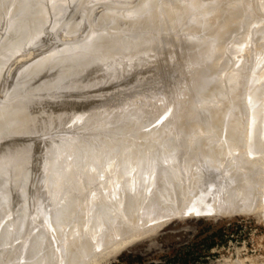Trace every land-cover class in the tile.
Instances as JSON below:
<instances>
[{
  "label": "bare ground",
  "instance_id": "obj_1",
  "mask_svg": "<svg viewBox=\"0 0 264 264\" xmlns=\"http://www.w3.org/2000/svg\"><path fill=\"white\" fill-rule=\"evenodd\" d=\"M49 1H51V0H0V18L1 17H3V18H5V17H7V18H5L6 20H8L9 21V23L7 22V24L9 25V26H12L13 25V29H12V31H19V35L21 34V35H24L26 32H27V30H29L30 28H33V29H30L31 31L30 32H32V30H35L36 32H38L39 30H40V28H42L43 27V25L46 23V20H44L45 18V16L47 15V13H48V5H49ZM54 1V0H53ZM57 2V5H58V7H59V9H60V7L61 8H63V9H65L64 8V6L66 7L67 5V7L69 8L70 7V9H72V7H73V9L74 8H76L77 9V7L76 6H73V5H76L77 3H75L76 2V0L74 1V0H70L69 2H68V0H66V1H64V0H56ZM71 1H74V3L73 4H71ZM85 1H90V0H78L77 2H78V5L79 4H84V3H86L87 4V2H85ZM92 1H94V0H92ZM92 1H90V3L92 2ZM102 1V0H101ZM113 1V0H112ZM119 1H121V0H119ZM128 0H125L124 2H126V4H128V5H126L125 7H127V6H129V4H131L130 2H131V0H129V3L127 2ZM139 1V0H138ZM142 0H140V2H138L137 3V0L135 1L137 4H135V5H133L135 2H134V0L132 1V6L131 7H129V8H125V10H123L124 11V14H123V12L121 13V11H119V12H116V9L114 10V8H116V7H114L115 6V3H114V6L111 4V3H106V4H111L112 6H110L111 7V9L113 10V11H115L114 13H110L109 12V14H107L106 13V11H109V9L107 10L106 9V6H105V9H106V11H105V13L103 12V13H100V15H101V17L99 18V20H97V21H99V24L101 23V24H104V26L106 27V25H108V26H110V28H114V30H112L111 29V31H117V27H120L121 25H123V24H126L127 22H129L130 23V21H132L131 23H132V28H131V30L134 28V24H136V21H140V19L142 18V16L143 17H145L144 15H147L146 14V9H147V11H148V14H149V11L150 10H152L153 11V7L151 8V9H148L147 7V5H148V2L150 1V0H146V1H143V2H141ZM157 1V0H156ZM159 1H162V0H158V2ZM164 1H166V0H164ZM171 0H168L165 4H169V2H170ZM174 0H172L171 2H170V4L169 5H171V4H175L177 1H175L174 3H172ZM182 1H184V0H182ZM186 1H188V0H186ZM186 1H184L183 3L181 2V1H179V2H181V6L184 4V3H186L185 5H183L182 6V8H179V7H176V6H174V8H177V10H181L182 9V14L184 15V13H185V15L187 14L186 12H194V11H196L197 10V7H199V12H200V9H201V17H202V14L204 13V12H206L208 9V7L206 8V9H203V8H201V7H204L203 5L205 4V3H208L209 1L207 0V2H203V5L202 6H199L200 5V3H202L201 1H200V3H197L196 1L197 0H192V1H190L189 3L188 2H186ZM199 1V0H198ZM204 1H206V0H204ZM212 1H214V0H212ZM211 1V2H212ZM228 3L229 2H231L230 0L228 1V0H226ZM234 0H232V3H231V7L229 6L228 8V11H227V9L225 10V8H227V7H225V5H226V3H225V1H219L218 0V2H219V4L221 3H223V4H225L224 5V8H223V10L226 12L225 14L224 13H222V12H224V11H222L221 9H219V8H222V5L220 6V7H218V8H216V10L218 9V10H221L222 12H220V13H222V14H224L223 15V17H220L218 20H220L221 18V25H220V27H219V29L217 28V32L215 33V34H212L213 32H211V31H209V32H211V33H209L210 35H211V37H213V35H215L214 36V39H210L209 38V36H208V32L207 31H205L206 33H207V36L206 37H208V40H205V39H207V38H205V39H203L205 36L203 35V34H205V32L203 31L202 32V29L203 28H205L204 26H200V29H199V27H198V25L197 26H194V27H192V28H194V29H196V27H197V30H198V35H197V37H202V39L200 40V38H195V41H196V39H198L197 41H199L198 43H196V45L194 46V47H197V44H199L198 46H199V48L197 49V50H195L196 48H194V49H192L193 50V52H191V53H187L188 55H185V54H183V52H182V49L180 48V51L181 52H179V56L177 57V56H175V54L174 53H172V52H174L175 51V53L178 51L177 49H174V48H172L171 47V44H172V42H171V40L169 41L168 39H164L166 42H170L169 44H170V47L172 48V50L174 49V51H167L168 53L170 52V57H172V58H174L175 59V57H177V58H179L181 55H180V53L181 54H183V56H181L178 60H180V61H182L183 62V60H182V57L183 58H185L184 60V63H183V65L186 67V69H188L187 71H189V75L187 74V72H186V76L185 75H183L184 73H182V70H181V73H182V77H187V75H188V80L189 81H187V82H185L184 83V81L185 80H187L186 78H182V80L180 79V77H178V73L176 74V75H174V73H170V72H168L169 74H173V75H171V76H167L168 75V73H167V77H171L170 79H177V77H178V81H176V80H171V81H173V82H177L176 84H175V89L176 88H179L178 86L180 85H182L181 86V88L183 87V90L185 91L186 89L185 88H187V90H186V92H184L182 89H181V92H182V94H184V93H187L188 92V94H191L192 92H190V91H192L193 90V93L194 94H198V97H196V98H198V99H196L195 100V97L194 96H197V95H194L193 94V96H192V94L190 95V96H192L193 97V99H194V101L192 102H187V100H185L187 103H185V104H183L184 102L182 101V97H184V96H181V95H178V96H181L180 98L178 97V96H176L175 97V95L173 96V97H175V102L173 101V103L175 104L174 105V108H168L170 105H169V101H168V103H166L165 102V107H166V104H168L169 106L168 107H166L165 109L166 110H168V111H170V112H166V110H164L165 111V113L166 114H168V115H166V116H168V117H165V114L163 113L164 111H163V109H162V111L163 112H161V105H160V103L162 104V102H160L161 101V97H163V96H166L164 93V91L163 90H167V89H163L164 88V86L167 88V85L166 84H164L163 83V81L164 82H166L165 81V79H167V77L165 78V74H163V75H161L162 73H158V72H156L157 73V75L159 74V76L161 75V77H158L157 76V78L158 79H160V82L162 81L161 80V78H162V76L165 78L163 81H162V83L164 84V85H161L160 84V82H159V80L157 79V78H154V79H157L158 80V82H159V85H161L160 87H158V85H157V83H156V85L157 86H155V85H153L152 84V82L151 81H149V82H151L149 85L150 86H152L151 88L153 89L154 87V89H156V87L157 88H159L158 90H161V92L163 91L164 93V95H162L159 99H157V101L158 102H160V103H156V101H155V103H156V106H155V103L152 105V103L154 102V96H152V97H149V98H151V100L150 101H152V103H149V105L151 104L153 107V109H155V110H151V107H150V110H148V108H147V110L148 111H146V114H147V112H149L152 116H153V113L154 114H157L158 112H157V110H159V109H157L156 110V108L157 107H159V105L161 106V107H159L160 108V116L159 117H157L158 116V114H157V118L156 117H153V118H156L155 119V121H157V122H155L154 121V124L155 123H159V119H161L160 120V122H162V123H160L161 124V126L159 127L160 129H158V128H156L155 127V130L157 131V130H159V131H155V130H153V131H155V133H158L157 135H155V136H153V135H148V136H144V135H146V134H148V130H150L149 128H147V133H145L143 130H142V128H138L139 126H137L138 124H137V122L138 121H142L141 119H139V118H137V119H134V120H131L132 119V117L133 116H135V114L139 111V112H144V114L141 112V114H143V115H146L145 114V107H147V106H145V105H143V107H144V111L143 110H141V109H139V108H141L142 107V104L141 103H139L140 105L139 106H135V105H133V104H136L135 103V101H133V99L134 100H138L139 98L138 97H136V99L135 98H131L130 97V100L127 98L128 96H135L134 95V93H132V95H131V93H128L127 91H129V90H125V92L126 93H128V94H130V95H128V96H126L125 94V98L127 99V102L128 103H126L125 101H124V99L122 100H120V101H124L126 104L125 105H128L129 104V101L131 102L132 101V103H131V105H133V107L131 106H129V108H128V106L126 107L125 106V108H127V109H122L121 110V106H118L117 104H118V102H119V105H120V101H118V102H116V101H114V98H112L113 99V101L114 102H116L115 103V105H117L118 106V108L115 106H113L112 104L111 105H109V104H107L106 103V101L104 100V103L105 104H107V106H108V109H109V107L111 106H113L112 107V110H110L111 109V107H110V109L108 110V112L109 111H112V113L114 112L115 114L113 115H111L112 116V118H113V120L111 119V116L110 117H107L108 115H106L105 113L107 112V108L105 109V113H100L97 109L95 110V105L97 106L98 104H99V102L98 103H96V99H94V98H99V97H103L104 98V96H105V98L104 99H106V96L107 95H109V93L108 92H110V90L111 91H113V89L112 88H115V87H112V85L110 84V83H112L114 80V82H116V79L115 78H113V81L112 82H109L108 83V91H107V89L106 88H104L105 90H102V89H98V87L96 86V85H98L99 84V86H100V88L103 86L102 84H103V79H98L99 80V83L98 82H96L95 83V81L94 80H97V79H93L94 77H92V75H91V73L92 74H94L91 70L92 69H94V68H90V70H89V72H90V75H91V78L93 79V81H90V77L89 78H86V80H87V82H88V86H89V84H90V82L92 83V82H94V87L95 88H93V86H91V89H93V91H95L96 92V88L98 89L97 91H98V94H100L99 95V97H98V94H96L95 92V94L97 95H95L96 97H93L92 95H91V90H89L90 89V87H86L85 86V78H83V77H81L82 78V83L84 84H82L83 86V88H85L86 90H89V93H90V95H91V97L94 99L93 101L95 102V103H93L94 104V109L92 108V111L91 110H89V108H88V110L87 111H91L90 113L88 112V113H86L87 111L85 110V108H86V106H89L90 105V101H91V97H90V95L89 94H87V93H81L80 91H78L81 95L80 96H78L79 97V99H77V98H74L75 96H73L74 94H77L78 92H77V90H78V88L81 86V84H79L80 83V81H78V79H80V76H77V74H74V72L76 73V72H79V71H81V70H83L84 68H83V66H85V69L87 68L86 67V63H92V61L94 62V61H96V62H94V63H92V65H97V63L99 64L98 66H92V67H97L96 68V70L99 72V74L101 75V76H103L102 74L104 73V72H107L109 75L108 76H106L107 74H105V77H106V79H107V81H106V83L104 82V84H105V86L107 85V82L108 81H111L112 79V76L113 77H115L116 76V78L118 79L117 80V82L119 81V79L120 78H122L121 76L118 78L117 77V75H116V73H118V71H121L120 70V67H121V65L122 64H126L127 62H123V61H126L125 60V58H128V59H131L130 60V63H132V59H133V62L137 59V63H141L142 61H145L144 60V58L146 59V56L147 55H149V53L148 52H150V55H151V52L153 53V55H155V56H150L149 58H151L152 57V59H155L154 57H156V54H157V51L155 52V50L158 48L157 46H156V44L155 45H153V49L155 48V50H154V52L153 51H149L148 50V48H147V50L146 49H142V54H141V52H140V54H137V53H139V49L138 50H134V49H136V48H138L139 46H138V44H140L141 46H143L144 47V45L146 44L145 42H147V40H149V39H144V38H148V37H144L143 36V39H140V38H142V35H144L145 34V32H146V34L148 33V31H150L151 30V28H152V25H150V26H147V28L148 27H151V28H149V30L147 31V30H144V29H146V27L145 28H141V27H139V25H138V27L139 28H141V29H143V31H145V32H143L142 30H138V28H134L135 30L134 31H136V34L138 35L139 33L138 32H143L142 33V35L141 36H139L140 38H138L137 36H135V37H137L138 38V40L139 41H141L142 40V44H141V42L139 43V41H137V40H135V42L136 43H134L133 41H134V39H136V38H134L133 39V35H136L135 33H133V32H131V35L133 36L132 37V39H131V35H129L130 33V31L131 30H129L128 29V27H127V29H128V31H126V32H128L129 34L127 35V36H130V37H127V38H129L128 40V42H130L131 44H129L128 42H125L126 40H127V38L125 39V43L126 44H124L123 43V46L121 45L122 43H120V42H123V41H121V40H123V39H121V38H119L120 36H122V38H124L123 37V35H119V36H117V34L120 32H118L117 34H116V36L112 33V34H110V36H108L107 34L108 33H110V32H108L107 31V33L105 34L104 32L107 30H105V29H102V30H105L103 33H101L100 34V31H98V28H96V29H94V27H95V23H96V17H98V16H96V15H94L95 13H94V11L90 14V16L91 15H94V18H92V17H90L89 19L90 20H95V21H93L94 23V25L92 24L91 26H94L93 28H91L90 27V30H89V32L91 31V30H93L94 31V34L96 33V31H98V33H96V34H99V36L98 35H95V36H92V38L94 37H96V39L93 41L92 39H91V41L93 42L92 44H93V46H95L94 47V49H96L95 51H94V49L91 51L90 49H92V48H90L89 50H88V46H85L86 44L88 45V44H90L91 45V41L89 42L87 39H89V38H91L90 36H89V38L88 37H86V36H88L87 35V33H89V32H86L85 34H86V38H82V39H86L88 42L86 43V44H84L85 42H86V40H85V42L84 43H80V37H78V39H79V41H77V42H74L73 44H71V46L72 45H74V46H72V47H74L76 50H73V48H68V47H66L64 44V46H65V49L67 50V48H68V50H67V52H66V54H70V52H68L69 50H71V53L72 54H70L69 55V57L67 56V55H65L63 58H62V67H57V69H55L56 68V66L54 67V66H52L53 67V69L54 70H58V68L60 69V71H58V74L56 75V77H54L55 76V74H54V76H53V74L52 75H50L51 73H52V71H51V73L50 74H48V75H50V77H51V79L50 80H52L53 79V81H54V79H55V83L52 81V83H54V85L56 84V82H58V84H61V86H63L64 88H61L60 87V85H57V86H54L51 82H48V83H51V85L54 87V88H58V86H59V89L61 88V90L63 91L64 89H65V91H69V89H70V91H72L73 90V92H66L65 93V91H64V95L62 94L63 92H60L59 90H58V93L60 92L62 95H60V96H62V98H64V100H66V104L65 103H63L64 105L63 106H66L67 104L69 105V107H71V111L69 112H67V110H66V112L67 113H70V115H71V113H75L72 109H78L79 107H78V105H77V108L75 107L74 108V106L76 105V103L77 104H82V105H85V108L83 107H81L83 110H85L86 112H85V114L84 113H81L80 115H81V117L79 116V114H78V112L77 113H75L79 118H83V119H77L76 118V120L74 119L75 117H74V115L73 116H69L70 118H71V122H69V123H73V126L75 125V123H78L79 122V125H75L76 126V128H72V129H74V131H75V129H77V127L78 128H80V127H82V130L85 128L84 126H87V128L88 129H84V131H86L85 133L82 131V134H80L79 135V132H76V131H79V130H81V129H79V130H76L75 132V134L76 135H72V133H69V134H66L65 132L68 130H70L71 131V127L72 126H69L70 127V129H65V131L64 130H62L63 128H61V129H59L58 127H61V125L59 126V124H63V126H65L66 124L64 123V122H62V121H64L65 119L67 120V119H69V117H67L66 118V116H68L69 114H65L66 112H64V113H62V110H63V108H66V107H68V105L66 106V107H60V104H61V106H62V102L61 101H63V100H60V99H58V98H60L59 97V94L57 93V97L56 96H54L55 97V99H53L54 97L53 96H51V92H55V90L56 89H54V91H51L50 90V88H53L52 86L49 88V86H48V88L49 89H47L48 91H50L49 93H50V95L49 96H51V97H53L52 99L54 100L53 102H55V101H57L56 100V98L58 99V101L57 102H61L60 104H59V107L61 108L60 110H61V112H60V110H59V112H60V114L58 113V112H56V111H58V105H56V103L57 102H55V103H53V102H51L50 103V101H46V99H45V101H42L43 99H44V97L45 96H42L41 94L43 93V91L47 88V81L48 80H46V79H49L48 78V75H47V73H49L48 72V70H46V69H43V68H45V66L47 65V66H49L47 63H45L46 61H44V63H43V65H42V63H41V61H39V59L38 58H36L37 59V62L35 61V64H38V62H40L39 64H38V67H39V65L41 64L42 66H43V68L41 67V69L42 70H46V73H45V71L44 72H42L44 75H46L47 77H46V79H45V76H42V78H40L38 75V73H40V72H38V73H36V75L38 76H36L37 78H40L39 80H41V81H43V79L46 81V83L45 82H43V83H45V89H42L43 87L41 86V90H43L42 91V93L40 92L41 90L40 89H38V92H36V90H37V88L36 89H34L33 90V92L35 91L36 93H37V95H39L38 97L39 98H37V95L36 96H33L32 97V95L30 94V93H28L27 91H26V88H25V91H23V90H15L16 91V96H18V99H14L15 98V96L14 97H10L9 98V96L8 97H6V98H3V99H0V105H1V103H2V105L0 106V124L2 125V123H3V126L5 125V126H7L6 128L5 127H0V130H2V128H3V130H6L7 131V129L9 128V132H8V134H7V132H6V136L4 137V135L1 137L0 136V138H4L3 139V141L4 140H7L6 141V143H5V141L4 142H1L0 141V143L2 144H6L4 147H2L1 146V144H0V218H3V220H4V222H2L4 225H3V227H2V229H1V231H0V233L2 232V234H0V236H1V238L3 239V240H5V242L6 241H10V240H15L17 237H19V235H21V234H23V236H21L22 237V240L24 239L25 241H20V240H18V241H20V243L19 244H17L15 247H14V249H13V251H12V253H11V255L10 256H8V254H7V256L9 257V261H10V264H26V263H29V264H40V262L42 261V257H41V254H42V256H43V258H44V256L46 255V253H47V255L46 256H48V254H50L47 258H49L48 260H49V262H47V264H104L105 262H107L109 259H111V258H114V257H116L120 252H122L124 249H126L128 246H130L132 243H134V242H136L137 240H139L144 234H146L144 231H143V228H142V231H143V233H136L137 231H135V233H128L127 235H123V236H119L118 235V233H119V231H121V232H125V231H127V228L125 227V226H127V225H129V224H132V227L133 228H135L133 225H134V222L136 221H134V220H132V218L133 219H136L135 218V214H137L136 212H132V211H134V210H136V211H140V215H141V212H142V214L145 216V217H149V218H151V217H153V216H155L156 218L157 217H160V216H162V215H167V214H169L172 210L174 211V209H172V207L174 208H176V207H178L179 206V209H177L176 211H179L180 210V207H181V205H182V203H183V205H182V209L183 210H185V207H186V209H188V210H186V211H188V213L190 212V213H192V212H196V213H205V211H209L210 212V210H211V212H216L215 211V209H226V211H227V209L228 208H230V207H233L232 206V204H233V202H232V200H231V197H232V195H234V189H233V186H232V182L234 181V179H235V177L236 178H239V180H241V179H245V180H247L248 181V179H249V181H250V178L253 180V178H255V177H257V176H259V174L258 175H256L255 176V174H256V172H254V170H256V169H254L255 168V165L254 166H252V165H250V164H246L247 166H243V164H241V165H237V164H239V163H235V159H233V158H235V156H233L234 155V148L232 147V145L233 144H231V143H228L227 144V142H226V139H229V140H231L232 138H234V140H236L237 139V135H235L234 133H236V134H238L239 135V138H241L242 139V141H245L246 140V138H247V140H248V138L249 137H245V140H243L244 139V137L242 138V136L243 135H245V133L243 132L244 131V129L246 128L247 129V126L249 125V124H251V123H253V127H252V129H253V132L255 133V137H253L254 136V134L252 135V137H251V141L253 140V139H255L254 141H252V143L253 144H257V145H262L263 143H264V110H263V106H264V101H263V103H261V105H263L262 107L260 106V108L262 109V111L261 110H259V112L260 113H262V114H260L259 113V115H258V117L257 116H255L256 118H255V120H254V122H251V118H249V120H250V123L248 124H246V122L244 123V121H245V117L246 116H242V115H244V114H247L248 115V112L250 111V110H248V112H244L243 114H239L238 112L240 111L239 109H242L243 108V106H242V108L237 104L236 105V98H238V100H239V98L240 97H245V96H243V95H245L243 92L246 90L247 91V89H246V87H250L251 85H249L248 84V82L245 80V86L244 85H242V83H238V81L237 80H235V79H238V76H237V78H234V82H236L237 81V84L239 85V84H241L242 86H244V88L243 87H241V86H239V87H241V88H237V89H233V88H236V87H238L237 85H236V87H235V85L233 86V84H229L230 82L229 81H231V79L233 80V78H231L228 82L229 83H227V85H230V86H232V87H230V89H233V91H237L238 92V89H242L243 88V90H239L240 91V93H242L243 95H240V93H236V94H239L240 95V97H236V95L235 94H233V96H232V93H234L232 90V92L231 91H229L230 89H229V87H228V91L229 92H226L227 93V95L229 96V94L231 95V98H232V100H231V98H230V96H229V98L226 96V93H225V91H224V89H223V86L225 85V83L227 82L225 79V83H224V81H222L223 80V78L221 77V75L222 74H220V73H222V70L223 69H221L223 66H221V67H218V68H220V69H218L216 66L218 65V66H220L221 65V63L223 62V60H224V58L226 57V55H224L225 57L222 59V49H223V47H220V46H224V44H223V42H224V40H229L228 39V37L230 36V34H233L232 36H230V38L232 39V42H231V40H230V42L229 43H231V44H229V46L230 47H228L227 46V44L228 43H226V46L228 47V49H230V50H228V49H226V51L228 50L229 52H226V53H231V45L233 44V42H234V40H236L235 38L233 39V37H234V35L238 32V30L236 31L235 30V28H236V26H238L237 24L232 28V24L233 23H236V21L237 22H240V20L241 19H237L236 21H235V19L236 18H241L242 17V20L244 21H242L243 23H241L240 22V25H242V24H245V23H249L250 22V19H251V17L253 16H251V13L252 14H255L256 15V13H258L261 9H262V12H259V14L261 13V15H262V13L264 12L263 10H264V0H246V2H248V3H246V4H248V10H246L247 8H245L244 9V4H243V6L242 5H240L241 4V0L238 2V0H237V2L239 3V6H234V8H233V6H232V4L234 3V2H236V1H234ZM243 1H245V0H243ZM52 2V1H51ZM100 1H98V3H99ZM104 2V1H103ZM106 2H107V0H106ZM109 2V1H108ZM114 2H116V1H114ZM155 2V1H154ZM158 2H156V5L155 4H153V5H151V6H154L155 5V7L158 5L157 3ZM211 2H209V3H211ZM56 3H55V1L53 2V4H55L56 5ZM72 5V6H69L70 4ZM89 3V2H88ZM97 3V4H98ZM102 3V2H101ZM113 3V2H112ZM117 3V2H116ZM119 3H121V5L123 4L122 3V1L121 2H119ZM118 3V4H119ZM213 3H215V4H217L215 7H217L218 6V3H217V0H216V2L214 1V2H212V6H213ZM227 3V5H229ZM92 4H94L95 5V2H92ZM178 4H180V3H176L175 5H178ZM199 4V5H198ZM236 3H234V5H235ZM77 5V6H78ZM94 5H91V7L93 8V10H95L94 8H95V6ZM99 5H100V3H99ZM102 5V4H101ZM109 5H107V7H109ZM125 5V4H124ZM123 5V6H124ZM168 5V6H169ZM207 6H210L209 4H206ZM226 5V6H227ZM52 6V5H51ZM86 6V9H87V11H91V9H89L88 7H87V5H85ZM84 5H83V7H85ZM88 6H90V4L88 5ZM94 6V7H93ZM104 6V5H103ZM150 6V7H151ZM159 6H160V9H165V7L163 6L162 8H161V6H162V4L160 3L159 4ZM159 6H157L158 8H159ZM166 6V5H165ZM168 6H166V7H168ZM213 6V7H214ZM19 7H24V14H21V17H18L19 16V13H22V12H18V11H20L21 9L19 8ZM50 7V6H49ZM54 7H57V6H54ZM66 7V8H67ZM109 7V8H110ZM121 6L119 5V8H120ZM154 7V8H155ZM19 8V9H18ZM67 8V9H68ZM80 9H82V11H84L83 10V8L82 7H79ZM158 8H157V10H158ZM231 8V9H230ZM15 9H18V11L17 10H15ZM26 9H28V10H30V13H29V15L27 14L28 12L26 11ZM49 9H51V8H49ZM53 9V12H54V10L56 11V10H59V9H55V8H52ZM51 9V10H52ZM79 9V10H80ZM85 9V8H84ZM86 9H85V11H86ZM104 9V10H105ZM118 9V8H117ZM122 9H124L123 7L121 8V10ZM156 9V8H155ZM155 9H154V12H155ZM163 9V10H164ZM169 9H171V8H169ZM168 9V11H170ZM196 9V10H195ZM209 9H211L210 7H209ZM17 11L16 13H17V17H15V20H14V15H11L12 14V12L13 11ZM60 10H62V9H60ZM75 10V9H74ZM73 10V11H74ZM111 10V11H112ZM119 10V9H118ZM117 10V11H118ZM163 10H161V11H163ZM165 10H167V9H165ZM176 10V9H175ZM175 10H172L173 11V13L174 14H172V12L170 11V12H167V14L168 13H170L171 15H173V16H176L175 18H174V20L176 21L177 19V16L178 15H176L177 14V12L178 11H175ZM192 10H194V11H192ZM202 10H204V12L202 11ZM213 10H215V9H213L212 8V11H211V13L213 12ZM218 10H217V12H218ZM243 10H245V15H246V12L248 11V12H250V19L248 20L247 19V17H245V15H243L244 14V11ZM22 11V10H21ZM63 11V14L64 15H62L61 13V15H59V16H62L61 18L63 19L64 18V22H66L65 21V19L67 18H65V17H63V16H68V15H73V14H75V15H77V16H79V15H81V16H79L80 18L81 17H84L85 16V14H87V13H85L84 14V12H83V14H77V12L75 13V11L72 13V12H70L71 14H67V12H65L64 10H62ZM67 11H69V10H67ZM77 11V10H76ZM81 11V10H80ZM112 11V12H113ZM151 11V12H152ZM50 12H52V11H50ZM49 12V15L51 14ZM57 12H60V11H56V12H54V13H52V16L55 14V17H56V13ZM66 13V15H65V13ZM144 12H145V14H144ZM151 12H150V14H151ZM154 12H153V17L155 18V16L156 17H158V15L160 14L159 12H160V10L159 11H156V12H158V13H156V14H158V15H155L154 16ZM190 12V13H191ZM248 12H247V15H248ZM15 13V12H14ZM69 13V12H68ZM162 14H160L159 16H161V15H165L164 14V11L163 12H161ZM165 13H166V11H165ZM190 13H189V15H190ZM210 12H208L207 13V15H205L206 13H204L203 15H205V19H207V18H209V17H206V16H212L211 18L212 19H214L213 17H215V16H213L214 14H212V15H210L211 14ZM214 13H216L215 11H214ZM219 13V12H218ZM26 14H27V16H26ZM104 14V15H103ZM120 14H123V15H120ZM149 14V15H150ZM178 14H179V12H178ZM195 14H198V11H197V13H195ZM193 15L192 14V17L194 16H196V15ZM209 14V15H208ZM221 14V15H222ZM22 15H25L24 17H22ZM49 15H47L48 17H49ZM71 15V16H72ZM83 15V16H82ZM149 15H147V17H145V18H147L148 20H150L148 17H149ZM150 15V18L152 17ZM171 15H169L170 16V18H172L171 17ZM182 15V16H183ZM200 15L199 16H197V18L195 19L194 18V21L193 20H191L190 21V23H192L193 25H195L194 24V22H198V20L199 21H201L202 22V20L201 19H203V21L205 20L204 18H201L200 17ZM216 15V14H215ZM218 15H220V14H218ZM220 15V16H221ZM264 15V14H263ZM9 16H10V18H11V16L13 17V21H11V20H9ZM16 16V15H15ZM52 16H50V17H52ZM70 16V17H71ZM77 16H76V18H77ZM88 16V15H87ZM166 16V15H165ZM181 16V17H182ZM260 16V15H259ZM58 17V16H57ZM69 16H68V18H70ZM73 17H75V16H73ZM78 17V18H79ZM89 17V16H88ZM88 17H87V19H88ZM180 17V18H181ZM186 17H191V15L190 16H187L186 15ZM186 17L185 16H183L182 17V19L183 18H185L186 19ZM217 18L219 17V16H216ZM249 17V16H248ZM254 17V16H253ZM252 17V18H253ZM264 17V16H263ZM3 18H1V20L3 19ZM59 19L60 21L62 20V19ZM76 18H73V20L74 19H76ZM79 18V20H81ZM86 18V17H85ZM145 18H142L141 20L144 22V20H145ZM159 18V17H158ZM180 18H178V20L180 19ZM211 18H209V20H211ZM258 18V17H257ZM260 18V17H259ZM47 19V18H46ZM49 19H52V18H49ZM49 19H47V20H49ZM86 19V20H87ZM147 19H146V21H147ZM161 19V18H160ZM160 19H159V24H161L160 22ZM163 19V18H162ZM169 19V18H168ZM185 19H183V20H185ZM190 19H193V18H190ZM216 19V18H215ZM262 19H264V18H260L259 19V22L257 23V26L259 25V23L261 22V23H263L264 22V20H263V22L262 21H260V20H262ZM43 20H44V22H43ZM53 21H57V18L56 19H52ZM67 20H69V19H67ZM71 20H72V18H71ZM86 20H84L83 19V22L85 21V26H86V24H88V22H86ZM89 20V22H91ZM152 20H153V18H152ZM158 20V19H157ZM165 20V19H164ZM172 20V19H171ZM169 21V22H171L170 24L172 25L173 23H175V22H173V20L172 21ZM177 20V21H178ZM217 20V19H216ZM235 22H234V21ZM253 20H255V21H257V19H255V17L253 18ZM3 21V20H2ZM13 22V23H11V22ZM60 21H59V24H60ZM76 21H77V19H76ZM156 21V20H155ZM155 21H153L152 22V24L155 22ZM181 21V20H180ZM179 21V22H180ZM186 21V20H185ZM184 21V23H186V25H184V27H187V21H189V19L185 22ZM215 20H213V23H215L214 22ZM254 21V23L256 24V22ZM1 22V21H0ZM4 22H5V20H4ZM6 22H5V24H6ZM58 22V21H57ZM63 22V21H62ZM62 22H61V24L60 25H62ZM63 22V23H64ZM69 22H70V20H69ZM68 21H67V23H69ZM73 22V21H72ZM72 22H70V23H72ZM135 22V23H134ZM157 22V21H156ZM165 22V21H164ZM183 22V21H182ZM211 22H212V20H211ZM11 23V24H10ZM44 23V24H43ZM48 23L49 24H51L49 21H48ZM47 23V24H48ZM53 23V22H52ZM76 23H78V21L77 22H73V24H75L76 25ZM80 23H81V21H80ZM78 23L77 25H81V24H83V23ZM98 23V22H97ZM96 23V24H97ZM134 23V24H133ZM138 23V22H137ZM140 23V22H139ZM138 23V24H139ZM145 23H148L147 25H149V24H151V22L149 23V22H145ZM158 23V22H157ZM157 23H155L156 25H157ZM178 23V22H177ZM177 23H175V24H177ZM181 23V22H180ZM189 23V24H190ZM198 23H200V22H198ZM197 23V24H198ZM205 23V22H204ZM203 23V24H204ZM209 23H210V21L207 23V26H208V30L210 29L209 27H212L213 25H212V23H210V25H212V26H210L209 25ZM219 22L217 21V25H219L218 24ZM254 23H252V21H251V25L250 26H252V24H254ZM2 24H4V23H2ZM1 23H0V26L2 25ZM4 24V25H5ZM7 24L5 25V26H7ZM57 24V23H56ZM59 24H58V26H57V30H58V27H59ZM91 24V23H90ZM90 24H88L87 25V28H88V26L90 25ZM98 24V25H99ZM141 24V23H140ZM144 24V23H143ZM155 24H153V25H155ZM175 24H173V26H175ZM181 24H183V23H181ZM180 24V26L182 27L183 25H181ZM188 24V26L190 27V29L192 30V28H191V25L192 24H190L189 25ZM201 24V23H200ZM206 24V23H205ZM216 24V23H215ZM239 24V23H238ZM254 24V25H255ZM264 24V23H263ZM262 24V25H263ZM53 25V24H52ZM64 25H65V23H64ZM76 25V26H77ZM145 25V24H144ZM164 25V24H163ZM192 25V26H193ZM240 25L237 27L238 29L240 28V29H242L241 27H240ZM248 26H249V24H247ZM261 25V24H260ZM259 25V26H260ZM262 25L260 26L261 27V29L262 28H264V27H262ZM48 26H50V25H48ZM53 26H55V24L53 25ZM52 26V27H53ZM79 26H77L78 28H79ZM82 26V25H81ZM101 26V25H100ZM104 26H101L102 28L104 27ZM106 27V28H109V27ZM128 26H131V24L130 25H128ZM135 26H137V25H135ZM141 26V25H140ZM143 26V25H142ZM158 26V25H157ZM156 26V28H158V27H160L161 28V26H158L157 27ZM176 26H179V25H176ZM207 26H206V28L205 29H207ZM246 26V25H245ZM259 26L257 27V28H255V30L257 29V34L256 35H258V32L260 31L259 29ZM4 27V26H3ZM51 27V26H50ZM62 27V26H61ZM82 27H84V26H82ZM81 27V29H85V28H82ZM98 27V26H97ZM122 27V26H121ZM120 27V28H121ZM124 27V26H123ZM163 27H166V26H163ZM181 27H179V29H180V31H181ZM201 27H202V29H201ZM252 27H254V26H252ZM250 28L251 30H253L254 28ZM7 28V30H8V27H6ZM12 28V27H11ZM29 28V29H28ZM85 29L83 32H85L86 30H88V29ZM110 28L108 29V30H110ZM130 28V27H129ZM167 28V27H166ZM171 28V27H170ZM175 28H177V27H175ZM231 28H232V30H235V31H232L233 33H228V31H230L231 30ZM249 28V27H248ZM259 28V29H258ZM2 26H1V30H0V32L2 31ZM45 29V28H44ZM43 29V30H44ZM50 30L49 31H51V32H54L55 33V28H53V30L54 31H52L51 30V28H49ZM122 29V28H121ZM127 29H125V30H127ZM153 29V28H152ZM184 29H187V28H184ZM189 29V28H188ZM212 29H216V27L215 28H213L212 27ZM240 29H239V31H240ZM244 29H246V27L245 28H243L242 30H244ZM249 29V30H250ZM22 30V31H21ZM23 30H25V31H23ZM38 30V31H37ZM42 30V29H41ZM46 30H47V26H46V29L43 31V33H46L47 34V32H46ZM57 30H56V32H57ZM79 30H80V28H79ZM99 30H100V27H99ZM124 29H122V31H123ZM159 32L160 31H162V30H165V29H162V30H159V29H157ZM168 30H169V28H168ZM167 30V31H168ZM172 30H173V28H172ZM196 30V31H197ZM199 30H201V33H203L202 35H201V33H200V31ZM211 30V29H210ZM247 30L248 29H246L245 31H242V32H246V33H248L247 32ZM259 30V31H258ZM263 30V29H262ZM5 31V27H4V30H3V32ZM93 31H91L92 33H93ZM151 31H153V30H151ZM154 31H155V29H154ZM157 31V32H158ZM166 31V30H165ZM171 31V30H170ZM178 31V30H177ZM179 31V32H180ZM182 31H183V29H182ZM181 31V32H182ZM186 31H189V30H186ZM11 32V31H10ZM21 32V33H20ZM22 32H25V33H22ZM90 32V33H91ZM159 32L157 33V38L158 39H160L159 38V36L162 38V36L159 34ZM172 32V31H171ZM171 32H169L170 33V35H169V37L171 36ZM195 32V31H194ZM193 32V33H194ZM214 32H215V30H214ZM241 32V31H240ZM261 32V31H260ZM6 33V32H5ZM7 33H9V32H7ZM6 33V34H7ZM11 33H13V32H11ZM39 34H40V32H38ZM42 33V34H43ZM54 33H52L53 35H54ZM121 33V32H120ZM123 33V32H122ZM121 33V34H122ZM152 33V32H151ZM175 32H172V34H174ZM191 32H187V34H190ZM197 33V32H196ZM196 33H194L195 35H196ZM226 33H228L229 34V36L227 37V34ZM250 33H251V31H250ZM249 33V35L247 34H245L246 35V37L247 36H250L251 34ZM252 35H251V37H247L246 39H250V40H248V41H250V43H251V41H253V40H251V38H253L254 37V33H255V31L253 32L252 31ZM264 33V30L262 31V34ZM1 34L2 33H0V36H1ZM4 34V33H3ZM29 34V33H28ZM27 33L25 34L26 35V37H27V35H28ZM33 34H35V32L33 31ZM46 34H44V35H46ZM57 34V33H56ZM85 34H83V36L85 35ZM125 34V33H124ZM153 34V33H152ZM154 34H156V32H154ZM153 34V36H155ZM179 34H181V33H179ZM182 34H183V32H182ZM199 34L201 35V36H199ZM238 34H240L241 35V33H238ZM243 34V33H242ZM10 35V34H9ZM9 35H8V37H9ZM15 35V37H16V40H14L15 39V37H14V39L12 38L13 36ZM17 35V36H16ZM18 33L16 34L15 32H14V34H13V36H11L10 35V37H11V39H12V41H11V46H7V44L5 45V52H4V54H3V50H1L0 49V51L2 52V54H1V56H5L6 57V55H8L9 56V54L13 51L14 53H16V52H18V51H21V50H18V48L19 49H25L26 50V48L24 47L25 46V44H24V42L26 43V42H29L28 41V39L30 38V37H25V35L23 36V37H21V38H19V40H17L18 39ZM31 35H32V33H31ZM37 35V34H36ZM48 35H50V33L48 34ZM53 35H51V36H53ZM89 35H91V34H89ZM114 35V36H113ZM175 35H177L178 36V33H176V34H174V37L172 38L173 40H175L176 41V45H177V43L179 42H177V38L175 37ZM195 35H192L191 34V37L192 38H194L193 36H195ZM206 35V34H205ZM244 35V36H245ZM35 36V35H34ZM40 37V39L42 38L43 39V37H41V35H39ZM111 36H113V37H115V38H113V37H111ZM125 36H126V34H125ZM150 36H151V34H150V32H149V38H150ZM173 36V35H172ZM183 36H186V32L184 33V35ZM237 36H239V35H236L235 37H237ZM242 36V35H241ZM253 36V37H252ZM260 36V33H259V35L257 36V39H258V37ZM264 35H262L260 38L262 39V37H263ZM2 37V39H3V36H1ZM8 37H5L6 39L8 38ZM31 37H33V36H31ZM38 36H35L34 38H32L33 40H31L30 39V41L32 42V43H35V40L34 39H36ZM47 37H49V36H47ZM56 37V36H55ZM152 37V36H151ZM156 37V36H155ZM179 37H182V36H180L179 35ZM188 37H190V36H188L187 35V37H184V38H187V41H190V40H192V42H193V39H190V38H188ZM22 38H24L23 40H27V41H21L22 40ZM38 38V39H39ZM93 38V39H94ZM111 38H113L114 39V41H115V39H116V41H120V42H118L120 45H119V47L117 46L118 44H116L117 42H114V41H112V42H114V44L116 45H112V44H110V46H109V48H108V46L107 45H109L108 43H111ZM117 38H119L118 40H117ZM154 38V37H153ZM166 38V37H165ZM174 38H176V39H174ZM226 38V39H225ZM239 38H240V40L242 41V38H243V36H242V38L239 36ZM239 38H237V39H239ZM245 38V37H244ZM244 38H243V40H244ZM255 38V37H254ZM253 38V39H254ZM259 38V40H261ZM10 38H8L7 40H9ZM38 39H36V40H38ZM41 39V40H42ZM45 39V38H44ZM50 39H53L54 40V38L52 37H50ZM57 39V38H56ZM55 39V40H56ZM155 39V38H154ZM163 39V38H162ZM179 39V38H178ZM188 39H190V40H188ZM246 39H245V42H246ZM5 40V39H4ZM48 40H49V38H48ZM48 40H47V43H48ZM53 40H51V41H53ZM146 40V41H145ZM150 40H151V38H150ZM148 41V43H147V45L148 44H150V42L151 41ZM161 40V39H160ZM172 40V41H173ZM180 41H182L181 40V38L179 39ZM185 40V39H184ZM184 40L182 41V42H184ZM263 40H264V38H263ZM2 40H0V44L1 43H3L4 44V42L2 41ZM6 41V40H5ZM10 41V40H9ZM16 42L14 45H13V43L12 42ZM17 41L18 42H23V43H18L19 45H21V48L20 47H18L19 45L17 44ZM56 41H58V42H56ZM55 42L56 43H53L54 44V47H55V45L57 44V45H59L60 43V41H59V39L58 40H56ZM75 41V40H74ZM143 41H145V42H143ZM155 41H157L156 39H155ZM155 41L153 42V40H152V43L154 44L155 43ZM159 41V40H158ZM186 41V40H185ZM237 41V43H238V41L239 40H236ZM235 41V42H236ZM240 41V42H241ZM254 41H255V39H254ZM257 41V40H256ZM7 42V41H6ZM36 42H38V41H36ZM163 42V44H164V41H162ZM165 42V43H166ZM191 42V41H190ZM189 42V43H190ZM191 42V43H192ZM226 42V41H225ZM228 42V41H227ZM238 43V45H240L241 43ZM244 42V43H245ZM262 42V41H261ZM261 42L259 43V44H257V45H261ZM264 42V41H263ZM262 42V48H264V43ZM8 43V45H10ZM30 43V42H29ZM29 43H26V47L28 46V48H29ZM39 43L40 44H42L41 42H40V40H39ZM44 43V42H43ZM50 44L52 43V42H49ZM59 43V44H58ZM62 43V42H61ZM67 43V42H66ZM69 43V42H68ZM70 43H72L71 41H70ZM69 43V44H70ZM75 43H80V46H79V44H77V45H75ZM159 43H161L160 41H159ZM181 43V42H180ZM179 43V44H180ZM190 43V44H191ZM194 43V42H193ZM193 43H192V45H193ZM194 43V44H195ZM249 42H247V43H245V45H247ZM250 43L248 44V46H246L247 47V50L245 51L246 52V55H247V51L249 50V48H250ZM258 43V42H257ZM28 44V45H27ZM37 44V43H36ZM50 44H48L49 46L48 47H50L51 49H52V46H50ZM81 44H82V46H83V44H84V46L86 47H82L81 46ZM127 44H128V46L130 45V46H134V47H136V48H132V50H131V52L132 51H134V54H135V52H137L136 54H137V56H136V58L135 57H133V56H135V55H133L132 56V54L130 53V48L131 47H128L129 48V50H127L128 48L126 47L127 46ZM135 44H136V46H135ZM175 44V43H174ZM213 44L215 45V44H218L217 46H219V47H217L219 50H222V51H220L219 52V50H215V53L214 54H211V55H214V57L217 55V58H218V56L220 57V55H221V58L219 59V60H221L222 62L220 63V62H218L219 60L217 59H215V61L216 62H211V64H209L208 63V61L210 60V58H214L213 56L212 57H210V58H207V57H209V53L210 52H212L211 51V47H213V48H215L216 46H213ZM18 45V46H17ZM43 45V47L45 46V45H47L46 43H44V44H42ZM56 45V46H57ZM62 45V46H63ZM67 45V44H66ZM89 45V46H90ZM152 45V44H151ZM151 45H149V46H151ZM160 45H162V44H160ZM167 45V44H166ZM165 44H164V46H166ZM173 45V44H172ZM180 45H182V43L180 44ZM179 45V46H180ZM186 46L187 45H189L188 43L187 44H185ZM190 46V48L192 47L193 48V46ZM200 45H202V46H200ZM235 45V44H234ZM245 45H244V47L242 48V49H239V50H241V54L244 52V49L246 48L245 47ZM256 45V44H255ZM256 45V46H257ZM3 47H4V45H2ZM6 46L7 47H11V48H17V50L18 51H16L15 49V51L14 50H10L9 51V49L10 48H6ZM17 46V47H16ZM31 46V45H30ZM36 46H39V44H37V45H35V47ZM71 46H69V47H71ZM82 47V48H76V47ZM92 46V45H91ZM90 46V47H91ZM107 46V47H106ZM120 46L122 47V49H120L118 52H117V49H116V52L118 53V54H116L115 53V51L114 50H112L111 49V47H116V48H120ZM125 46V47H124ZM138 46V47H137ZM164 46H161V47H163L164 48ZM183 46L184 45H182V48H183ZM189 46H187L186 48H189ZM225 46V47H226ZM241 46H243V44H241ZM256 46H255V48H256ZM0 47H1V45H0ZM41 46H39L38 48H40ZM46 47V46H45ZM47 47V48H48ZM53 47V48H54ZM61 47V44H60V46H59V48ZM124 47V48H123ZM148 47V46H147ZM157 47V48H156ZM161 47H159L158 49L159 50H161V49H163V48H161ZM167 47V46H166ZM165 47V48H166ZM178 47V46H177ZM181 47V46H180ZM236 47V46H235ZM238 47V46H237ZM236 47V48H237ZM249 47V48H248ZM260 47V48H261ZM58 48V47H57ZM56 48V49H57ZM62 48L63 47H61V51L62 52H64L63 50H62ZM127 48V49H126ZM146 48V47H145ZM161 48V49H160ZM164 48V49H165ZM189 48V49H190ZM220 48H222V49H220ZM239 48H240V46H239ZM257 48H259V46L257 47ZM259 48V50L257 51V52H255V53H258L259 51V54L261 53V51H263V49H260ZM4 49V48H3ZM6 49L8 50L7 52H6ZM42 49V48H41ZM40 49V50H41ZM51 49H48V51L49 50H51ZM64 49V48H63ZM64 49V50H65ZM104 49L106 50V49H108V50H110L108 53L110 54L111 53V50H112V52L113 53H115L117 56L114 58V56H115V54H113L112 56L111 55H108V54H106L105 55V52H104ZM150 50H151V47L149 48ZM152 49V50H153ZM164 49L163 50H161L162 51V53H160V54H162L163 55V53L166 51H164ZM178 49H179V47H178ZM184 49H185V46H184ZM233 49H235L234 48V46H233ZM233 49H232V51H233ZM45 50H47L46 48H45ZM45 50H43L44 52H46ZM65 50V51H66ZM158 50V51H159ZM168 50V49H167ZM185 50H187V49H185ZM184 50V51H185ZM191 50V49H190ZM191 50V51H192ZM213 50V49H212ZM238 50V49H237ZM237 50L235 51L236 53H237ZM238 50V51H239ZM251 50H254V49H251ZM257 50V49H256ZM255 50V51H256ZM52 51V50H51ZM53 51H54V53L53 54H56V51H58V49L55 51V48L53 49ZM52 51V52H53ZM60 51V52H61ZM94 51V52H93ZM129 51V52H128ZM141 51V50H140ZM143 51L145 52L146 51V56H144L143 54ZM208 51H210V52H208ZM8 52H10L9 54H8ZM13 52L11 53V55H15V54H13ZM43 52V53H44ZM50 52V51H49ZM52 52H50L49 54L50 55H52ZM60 52H58V53H60ZM167 52H165V53H167ZM206 52H208V54H206L205 55V53ZM216 52H218V53H216ZM224 52H225V50H224ZM223 52V53H224ZM235 52H232L233 54H234V56H236L235 55ZM244 52V53H245ZM253 52V51H252ZM252 52H249V54L250 53H252ZM7 53V54H6ZM19 53V52H18ZM43 53H40V55L41 54H43ZM156 53V54H155ZM168 53H167V55H168ZM171 53L173 54V55H171ZM178 53V52H177ZM176 53V54H177ZM185 53H186V51H185ZM231 53V55H233ZM254 52H253V54H255ZM263 53H264V51H263ZM49 54L47 55V53H45V55L46 56H48L49 57ZM216 54V55H215ZM238 54H239V52H238ZM238 54H237V56H238ZM240 54V55H241ZM262 54V53H261ZM11 55L9 56V57H11ZM45 55L43 54V56L45 57ZM58 55V54H57ZM57 55H55L56 56V59H54L55 58V56H53L54 58H52L51 56L49 57V60L48 59H46V60H48L47 62H49L50 61V64H51V61H52V64H53V59L54 60H56L57 62L59 61V60H57ZM61 55H63V53L61 54ZM143 55V56H142ZM159 55V54H158ZM157 55V56H158ZM162 55H160V56H158V57H156V58H158V60H159V58H163V56ZM167 55H165V58H163V59H165V61L168 59H170V58H167L166 59V57H168ZM185 55V56H184ZM208 55V56H207ZM210 55V56H211ZM243 55L245 56V54H242L241 56L243 57ZM252 54H250V56H251ZM262 55H264V54H262ZM12 56V57H13ZM17 56V55H16ZM15 56V57H16ZM42 56V55H41ZM43 56H42V58H43ZM59 56V55H58ZM131 56L133 57V58H131ZM174 56V57H173ZM187 56V57H186ZM227 56H230V54L229 55H227ZM236 56V57H237ZM241 56H239V57H237V58H239V59H241L240 57ZM260 57H261V55H259ZM259 56H257V57H259ZM9 57H7L6 59H8ZM11 57V58H12ZM38 57H40V56H38ZM66 57H68L67 59H66ZM113 58V59H110V58ZM231 57V56H230ZM251 57H253V56H251ZM250 57V58H251ZM2 58V57H1ZM41 58V57H40ZM41 58V59H42ZM52 58V59H51ZM110 60H109V59ZM171 58V59H172ZM234 58V59H233ZM235 59V57H231V59H232V61H230V62H232L233 63V61L235 62V60H238V59ZM246 58V57H245ZM4 59V58H3ZM3 59H2V61H3ZM15 59H17V58H15ZM35 58L33 59V60H36ZM45 59V58H44ZM59 59L61 60V56H59ZM64 59H66V60H64ZM127 59V60H128ZM163 59H161V60H163ZM227 59L228 58H225V61H227ZM242 59H244V58H242ZM251 59H253V62L256 60V58H251ZM250 59V60H251ZM255 59V60H254ZM259 58H257V60H258ZM260 59H262V58H260ZM259 59V60H260ZM1 60V59H0ZM12 60H13V58H12ZM33 60H30L29 61V64L31 63V66H33L32 64H34V61ZM157 60V62H159L158 64H159V66H160V68L163 66V65H165V64H163V62L162 61H158ZM178 60H176V62L175 63H177V62H179L180 63V61H178ZM211 60H213V59H211ZM210 60V61H211ZM230 60V59H229ZM250 60H248V61H250ZM263 60H264V58H263ZM5 61V60H4ZM4 61H3V63H4ZM8 61H10L9 59H8ZM7 61V62H8ZM15 61V60H14ZM13 61V62H14ZM66 61V62H65ZM140 61V62H139ZM148 61H149V59H148ZM147 61V59H146V62H147V64L149 63V62H151V61H149L148 62ZM156 61V60H155ZM155 61H153V64H154V62ZM170 61V62H169ZM169 61H167V63H168V67H169V65L171 64V66L170 67H172L173 68V63H172V61L171 60H169ZM240 61V60H239ZM238 61V62H239ZM241 61H243V60H241ZM240 61V63H238V62H236L237 64H239L238 65V69L240 68V70H241V68H242V70H243V65H242V67H240V64L242 63ZM245 61V60H244ZM243 61V62H244ZM252 61V60H251ZM12 62V63H13ZM18 62V61H17ZM57 62L56 63H54V65H58L59 66V63L60 62H58V64H57ZM65 62V64H63ZM129 62V61H128ZM136 62V61H135ZM134 62V63H135ZM146 62H142L143 64L144 63H146ZM163 64V65H161V63ZM181 62V63H182ZM230 62H229V65H231L230 64ZM261 62H263V61H261ZM260 62V63H261ZM5 63H6V61H5ZM3 64V67L7 64L8 65V63H6V64ZM11 63V62H10ZM27 63V62H26ZM26 63H24V64H26ZM133 63V64H134ZM142 63L140 64L141 66H139L140 68H142L143 66L144 67H146V69H147V67L148 68H150L151 69V71H150V69H148L151 73H152V69L154 68L153 66H152V68H151V65H149V66H147L146 64L145 65H143L142 66ZM166 63V64H167ZM174 63V64H175ZM223 63H225V62H223ZM235 63V64H236ZM248 63V62H247ZM255 63V64H254ZM254 63H252V64H254V65H256L257 63L256 62H254ZM259 63V62H258ZM14 64H16V63H14ZM29 64L27 63V65L29 66ZM46 64V65H45ZM128 64V63H127ZM132 64V65H133ZM150 64V63H149ZM157 64V63H156ZM213 64V65H212ZM214 64H216L215 66H214ZM220 64V65H219ZM226 64V63H225ZM225 64H224V67H225ZM228 64V63H227ZM227 64H226V67H227ZM235 64H233L234 65V67H237V66H235ZM243 64H246V62H244ZM251 64V65H252ZM264 64V63H263ZM263 64H261V65H263ZM1 65H2V63H1ZM6 65V66H7ZM11 65V64H10ZM13 65V64H12ZM45 65V66H44ZM61 65V64H60ZM131 65V64H130ZM136 65V64H135ZM135 65H133L132 67H134ZM138 65V64H137ZM179 65H181V64H178V66ZM213 66L214 68L212 69V67L211 66ZM248 65H250L249 63H248ZM247 65V66H248ZM5 66V67H6ZM23 66V65H22ZM21 66V68L20 67H18V68H20L21 69V71H23L24 73L29 69V67L28 66H26V67H28V69H24L25 68V65L22 67ZM35 66V65H34ZM88 66V65H87ZM123 66H126V65H123ZM128 67H129V65H127ZM155 66V70L157 71L158 70V68L156 69V67H157V65H154ZM158 66V67H159ZM188 66V67H187ZM232 66V65H231ZM258 66V65H257ZM255 66L256 68H259L260 70L262 69V66ZM4 67V68H5ZM9 67V66H8ZM11 67V66H10ZM38 67H36L37 69H39ZM50 67V66H49ZM48 67V68H49ZM88 67H91V65L89 64V66ZM128 67H126V68H128ZM136 67V66H135ZM134 67V68H135ZM139 67H136L134 70H136L137 68H139ZM179 67H181V66H179ZM178 67V68H179ZM184 67V68H185ZM216 67V68H215ZM226 67L224 68V69H226ZM228 67H230V66H228ZM233 67V73H235V71H237L238 69L236 68V70H235V68ZM245 67V66H244ZM250 68H251V66H249ZM252 67H253V65H252ZM255 67H253V68H255ZM263 67H264V65H263ZM4 68H2V66H1V69H2V71H3V69ZM22 68L24 69V70H26V71H24V70H22ZM36 68L35 67H33L32 69H35L36 70ZM47 68V67H46ZM83 68V69H82ZM121 68H123V67H121ZM125 68V67H124ZM123 68V69H124ZM125 68V69H126ZM171 68V69H172ZM177 69V67H174L173 68V70H170V69H168V70H170V71H175L174 69ZM181 68H183V66L181 67ZM180 68V69H181ZM249 68V69H250ZM32 69H30L31 71L29 72L30 73V75H31V72L33 71ZM124 69V70H125ZM144 68H142L141 70H143ZM146 69H145V71H146ZM163 71L165 70L164 69V67L163 68H161ZM161 69H159L160 70V72H163ZM167 69V68H166ZM214 69H218V70H214ZM229 69H231V68H229ZM229 69H228V71H229ZM245 69V68H244ZM248 69V68H247ZM16 70H18V69H16ZM49 70H50V68H49ZM95 70V69H94ZM95 70V71H96ZM128 70H130V69H128ZM128 70H125V72L127 71L130 75H132V72L131 71H128ZM132 70V69H131ZM138 70V71H137ZM136 71H137V73L140 75V76H138V77H140L141 78V74H144L145 73V71L143 70V72H140V70L139 69H137ZM179 69H177L176 70V72H180V70L178 71ZM219 70H221L220 71V73H219ZM240 70L239 71H237L235 74L237 75V74H240ZM254 70H256V69H254ZM0 72L1 74L3 73V72ZM4 71H8V70H4ZM21 71H18L19 72V74L18 75H20V73H21ZM40 71V70H39ZM84 71V70H83ZM83 71H81L82 73H83ZM88 71V70H87ZM94 71V72H95ZM95 72V74H94V76L96 75V73H98V72ZM123 71V70H122ZM225 71V70H224ZM249 71V70H248ZM252 70H250V72H251ZM258 71V70H257ZM256 71V75H257V73L259 74V73H261V72H257ZM262 71V70H261ZM23 72H22V74H23ZM35 72V71H34ZM56 72V71H55ZM54 72V73H55ZM81 72H79L78 74H80ZM100 72H102V74L100 73ZM135 72V71H134ZM133 72V73H134ZM148 73L150 76H152L151 75V73ZM164 72H166V71H164ZM163 72V73H164ZM184 72V71H183ZM231 70H230V73L229 72H227L229 75H227V77H225V78H228V76H231ZM239 72V73H238ZM244 72V71H243ZM254 72V71H253ZM253 72H252V74H253ZM263 73H264V70L262 71ZM29 73H27V74H29ZM120 73V72H119ZM122 73H124V72H122ZM122 73L120 74V75H122ZM127 73V75L130 77V75ZM141 73V74H140ZM153 73H154V71H153ZM152 73V74H153ZM226 73V74H227ZM245 73H247V71L245 70ZM249 73V72H248ZM262 73V74H263ZM15 76H16V74H17V71H16V74L15 73H13ZM12 74V75H13ZM26 74V73H25ZM33 74V73H32ZM76 75V76H74V75ZM87 74H89V73H87ZM98 74V75H99ZM146 74H147V71H146ZM147 74V75H148ZM224 74V73H223ZM241 74H243V73H241ZM251 74V75H252ZM6 76V74L4 73V74H2V78L4 79V76ZM30 75H29V78L30 79H32L31 77H30ZM40 75H41V73H40ZM83 76H85V77H88L87 75H86V73H85V71H84V73L82 74ZM81 75V76H82ZM97 76L96 75V77H100V78H102L101 76ZM124 75V74H123ZM126 74L124 75V76H127ZM146 75V76H147ZM155 75V74H154ZM233 75V74H232ZM249 75V74H248ZM251 75H249V76H251ZM27 76V75H26ZM32 76V75H31ZM33 76H35V74L33 75ZM119 76V75H118ZM123 76V77H124ZM136 76V74H134V78L133 77H130V78H133L132 80H135L136 81V78H137V76ZM144 76V78H141V79H143V82H144V80H145V75H143ZM150 76H149V78H150ZM156 76V75H155ZM173 76V77H172ZM175 76H176V78H175ZM179 76H181V74L179 75ZM240 76V75H239ZM243 76H244V74H243ZM253 76H255V74L253 75ZM259 76V79H261L260 78V76L261 75H258ZM264 76V75H263ZM263 76H262V78H263ZM23 77H24V75H23ZM74 77H76L77 79H75ZM95 77V78H96ZM109 78V80H108V78ZM148 77V76H147ZM154 77V76H153ZM220 77L222 78V79H220ZM232 77V76H231ZM234 77H236V76H234ZM245 77V76H244ZM2 78H0V86H1V84H4V83H1V81L3 80ZM11 78V77H10ZM13 79L15 78L14 76L12 77ZM19 78V77H18ZM20 78H21V76H20ZM20 78L18 79V80H20ZM125 78V79H124ZM123 79H121V80H126V81H128V80H131L130 78L127 80L126 78H128V77H124ZM140 78H137V79H140ZM152 78V77H151ZM150 78V79H151ZM240 78V77H239ZM246 78V77H245ZM254 78V80L255 81H253V83H255V84H253V85H256L257 83H256V79H255V77H252L251 79H253ZM256 78H257V81H259V79H258V77L256 76ZM9 79V78H8ZM13 79H9V80H12L11 82L9 81V80H6V82L8 81V83L10 82V83H12L13 82ZM16 79L17 78H15V81H16ZM21 79H28L27 77L25 78H21ZM88 79H89V81H88ZM150 79H148V80H150ZM163 79V78H162ZM241 79L242 80H244L242 77H241ZM241 79H238V80H241ZM249 79V78H248ZM247 79V80H248ZM33 80H34V78H33ZM32 80V81H33ZM66 80V81H65ZM68 80V81H67ZM81 80V79H80ZM97 80V81H98ZM103 81L102 82V84H100L101 82L100 81ZM105 80V79H104ZM131 80V81H132ZM152 80V79H151ZM181 80V81H180ZM184 80V81H183ZM241 80V81H242ZM3 81H5V79L3 80ZM14 81V82H15ZM24 81V80H23ZM28 81H30L31 82V80H28ZM37 81V80H36ZM41 81L40 82H38V84H40L41 85ZM135 81H133V82H135ZM140 81V80H139ZM155 81V80H154ZM171 81H168V79H167V84H168V86H169V84H170V86L168 87V89L170 88V90H172V87H174V86H172L171 84H172V82ZM249 81V80H248ZM250 81H252V80H250ZM261 81H264V78H263V80L261 79ZM261 81H259V82H261ZM5 82V83H6ZM19 82V81H18ZM21 82H22V80H21ZM26 82H27V80L26 81H24V83L26 84ZM34 83H37V82H35V81H33ZM123 82V84H125L124 83V81H120V85H121V83ZM129 82V81H128ZM141 82V81H140ZM139 82V83H140ZM156 82V81H155ZM155 82H153V83H155ZM247 82V83H246ZM8 83L6 84V85H8ZM27 83H29V82H27ZM33 83V84H34ZM133 84L132 82H129V84ZM137 83V82H136ZM146 83H148V82H146ZM188 84L187 85V87H185L184 88V84ZM207 83H211L212 85V87H210L211 89H212V91L214 92H212L211 94L210 93H207V91H209V90H205V88H206V85L208 86V88H209V84H207ZM13 84V83H12ZM12 84H10V87L12 86H15V85H17L18 87H19V85L20 84H15V85H12ZM32 83H30L29 85L33 88L34 86H32L33 85ZM38 84L37 85H35L36 87L38 86ZM63 84V85H62ZM93 84V83H92ZM119 84V83H118ZM127 84V83H126ZM125 84V85H126ZM128 84V86H130ZM141 84H143V83H140V85ZM145 84V83H144ZM144 84H143V87H146V88H148V86L149 85H145L144 86ZM173 84V85H174ZM248 86H247V85ZM259 84V83H258ZM257 84V85H258ZM261 84V83H260ZM259 84V85H260ZM22 85H24V84H22ZM28 85V86H29ZM42 85H44V84H42ZM109 85H110V87H111V89L109 88ZM115 85V84H114ZM125 85H124V87H125ZM136 84L134 83V85H132V86H135ZM137 85H139L138 83H137ZM136 85V86H137ZM252 85V86H253ZM258 85V86H259ZM263 85V84H262ZM21 86V85H20ZM27 86V85H26ZM29 86V87H30ZM127 86V87H128ZM149 86V87H150ZM186 86V85H185ZM251 86V88H253ZM257 86V87H258ZM2 87V86H1ZM4 87V86H3ZM10 87H9V85H8V88L7 87H4V89L6 90V92H7V94L9 95V93H10V95L11 94H14L15 93V91L13 92V90L15 89H12L10 92H8L9 90L8 89H10ZM29 87H27V89H29ZM40 87V86H39ZM66 87H67V90H66ZM118 87L119 86H117V89H118ZM120 87H122V86H120ZM119 87V88H120ZM163 87V88H162ZM205 87V88H204ZM225 88H226V86H224ZM256 87V86H255ZM21 88V87H20ZM32 88H30V89H32ZM35 88V87H34ZM69 88V89H68ZM83 88H79V89H83ZM123 88V87H122ZM122 88H121V92H122ZM126 88V87H125ZM135 87H133L132 89H134ZM138 88V87H137ZM140 88H141V86H140ZM145 88V89H146ZM161 88V89H160ZM204 89L205 91H206V93H207V95L206 94H204L203 96H206V97H209V99H210V96H211V98H212V96L214 97V96H216V100L214 101V99H215V97H214V99L212 98L211 100H213L214 102H207V101H209L208 100V98H207V101H205V99H204V97H202V95H201V93L203 92L204 93V90L200 93V97H199V91H197V90H199V89ZM207 88V89H208ZM209 88V89H210ZM251 88H249V89H251ZM261 88V90H258V91H256V89H255V91L258 93L259 91H260V94L259 95H261L262 96V94H261V92H262V90L264 91V89H262L263 87H260ZM16 89H17V87H16ZM72 89V90H71ZM74 89L76 90V92H74ZM84 89V90H85ZM95 89V90H94ZM110 89V90H109ZM127 89H131V88H127ZM131 89V90H132ZM142 90H136L135 92H138V93H135V94H139V91H145V89L144 88H141ZM150 89V88H149ZM154 89H153V92H154ZM163 89V90H162ZM200 89V90H201ZM223 89V90H222ZM0 90H2L3 92H4V90L1 88ZM53 90V89H52ZM85 90V91H86ZM99 90L101 91V93H99ZM114 90H116V89H114ZM119 90V89H118ZM118 90H116V91H118ZM123 90H124V88H123ZM135 90V89H134ZM134 90H132L131 92H133ZM179 90V89H178ZM177 90V91H178ZM194 90H195V92H194ZM21 92V91H23V93L22 94H24L25 96H21V93H19V94H17L18 92ZM29 91V90H28ZM48 91H44V94L43 95H45V94H47V92ZM85 91H83V92H85ZM104 91V92H103ZM107 93H106V92ZM143 91V95H145L144 92ZM148 91H152V90H148ZM156 91V90H155ZM180 91V90H179ZM222 91H224V92H222ZM253 91V90H252ZM255 91H253L252 93H253V96L255 97L256 96V98L255 99H257L258 98V94H256V95H254L255 94ZM13 92V93H12ZM30 92H32L31 90H30ZM34 92V93H35ZM57 92V91H56ZM55 92V93H56ZM114 93H115V91H113ZM130 92V91H129ZM149 92V93H150ZM157 92H159V91H157ZM157 92H156V94H155V96L156 97H158L157 96ZM161 92H159L158 93V95L160 94L161 95ZM170 92V91H169ZM174 92H176V91H174ZM184 92V93H183ZM210 92V91H209ZM231 92V93H230ZM248 93L249 92H251V91H247ZM27 93V94H26ZM38 93H41V94H38ZM48 93V94H49ZM72 93V94H71ZM74 93V94H73ZM93 93V92H92ZM118 93V92H117ZM177 93V92H176ZM180 93V92H179ZM179 93H177V94H179ZM247 93V94H248ZM263 93V92H262ZM29 94V96L26 98V99H24L23 100V102H25V105H27V107L28 106H34L35 108L34 109H31L30 107H28V108H30V110H31V112L34 110L35 111V109H37V111L39 110L38 109V107H40L41 109H42V111H41V113H40V115L43 113V115H44V118H43V116H42V118H43V120H42V122H38V120L37 119H39L38 117H41L40 115H37L36 114V116L34 117L33 115H31L30 113L31 112H29V111H25V110H23V109H21L20 110V108H25L26 106L25 105H23V106H21L22 105V100H21V97H26L27 95ZM33 94V93H32ZM83 94V95H82ZM112 95H113V93H111ZM110 94V95H111ZM120 94V92L118 93V95ZM151 94H154V93H151ZM187 94V95H188ZM246 94V95H247ZM249 94H251V93H249ZM248 94V95H249ZM19 95H20V98H19ZM34 95V94H33ZM53 95V94H52ZM55 95V94H54ZM117 95V96H118ZM123 95V96H124ZM170 95V94H169ZM172 95H173V92H172ZM224 95L226 96L225 98H224ZM239 95H237V96H239ZM43 97V99H40L41 97ZM48 96V95H47ZM46 96V97H47ZM113 96H116L115 94L113 95ZM120 96H122L121 94H120ZM136 96H138V95H136ZM141 96V95H140ZM189 96V97H190ZM236 97V98H234L233 99V97ZM260 96V97H261ZM3 97H5V95L3 96ZM35 97V98H34ZM101 97V99H103ZM109 98H111L110 96H108ZM107 97V98H108ZM146 97H147V95H146ZM169 97H171V95L169 96ZM189 97L187 96V98L189 99ZM202 97V98H201ZM247 97V96H246ZM246 97H245V99L243 100L242 98V100H241V103H242V101H243V103H244V101H246L247 102V100L249 99V97L251 98L252 96L250 95L248 98H247V100H246ZM253 97V98H254ZM262 97H264V94H263V96ZM9 99V102H10V104H8L9 102H7L8 101V99ZM17 98V97H16ZM49 98V100H50V97H48ZM47 98V99H48ZM118 98V99H117ZM122 98H124V97H122ZM142 98L143 99H145V96L144 97H140V99H141V101L143 102V100H142ZM148 98V97H147ZM164 98V97H163ZM162 98V99H163ZM191 98V97H190ZM253 98L252 99H250V100H253ZM7 99V100H6ZM11 99H13L14 101L15 100H19V101H17L18 102V104H13V100H11ZM23 99V98H22ZM77 99V100H76ZM111 99V100H112ZM116 99L117 100H119V97H116ZM132 99V100H131ZM167 99V98H166ZM170 99H172V98H170ZM174 99V98H173ZM183 99H185V98H183ZM224 99H228V101L229 100H231V101H229V102H226V104L224 103L225 102V100ZM236 99V100H235ZM3 100V101H2ZM6 100V104H8V105H5L4 103V101ZM12 101V103H11V101ZM80 100V101H79ZM99 101H102V100H100V99H98ZM110 100V99H109ZM155 100H156V98H155ZM163 100H165V99H163ZM168 100V99H167ZM190 100V99H189ZM235 100V101H234ZM237 100V101H238ZM258 100V99H257ZM257 100H253L252 102H254L255 101V104L257 103V102H260L259 100L257 101ZM260 100L262 101V100H264V98L263 99H261L260 98ZM140 101V102H141ZM145 101H146V99H145ZM144 101V103L143 104H145L146 103V105H147V102H149V101H146L145 102ZM166 101V100H165ZM224 101V102H223ZM257 101V102H256ZM4 102V103H3ZM45 102H47L48 103V105H53V104H55L56 105V107H57V109H54V110H56L55 111V113L57 114H59V116L58 115H53V114H55L54 113V111L52 112V110H53V108H56L55 107V105H54V107L52 108V110L50 109V108H48V106H47V108H46V104L47 103H45ZM65 102V101H64ZM108 102V101H107ZM114 102H110V103H114ZM138 102V101H137ZM164 102V101H163ZM171 102H172V100H171ZM183 102V103H182ZM221 102L225 105V109H223V107L224 106H218V105H222L221 104ZM231 102H233L234 103V105L235 106H239L238 108L239 109H232L233 107H234V105L231 103ZM236 102V103H235ZM239 102V101H238ZM246 102H245V104H246ZM248 102H249V105L251 106L252 105V103L248 100ZM15 103H16V101H15ZM102 103H103V101H102ZM173 103L171 104V105H173ZM220 103V104H219ZM243 103H242V105H243ZM11 104L12 105H15V107H17V108H15L14 106H11ZM58 104V103H57ZM157 104H159L158 106H157ZM229 104H231L233 107L231 108V110H230V108H229ZM260 104V103H259ZM19 105L21 106L20 108H19ZM37 105H38V107H37ZM102 104L100 103V106H101ZM121 105H123L124 106V104L121 102ZM137 105V104H136ZM106 106V107H107ZM141 106V107H140ZM226 106H228L227 108H226ZM245 106V105H244ZM246 106H248V104L246 105ZM249 106V107H250ZM253 106V105H252ZM258 105H255V106H253V109L252 110H254L256 107H257ZM259 106H258V108L257 109H255V110H257V112H256V114L258 113V109H259ZM37 107V108H36ZM45 107V108H44ZM68 107V109H70ZM102 107V106H101ZM101 107H100V109H101ZM104 108H105V106H103ZM120 107V108H119ZM155 107V108H154ZM163 107H164V105H163ZM221 107V108H220ZM231 107V106H230ZM236 107V108H237ZM248 107V108H249ZM255 107V108H254ZM28 108H26L27 110H29ZM97 108H98V106H97ZM113 108H117V111L120 109L121 111L120 112H118V113H116L117 111H114V110H116V109H113ZM124 108V107H123ZM229 108V109H228ZM235 108V107H234ZM245 108V110L247 111V107H244ZM67 109V108H66ZM80 109V108H79ZM79 109L77 110V111H79ZM81 109V110H82ZM87 109V108H86ZM228 111H227V110ZM48 110H50L51 112H48ZM80 110V112H84V111H81ZM102 110H104L103 108H102ZM141 110V111H140ZM232 110H236V111H233V112H237L241 117H243L242 119H243V121H238L240 118H238V117H236V115H234V113L232 114V113H230ZM237 110H239V111H237ZM34 111L32 112V114L34 113ZM37 111H35V113H37ZM242 111V110H241ZM39 112H40V110L38 111V114H39ZM134 112H136V113H134ZM138 112V113H139ZM157 112V113H156ZM255 112L253 113V116H254V114H255ZM35 113H34V115H35ZM45 113V114H44ZM61 113L62 114H64V118H62L63 116L61 115ZM99 113H100V115H99ZM137 113V114H138ZM250 113H251V111H250ZM84 114V115H83ZM88 114V115H87ZM104 114V115H103ZM136 114V115H137ZM140 114V113H139ZM139 115L138 117H144V116H142V115ZM164 114V115H163ZM46 115V116H45ZM83 115V116H82ZM104 116L105 117V119H106V121H110V122H112L111 124H110V122L108 123V124H110L111 126H109L106 122H104L105 124H107L109 127L107 128L105 125H104V123H103V121L102 120H104V118L102 119L101 117H99V116ZM163 115V116H162ZM13 116H15V117H18V118H16L15 119V117H13ZM238 116V115H237ZM250 116H252L251 114L249 115V117ZM252 116V117H253ZM12 117L17 121L16 123L18 124V126H19V124L21 123L22 124V122H23V124L25 125H23L22 124V126L25 128H27V129H29V126H27L28 124L30 125V121H31V124H33L32 122H34L33 120V118H35L36 119V117H37V122L39 123L38 125H41V126H38L39 127V129L41 130L42 128V132H44V131H46V130H48V129H51L53 132H57L58 130H61V131H64V133L62 132H58L56 135H57V138L55 139V137H54V135H55V133H54V135H52L53 134V132H51V134H49L50 135V137L51 136H53L54 138H52V141H50V144H49V142H45L43 139L45 138V137H47L46 136V133H47V131H46V133H45V137L44 138H39V137H41L39 134H37L36 136L38 137V139L41 141V140H43L41 143H39V140L37 139V137L34 135L35 134V129L37 128H34L35 127V125L32 127V132H34V136L33 137H36V139L38 140V142H36L37 140L36 139H34L33 137H31V138H33V139H31V138H25V129L23 128H21V126H19L18 128H16L17 127V125H14V124H16V123H14L13 124V120H11L12 119ZM129 117H131V122L133 121V122H135L134 124L136 125V127H137V129H141V131H143V132H141L140 133V131H138L141 135H143L142 137L143 138H138V137H140L141 135L139 134V133H136V136H138V137H136V136H134V134H132L133 133V130H132V126L130 125H128V123H131V122H129V120H127ZM135 117H137V116H135ZM134 117V118H135ZM165 117V118H164ZM248 117V116H247ZM98 118H101V119H99V120H101V122L103 123V125H104V127L102 128V127H98L97 129H99L98 130V132L96 131V129H95V127H97V122H98V125H100V126H102L101 124L102 123H100V121L98 120ZM107 118H108V120H107ZM145 118H146V116H145ZM150 118H152V117H150ZM149 118V119H150ZM20 120V121H18V120ZM39 119V120H40ZM195 119H200V121H202V122H200L199 120H198V122L200 123V125H202L203 126V128H201V126L199 127V125L198 126H196V127H199V128H201L204 132H205V130H204V128H206L207 127V129H211V131H209V132H211V133H208L207 135H205L206 136V138H205V136H203V135H201L200 133H202V130L200 131L199 130V128H198V130L200 131V133L198 132V134H197V136L199 137V134L201 135L200 137H204L205 139L203 140L202 138H200L201 140H197V139H194V136H195V138H196V134L195 133H192V134H195L194 136H190L191 134H190V130L192 131V129L194 128V121L193 120H195ZM14 120V121H15ZM40 120V121H41ZM62 120V121H61ZM65 120V121H66ZM73 120H75V121H77L78 120V122H75L74 123V121ZM82 120V121H81ZM112 120V121H111ZM97 121V122H96ZM146 121H147V119H146ZM247 121V120H246ZM20 122V123H19ZM26 122L28 123L27 125H26ZM62 122V123H61ZM67 122V121H66ZM145 122V121H144ZM150 122H151V120H150ZM189 122H193L192 124H193V126H192V124L190 123L189 125L187 124V123H189ZM196 122H197V120H196ZM198 122H197V124H198ZM243 122V123H242ZM249 122V121H248ZM34 123H36V122H34ZM69 123H67V124H69ZM81 123V124H80ZM100 123V124H99ZM143 123V122H142ZM93 124H95V127H93L94 129H95V131H96V133H92L91 132V130H90V125H92V126H94ZM113 124V125H112ZM150 124L151 123H149V127H151L150 126ZM196 124V123H195ZM243 124H246L245 126H243ZM0 125V126H1ZM10 125V126H9ZM11 125H13L12 126V128H11V130L12 129H14V128H16V129H14V133L15 132H18V129L20 128V130L22 129V131H19L20 133L22 132V134H23V132H24V137H23V135L21 134H19L18 136H17V133H15V135H14V133H13V136H12V131L10 132V127H11ZM58 125V126H57ZM70 125V124H69ZM134 125V126H135ZM139 125H141V127H142V125H143V129H146V128H144L145 126H144V124H139ZM147 125H148V123H147ZM152 125V124H151ZM186 125H188V126H186ZM192 126L193 128H191L190 129V127L189 126ZM252 125V124H251ZM15 126V127H14ZM57 126V127H56ZM62 126V127H63ZM89 126V127H88ZM154 126H156V125H153V129H154ZM205 126V127H204ZM243 126V127H242ZM31 127V126H30ZM56 128V130H57V128H58V130L57 131H55V130H53V128ZM67 127H68V125H67ZM147 127V126H146ZM189 127V128H188ZM195 127V128H196ZM249 127V126H248ZM251 127H249V132H250V129H251ZM33 128H34V131H33ZM92 128V127H91ZM104 128H106V130L104 129ZM185 128H187V130L188 129H190L188 132H189V134H185V132L187 131H185ZM194 128V130H197V128L195 129ZM222 129L225 133H224V135L223 136H225V139H223V138H221V136H219L222 140H225V142L224 141H222V140H220V139H218V140H220V141H222V142H224L225 143V145H224V143H222V142H219L220 144H217L215 141H217L216 139H217V137H216V139H214V142L215 143H213V145L214 144H216V145H212V138H214L215 136H213L212 134H215L216 133V130H213V129H217V131L219 132V130L220 129ZM244 128V129H243ZM94 129L92 130V131H94ZM135 129V128H134ZM152 129V128H151ZM206 129V130H207ZM243 129V130H242ZM24 130V131H23ZM40 130H36L38 133H39V131ZM87 130H90V131H88V132H91V134L90 133H87ZM101 130H104L106 133H107V135H106V133L104 132V131H101ZM221 130V134H223V131ZM27 131V133H28V131H29V133H30V130H26ZM67 131V132H68ZM74 131H71V132H73L74 133ZM99 131H100V133H99ZM212 131H214L213 133H212ZM2 132V131H1ZM0 132V133H1ZM4 132V131H3ZM1 133V135L2 134H4V133ZM31 132V133H32ZM41 132V131H40ZM103 132H104V135H102L103 134ZM129 132H132L131 134L129 133ZM194 132V131H193ZM11 135H10V134ZM44 133H42V134H44ZM49 133V132H48ZM81 133V132H80ZM135 133V132H134ZM143 133V134H142ZM164 133H167V135L168 136H166L167 137V142H166V144H164V142H165V139L164 138H162V141H161V135H164ZM187 133V132H186ZM219 133V134H220ZM230 134V135H228V136H231V134H233V135H235V137L234 136H231V137H227L225 134ZM243 133V134H242ZM252 133V132H251ZM41 134V133H40ZM78 134V135H77ZM84 134V135H83ZM90 134V135H89ZM150 134H152V133H150ZM183 134H185L186 136L188 135V136H190L191 138L193 137V139L197 142V143H195L194 145H193V140H191V138L189 137H187L188 139H186L185 137H183ZM205 134V133H204ZM55 135V136H56ZM140 135V136H139ZM240 135H242L241 137H240ZM17 136V137H16ZM21 136V137H20ZM26 136H28V134H26ZM31 136V135H30ZM165 136H163V137H165ZM213 136V137H212ZM247 136H248V134H247ZM29 137V136H28ZM43 137V136H42ZM227 137V138H226ZM48 139H49V137H47ZM46 138V139H47ZM185 138V140H182V139H184ZM236 138V139H235ZM238 138V139H239ZM45 139V140H46ZM47 139V140H48ZM240 139V140H241ZM31 140V141H30ZM33 140H36L35 142H36V144H34L35 142L33 141ZM46 140V141H47ZM49 140H51V138L49 139ZM203 140V141H202ZM233 140V143L235 142L236 143V141H234ZM246 140V141H247ZM185 141H187V142H185ZM228 141V140H227ZM232 141V140H231ZM239 141V140H238ZM245 141V142H246ZM248 141H250V139L248 140ZM52 142V143H51ZM160 142H163L162 144L160 143ZM187 143L186 145H189L190 146V144L192 143V147L190 148V153H188L189 154V156L188 157H186L187 159H185L186 161H187V164L189 165V167L190 168H192V170L195 172V173H193V180H190L191 182V186H192V188H191V186H190V188H189V190H192V191H189V192H184V194L185 195H183V193L182 192H180V193H182V194H180V196H179V193H177V191H178V188H176V186L179 184V186H180V184L182 183V181H181V183H179L180 181L178 180V178H180L179 176H181L183 173H182V167H184V170H186V171H188V169L189 168H187V169H185L186 167H188V165H180L178 162H177V159L179 158L178 157V153H179V150H180V146H183L184 148L186 147V146H184V144L185 143ZM230 142V141H229ZM245 142H243V143H245ZM256 142V143H255ZM40 145H39V144ZM43 143V144H42ZM221 143H222V145H221ZM234 143V144H235ZM248 143L250 144V142H246V144L245 145H248ZM251 143V144H252ZM231 144V145H230ZM250 144V146H251V148H252V146L253 145H251ZM210 145H212V146H210ZM253 146V148H252V150H254V152L256 151V150H258V149H256V148H258L259 146ZM188 146V147H189ZM209 146V147H208ZM234 146V145H233ZM237 146V145H236ZM249 146V145H248ZM249 146V147H250ZM263 147H264V144L262 145ZM42 147V148H41ZM182 147V148H183ZM188 147L186 148V150L188 149ZM242 147V146H241ZM46 149L45 151L44 150H42L41 151V149ZM262 148V147H261ZM39 149H40V152H42V154L39 152ZM240 149V148H239ZM245 149V148H244ZM264 149V148H263ZM185 150V154L188 152V150L186 151ZM241 150V149H240ZM43 151L45 152V155H43ZM181 151H183V149L181 150ZM239 151V150H238ZM259 151V150H258ZM257 151V152H258ZM264 151V150H263ZM262 151V152H263ZM240 152V151H239ZM257 152H255V153H257ZM262 152H258V153H262ZM181 153V152H180ZM179 153V154H180ZM183 153V152H182ZM182 153H181V155H182ZM246 153H248V151L246 152ZM264 153V152H263ZM39 154H41V155H39ZM241 154V153H240ZM181 155H179V156H181ZM184 155V154H183ZM254 155H257V154H254ZM253 155V156H254ZM185 156V155H184ZM183 156V157H184ZM187 156V155H186ZM238 156V155H237ZM247 156V155H246ZM248 156H249V153H248ZM240 157V156H239ZM238 157V158H239ZM263 157H264V155H263ZM182 158V157H181ZM241 158H243V157H241ZM245 158V157H244ZM243 158V159H244ZM254 159V158H253ZM256 159H257V157H256ZM260 159V158H259ZM264 160V159H263ZM182 161V160H181ZM248 161H249V159H248ZM180 162V161H179ZM183 162V161H182ZM242 162H243V160H242ZM177 163L179 164V166L178 167H180V169H181V172H179V169H178V172H179V176H178V173H177ZM183 163H185V161L183 162ZM243 163H245V162H243ZM247 163V162H246ZM249 163V162H248ZM252 163V162H251ZM264 163V162H263ZM257 164V163H256ZM225 165V166H224ZM248 165H250V166H248ZM261 165H263V164H261ZM226 167L227 169H226V171H227V173L225 172V168L224 167ZM237 166H241L242 167V169L240 170L239 169V167H237ZM240 167V168H241ZM252 167H254V168H252ZM222 168H224L223 170H222ZM258 168H259V166H258ZM260 170V169H259ZM39 172V174H40V176L38 177V179H36V178H34V180H33V177L32 178H30L29 179V177H31L32 176V173L33 172ZM186 171H184V173H186ZM191 172V169H189V172H187L188 174ZM180 173H182V174H180ZM223 173H226V174H223ZM264 173V172H263ZM187 174V175H188ZM31 175V176H30ZM191 175L192 174H190L189 175V177H191ZM262 174L260 173V176H261ZM33 176H36V175H33ZM255 176V177H254ZM259 176V179L261 178H263V176L262 177H260ZM37 177V176H36ZM182 177V176H181ZM29 179V180H28ZM36 179V180H35ZM180 179H182V178H180ZM190 179V178H189ZM260 179V180H261ZM41 180V181H40ZM177 180H178V182H177ZM243 180H241V181H243ZM244 180V181H245ZM256 180V179H255ZM236 181H237V179H236ZM236 181H235V184H237L236 183ZM243 181V182H244ZM247 181H245V182H247ZM263 181H264V179H263ZM148 183V184H150V185H152V190H151V188H150V186L148 187V186H145V187H148V188H150V190H151V193L147 190V188L145 189L144 187V190H147L146 192H149L148 193V195H150L149 197H148V195H145V192L143 193L142 192V187H140V188H142V189H140V191L142 192L141 194H143V195H145V196H147V197H144L143 196V198H142V196H138L137 195V192L136 191H138V188H139V186L141 185V184H146V183ZM176 182L178 183V184H176ZM244 182V183H245ZM252 182H254V181H252ZM240 183V182H239ZM256 183V182H255ZM254 183V184H255ZM260 183V182H259ZM263 183V182H262ZM184 184V183H183ZM187 184H189V182L187 183ZM187 184H184L185 186L187 185ZM247 184H249V183H247ZM253 184V183H252ZM31 185V186H30ZM142 186V185H141ZM178 186V187H179ZM187 186H189V185H187ZM233 189H231L230 187ZM237 185H235V187H236ZM239 186L240 185H238V187H236L235 188V190L237 189V188H239ZM241 186H242V183H241ZM240 186V187H241ZM259 186H261V185H259ZM31 188V187H33V189H35V196L37 197V199L36 200H32V199H30V203H32V201H33V203H36L37 204V201L39 202V204H38V206L35 204V205H32L33 207H29V204L28 205H26V206H24V207H20V209H17L18 211H16V208L15 209H13L14 210V214H15V211H16V213L18 212V214H17V216H16V214L14 215L13 214V216H16V217H14V218H12L13 216H11L10 217V215H12V213L11 212H9L10 213V215H9V213H8V211L9 210H11V208H10V205H11V207L13 208V205H15L14 203L13 204H10L11 202H15L16 203V201L18 200V202H20V203H22V199H23V197H22V199H21V197H17V195H19L20 193L18 192L19 190H24V188ZM138 187V188H137ZM182 187V186H181ZM180 187V188H181ZM252 187V186H251ZM25 188V189H26ZM27 188V189H28ZM164 188H168V190H169V192L168 193H170V195L172 196V197H181V196H185V197H183V201L184 202H182L181 203V201H178L177 203L178 204H180V205H178L177 203V205H175V204H173L174 206H172L170 203H168V199L171 197L170 195V197L167 199V198H165V200L167 201V202H165L164 200H162V198H161V196L163 197V195H162V193L161 192H167L166 191V189L164 190ZM180 188H179V190H180ZM184 187H182V189H183ZM186 188V187H185ZM188 188H187V190H188ZM254 188V187H253ZM255 188H257V186L255 187ZM254 188V189H255ZM264 187H262V189H263ZM26 189V190H27ZM32 189V188H31ZM135 189H137L136 191H135ZM162 189H163V191H162ZM246 189V188H245ZM262 189H260V191L262 190ZM28 191L30 192V190L28 189ZM32 191V190H31ZM140 191H139V193H140ZM181 191V190H180ZM183 191H186L185 189H183ZM252 191H253V189H252ZM255 191V190H254ZM26 192V191H25ZM24 191H23V193H25ZM33 192V191H32ZM31 192V193H32ZM85 192H87V194H86V198H85V200H84V202H82V203H84L83 204V206H79V204L80 203H78V200H76V197L78 196V198L80 197L79 195H83ZM179 192V191H178ZM259 192V191H258ZM19 193V194H18ZM31 193H29L30 195H31ZM160 193H161V195H160ZM167 193V194H168ZM186 193H188L189 195H186ZM251 193V192H250ZM255 193V192H254ZM25 194H27V192L25 193ZM34 194V193H33ZM147 194V193H146ZM249 194V193H248ZM20 195H22V194H20ZM19 195V196H20ZM28 195V194H27ZM29 195V196H30ZM178 195V196H177ZM246 195V194H245ZM245 195H243L242 196V198H241V201H244L245 203H248L247 202V200H248V196H245ZM251 195V194H250ZM254 195H256V194H254ZM262 195V194H261ZM22 196H24V195H22ZM31 196H33V195H31ZM30 196V197H31ZM164 196H166V194L164 195ZM231 196V197H230ZM260 196V195H259ZM25 198H27L26 197V195L24 196ZM34 197V196H33ZM83 197H85V196H83ZM138 197H141V200L143 199L144 200V202L142 203L141 201H139V198ZM167 197V196H166ZM252 197V196H251ZM257 197V196H256ZM18 198H20V200L21 201H19V199ZM32 198V197H31ZM77 198V199H78ZM146 199V201H145V199ZM164 198V197H163ZM234 197H232V199H233ZM263 198V197H262ZM14 199V201H12ZM16 199V200H15ZM28 199V198H27ZM26 199V200H27ZM181 199V198H180ZM179 199V200H180ZM25 200V199H24ZM108 200H110L109 202H108ZM112 200H114V202H116V207L117 208H115V213H117V210H119V214L117 213V214H115L114 213V208L113 209H109L108 207H109V205L107 206V203H110ZM174 200V198H171L170 200H169V202L170 201H173ZM176 200H178V198H176ZM176 200H174V202H176ZM234 200V199H233ZM253 200H254V198H253ZM28 201V200H27ZM262 201V200H261ZM26 201H24V203H25ZM77 202V203H76ZM113 202V203H114ZM141 202V203H140ZM173 202V203H174ZM243 202V203H244ZM258 202V201H257ZM19 203V204H20ZM27 203V202H26ZM29 203V202H28ZM32 203V204H33ZM78 204V206L79 207H81V208H79V207H76L77 205L76 204ZM235 203V202H234ZM260 203V205H261V203L262 202H259ZM259 203H257L258 204V206H259ZM17 204V203H16ZM23 204V203H22ZM132 204V206H130ZM133 204L134 205H138V207L136 206V209H135V207H133ZM242 204V202H240V205ZM253 204V203H252ZM263 204V203H262ZM23 205H25V204H23ZM31 205V204H30ZM81 205V204H80ZM115 204H112L111 203V205L110 206H114ZM238 205V204H237ZM248 205H250V204H248ZM19 206H21V205H18L17 204V207L19 208ZM132 207L133 208V210L130 208V207ZM234 206H235V204H234ZM252 206V205H251ZM255 207H256V204L254 205ZM263 206V205H262ZM83 207H84V209H83ZM125 207H126V210L125 211H127V207H129V211L128 212H130V214L129 215H131L132 216V218H131V220L130 221H134V222H130L129 220H128V218H126V217H128L127 215H128V212H127V214H126V212H124L123 210L125 209ZM243 207V206H242ZM79 208V209H78ZM111 208V207H110ZM137 208H138V210H137ZM240 208V207H239ZM238 208V209H239ZM250 208V207H249ZM257 208H261L260 206L259 207H257ZM117 209V210H116ZM181 209V210H182ZM232 209V208H231ZM235 209V208H234ZM242 209V208H241ZM246 208H244V210H245ZM252 209H253V207H252ZM263 209V208H262ZM110 210H113V212H111ZM132 210V211H131ZM190 210V211H189ZM240 210V209H239ZM244 210L242 211V212H244ZM250 210V209H249ZM248 210V211H249ZM108 211H110L109 213H114L115 215H118L119 217H117L118 219L120 218V224H121V217L123 218V217H125V215L123 214V216H121L120 215V213H121V211L122 212H124L125 214H126V217L124 218L125 219V221H126V219L130 222L129 224L127 223H124V224H121V226L119 225V227H118V225L116 226V225H114V227H112L113 225H111V224H114V222L112 223V221L114 220H116L117 218H115V217H113L114 216V214H110V215H112V216H109L108 215ZM139 211H138V214H139ZM173 211L171 212V213H173ZM234 211H236V210H234ZM247 211V210H246ZM247 211V212H248ZM262 211H264V209L262 210ZM84 212V213H83ZM185 212V211H184ZM34 213V214H33ZM40 214V216H41V218L42 217H44L45 218V220L44 219H42V222H43V220H44V222H46V223H43V224H41V225H45V224H47V222H49L47 225L49 226L50 225V228L49 229H46L48 226L47 225H45L46 226V228H44V230L46 229L47 231V233H49V232H51V234H50V236L47 234V233H45L44 231H42L41 230V232H44V233H41V232H39V230L42 228V226H40V224H39V226L41 227H39V226H37L36 225V221H35V225L37 226V228H40V229H37V231L36 230H34L33 231V227H31L32 229V231L33 232H35V234L31 231L30 232V228H29V224L31 223H33L34 222V220H35V214ZM91 214L90 216H92V221H93V226H94V224H95V220H96V217H102V218H106V220H104V219H101V217L100 218H97L98 220H97V222H100V220H102L103 222L105 221H107V226L108 227H106L105 225L106 224H104V226H105V228H103V229H101V227L100 226H96L97 227V229H99V227H100V229L101 230H96L97 232H96V235L94 236V238H93V236H92V234L94 235V233H90L91 235H89V233H88V236L91 238H89L88 236H84L88 231H86L87 229H91V228H94V227H91L92 226V221H89L90 222V227L89 228H87L88 226H89V222H88V220H90V218H86V217H88V216H86V215H88V214ZM132 213H135V214H132ZM170 213V214H171ZM207 213V212H206ZM82 214L83 215H85L84 217H83V219L82 220H84L85 222V226L87 225V229L85 230V229H83V232H85V234L83 233V235H82V231H81V224H83V228L85 227L84 226V223H82V220L80 221V219H81V217H82ZM177 214H178V212H177ZM180 214H183L182 212L180 213ZM70 215H72V219H69V220H71L74 224L73 225H75V227L73 226V230L70 232V237H69V235H68V239H67V232L68 231H70L71 229L68 227V225H70V223H69V221L67 222L66 221V224H68L66 227H68L70 230H66V227H63V226H65V223H64V220H66V218L68 217H70ZM74 215V216H73ZM160 215V216H159ZM187 215V214H186ZM34 216V217H33ZM40 216H37V219H38V217L40 218ZM121 216V217H120ZM143 216V217H144ZM169 216H171V215H169ZM174 216V215H173ZM177 216V215H176ZM46 217H47V220H46ZM110 217H113V218H110ZM138 217V216H137ZM140 217V216H139ZM142 217V216H141ZM142 217V218H143ZM163 217V216H162ZM172 217V216H171ZM71 218V217H70ZM74 218H76L75 220V222L76 223H78L79 221L81 222V224H76L74 221H73V219ZM84 218H86V219H84ZM130 218V217H129ZM170 218V217H169ZM36 219V220H37ZM78 219V220H77ZM95 219V220H94ZM109 219H110V221H109ZM113 219V220H112ZM124 219H122V220H124ZM138 219V218H137ZM144 219V218H143ZM162 218H160V220H161ZM139 220H140V218H139ZM154 220H156V219H154ZM164 220V219H163ZM166 220V219H165ZM164 220V221H165ZM70 221V222H71ZM78 221V222H77ZM101 221V222H102ZM109 221V222H108ZM124 221V222H125ZM127 221V222H128ZM150 221V220H149ZM157 221V220H156ZM71 222V223H72ZM96 222V223H97ZM104 222V223H105ZM116 222H117V220H116ZM115 222V223H116ZM138 221H136L135 222V224L137 223ZM154 222V221H153ZM152 222V223H153ZM40 223H41V221H40ZM88 223V224H87ZM122 223H123V221H122ZM151 223V224H152ZM159 222L157 221V224H158ZM165 223V222H164ZM30 224V225H31ZM98 224H100V223H98ZM98 224H96V225H98ZM108 224H110V227H109V225ZM117 224V223H116ZM102 226H103V223L101 224ZM136 225H138V224H136ZM156 225V224H155ZM162 225V224H161ZM160 225V226H161ZM2 226V225H1ZM31 226H33V224L31 225ZM72 225H70V227H71ZM130 226V225H129ZM139 226H141V225H139ZM153 226H154V223H153ZM152 226V227H153ZM80 227V228H79ZM138 227V226H137ZM152 227H150L151 228V230H154ZM155 227V226H154ZM159 227V226H158ZM35 228V227H34ZM42 228V229H43ZM62 228H64L66 231H64ZM130 228V227H129ZM145 228H147V227H145ZM144 228V229H145ZM131 229V228H130ZM140 229V227H138V230ZM148 229V228H147ZM146 229V230H147ZM48 230H49V232H48ZM85 230V231H84ZM92 230V229H91ZM93 230H95V229H93ZM141 230V229H140ZM145 230V231H146ZM148 230H150V229H148ZM63 231H64V233H63ZM129 231V230H128ZM127 231V232H128ZM67 234H66V233ZM93 232V231H92ZM133 232V231H132ZM140 232V231H139ZM150 232V231H149ZM32 233V234H31ZM63 233V235L65 234V238L66 239H62V238H64L63 237V235H61ZM44 234V235H43ZM121 234V233H120ZM126 234V233H125ZM45 235H48V237H45ZM58 236L59 237H62V238H60V239H62L63 241V243L61 242V240L60 239H58ZM117 236H119V237H117ZM86 237H88V238H86ZM49 238H52V239H49ZM20 239V238H19ZM54 239V240H53ZM13 240V241H14ZM51 240H53L52 242H51ZM57 240L59 241V242H61L62 243V245H61V243L59 244H56V249L58 248L59 250H61V252L59 253V252H57V251H59L58 249L56 250L55 249V247H53V245L57 242ZM65 240V241H64ZM90 240H91V242L93 243V241L95 242V244H94V246H92L91 244H89L90 243ZM93 240V241H92ZM16 241V240H15ZM11 242V241H10ZM98 242H101L102 243V246L100 247V248H97V243ZM53 243V244H52ZM11 244H14V243H12L11 242ZM59 245V246H58ZM60 245H61V249H60ZM99 245V244H98ZM10 246V245H9ZM12 246V245H11ZM58 246V247H57ZM45 247H47V249H49L47 252H46V248ZM64 247V248H63ZM7 248V247H6ZM11 248V247H10ZM62 248L64 249V250H62ZM42 249L45 251V253H44V251H43V253H42ZM66 249V250H65ZM64 253H63V252ZM66 251V252H65ZM5 252V251H4ZM9 252V251H8ZM62 253V254H61ZM46 256H45V258H46ZM47 258H46V260H47ZM41 259V261L39 262V260ZM8 260V259H7ZM45 260V259H44ZM47 260V261H48ZM82 260V262L80 263V261ZM8 263V261L6 262V264ZM45 263V262H44ZM43 263V264H44ZM3 264H5V262L3 263Z\"/></svg>",
  "mask_w": 264,
  "mask_h": 264
},
{
  "label": "rangeland",
  "instance_id": "obj_2",
  "mask_svg": "<svg viewBox=\"0 0 264 264\" xmlns=\"http://www.w3.org/2000/svg\"><path fill=\"white\" fill-rule=\"evenodd\" d=\"M51 1H52V2H51ZM51 1H49V5H48V13H47V15H49V12H50V11H52V12H50L51 14L49 15V17H48L47 15L44 17V18H45L44 20H46V23H45V24L43 23L44 25H43L42 28H40L39 31L37 30L38 32H40V34H39L38 32H36L35 30H32V32H30V31H31L30 29H33V28H30V29L28 28L29 30H27V32H26L25 30H23V31H25L27 34L29 33V34L27 35V37H30V38L28 39V41H29L30 43H29V42H26V43H29V44L31 45V46L29 45V48H28V46L26 47V43L24 42V41H27V40H26V39L23 40L24 38H22V40H21V41L24 42V44H25L24 47L26 48V50H25V49L23 50V49H19V48H18V47L21 48V45L18 44V43H23V42H21V41H20V42L17 41V44H18L19 46H18V45H17L18 47L16 46V47L18 48V50H21V51H18L17 48H14V47L11 48L12 46H11L10 43H11L12 39H11L10 35L13 36L14 32H15L16 34L18 33V35H19V31H12V29H13V25H12V26H9V25L7 24V22L9 23V21L5 19V18H7V17H5V18L1 17V18H3V19H2L3 21H2L1 18H0V21H1L0 23H1V24H2V23L5 24V22L7 21V22H6L7 26H5L6 24H5V25H4V24L1 25L3 29H2V31H1L0 33H2L1 36H3V39H2V37L0 36V40H2V41L4 42V44H3V43L0 44V45H1L0 49L2 48L1 50H3V54H4V52H5V51H4V50H5V45L7 44V46H11V47H7V46H6L7 49L10 48L9 51H10V50L12 51V50L15 49L16 51L19 52V53H18V52L14 53V52L12 51L13 54H15L14 56L11 55L12 52H11V53L8 52V54L10 53L9 56H10V55H11V57L13 56V57H12L13 60H12V58L9 57L8 55H6V57H5V56H1L2 52L0 51V53H1V54H0V59H1V60H0V72L2 71L1 66H2V68H4V67L7 65L6 63L9 62L8 65H7V66L3 69V71H2V72H3L2 74H4V73L6 74V76L3 75L5 81H3L4 79L1 77L2 74L0 73V78L3 79V80L1 81V83H4V84H1L2 87L0 86V89L2 88V89L4 90V92H3L2 90H0V99L6 98V97H8V96H9V98H10L12 95H13L12 97L15 96L14 99H18V96H16V91H15V90L18 91V90L21 89V90L25 91V88H26V91L32 95V97H33V96H36V95H37L36 92H38V89H40L41 86L43 87L42 89H45L44 86H45L46 81H45L44 79H43V81H41L42 79L39 80L40 78H42V76H45V79H46V77H47V76L44 75L42 72L45 71V73H46V70H48V72H49V73H47V75H48V74H50L51 71L53 70L52 73H51L50 75L53 74V76H54V74H55L54 77H56V75L58 74V71H60L59 68L63 66V65H62V58H63L65 55H67V56L69 57V55L72 54V53H71V50H72V49L68 51V52H70V54H69V53L66 54L68 48H73V50H76L74 47H72V46H74V45L71 46V44H73L74 42L79 41V39H80V43H81V42L84 43L86 39L84 40V39H82V38H86V37L89 38V36H90L91 38H89V39H87V40H88L89 42L91 41V39L94 41V40L96 39L97 36H96L95 38L93 37L94 39L92 38V36H95V35H98V36H99V34H96V33H98V31H100V34H101V33H103V32L107 29L104 33L106 34L107 31L110 32V33L107 34L108 36H110V34H112L113 32H114L113 34H114L115 36H116V34H117L119 31H120L121 33L123 32L122 34H121L120 32L117 34V36H119V35H123L124 38H122V36L119 37V38L123 39V40H121V41H123V42L116 41V39H115V41H114L113 38H115V37H113V36H114V35H113V36H111V37H113V38H111V43H108L109 45H107L108 48H109L110 44L113 43L112 45H115L114 42H117L116 44H118L117 46L119 47L120 44H119L118 42L122 43V44H121L122 46H123V43L126 44L125 42H128V41L130 40L129 38H127V37H130V36H127V35H128L129 33H130L129 35H131V32H133V33L136 34V31H134L136 28H138V30L140 29V30L143 31V29H141V28H142V27H143V28L146 27V29H144V30H147V29L149 30V28H151V27H148V28H147V26L152 25V28H153V29L151 28V30H153V31H151V30L148 31V30H147V31H148L147 34H146L145 31H143V32H145V34H144L142 31H141V32H138V33H139V34H138L139 36H141L142 33L144 34V35H142V38H140L137 34H136V35H133V34H132L134 37L131 35V39H132V37H133V39L136 38V39H134V41H133L134 43H136V42L139 41L140 39H143V36H144V37H148V38H144V39H146V40H147V39L150 40V38H151V40H150L151 42H150V44H148V45H147V43H148L149 40H147V42H145L146 40L143 41V42L146 43V44L144 45V47L141 46L140 44H138L139 47L137 46L138 48H136V47H134V46H133V47L130 46V45L128 46V44H127V46H126L127 48H128V47H131V48H130V53H131V54L133 53L132 56L135 55V54L138 52V51H137V52H135V54H134V51L131 52L132 48H136V49H134V50H138V49H139V53H137V54H140V52H141V54H142V49H146V50H147V48H148L149 51H153V52H154L155 48H154V49L152 48L153 45L156 44V46L159 48V47H161V46H164V44H165V45L167 44V45H166L167 47L164 46V48L166 47L165 49H164L163 47H161V48H163L164 51L166 50L165 52L169 51L170 49H171V50H170L171 52L174 51V49H177V50H178V51H177L178 53L176 52L177 54L175 53V51L172 52V53H174L175 56L178 57V56H179V52H181V51H180V48L182 49V52H183V54H185V55H188L187 53H188L189 51H190L189 53L193 52L192 49L196 48L195 50H197V49L199 48L198 45H199L200 43L197 44V47H198V48H197V47H194V46L196 45V43L199 42V41H197L198 39H196V41H195V38L197 37V35H198L199 32H198V30H197V27H196V29H194V28H195L194 26H197V25H198V27H199V29H200V26H204V25H205L204 27L206 28L207 23L210 21V23H212V25H213V24H214V25L212 26V25H210V23H209V25L212 26L213 28L216 27V29H212V27H209L211 30H210V29L208 30V26H207V29H205V28L202 29V27H201V29H202V32H203L204 30L208 32V36H209L210 39H211V38L214 39V36H215V35H213V37H211V35H210L209 33L213 32L212 34H215V33L217 32L216 30H217V28L219 29V27H220V25H221L220 22H221V19H222V18H221L220 20H218V19H219L220 17H223V15L226 13V12L223 10L225 4H223V3H222V4H221V3L219 4L218 0H217V3H218V6H217V7H215V6L217 5V4H215V3H213V6L215 5L214 7L211 5L212 2H214V1L216 2V0H214V1H212V0L209 1V0H208L209 2L212 1L211 3H209V2H208V3H205V2H207V0H206V1H204V0H199V1L197 0V1H196L197 3H200V1L202 2V3H200V5L198 4L199 6H202V5H203V2L205 3V4L203 5L204 7H201V8H203V9H206V8L208 7V8H207L208 10L206 9V10H207L206 12H204V10H202L204 13H206L205 15H207L208 12L211 13L212 8L215 9V10H213V12L210 14V15L214 14V15H213V16H215V17H213L214 19L211 18L212 16H206V17L211 18L212 22H211V20H209V18H207V19L204 18V17H205V15H203L204 13L202 14V17H201L200 14H201L202 12H201V9H200V12H199V7H197V10L195 9L196 11L192 10V11H194L193 13H192L191 11H190L191 13H190V12H186V13H187V14H186L187 16H190V15H191V17H189V18L186 17L185 13H184V15L182 14V13H183V12H182V9H181V10L179 9V10L182 12V13H181L179 10H177V8H174V6L179 7V8H182V6L185 5L186 3H184V4L181 6V2L183 3V2L186 1V0H184V1H182V0H178V1H177V0H174L172 3H174L175 1H177L176 3H180V4L175 5V4H176V3H175V4H171V5H169L170 2L172 1V0H171V1L169 2V4H168L169 6H168L167 4H165L168 0H166V1L162 0V1H159V2H158V0H157V1H156V0H150V1L148 2V5H147L148 7H147V8H148V9H151V8L153 7V11L150 10V11H149V14H150V12L152 11L151 14L153 15L154 9L156 8V9H155V12H154V16H155V15H158V14H156V13H158V12H156V11H159V10H160V12H159L160 14H162L161 12L164 11V14H165L166 16H165V15H161V16H159V15H160V14H159V15H158L159 18L156 17V16H155V18H154V17L150 14V15L152 16V17L150 18V15L148 14V11H147V9H146V14L149 15L148 18H149L150 20H148L147 18H145V17H147V15H144L145 17L142 16V18H145L144 22L141 20V19H142V18H141L140 21H139V20L136 21V24H134L135 22L133 23V24H134V28L136 27L135 29L133 28V29L131 30V28H132L133 26H132V23H131L132 21H130V23L127 22L126 24L121 25L122 27L120 26L122 29H124L123 31H122V29H121L120 27H117V28H118L117 31H116V30H115V31H111V29L114 30L113 27L110 28V26L106 25V27L108 26V27L110 28V30H108L109 28H106V27L104 26V24H101V23L99 24V21H97V20H99V18L101 17L100 13H103V12L105 13L106 9H107V10L109 9V11H106L107 14H109V12H110V13H114L115 11H113V10H112L113 8L111 9L110 6H112V5L114 6V3H115V6H114V7H116V8H114V10L116 9V12L121 11V13L123 12V14H124V11H123V10H125V8L127 9V8L131 7L132 4H133L136 0H134L133 3H132L133 0H131V2H130L131 4H129V6H127V7H125L126 5H128V4H126V2H124L125 0H121L122 3H123L122 5H121V3H119V2H121V1H119V0H113V1H112V0H107V2H106V0H102V1H101V0H94V1L90 0V1H92V2H95V5L92 4V2L90 3V1H88L89 3H88L87 1H85V2H87V4L84 3L83 5H84V6L87 5V7H88L89 9H91V11H90V10L87 11L86 6L83 7L82 4H79V5H78V2H77L78 0H76L75 3H77V4H76V5H73V6H76L77 9L74 8V9H75V10H74L73 7H72V9H70V7H69V8L67 7L68 5L66 6L68 9H67L65 6H64L65 9H63V8H61V7H60V9L64 10L65 12H67V14H71L70 12L73 13L74 11H75V13L77 12L78 15H79V14H83V12H84V14H85V13H87V14H85V16H84V17H81V18L79 17V16H81V15L77 16V15H75V14H73V15L71 14L72 16H71V15H68L69 17L71 16L70 18H68V16H63V17H65V18L67 17V18L65 19L66 22H64V18H63V19L61 18L62 16H59V15H61V14H62V15H64V14H63V11L59 9V7H58V5H57L58 2H57L56 0H54L55 3L57 2L56 5H55V4H53L54 1H53V0H51ZM58 1H59V0H58ZM64 1H66V0H64ZM69 1H70V0H68V2H69ZM74 1H75V0H74ZM74 1H71V4H73ZM98 1H100V2H99L100 5H99ZM103 1H104V2H103ZM108 1H109V2H108ZM114 1H116L117 3L114 2ZM143 1H146V0H142L141 2H143ZM154 1H155V2H154ZM179 1H181V2H179ZM190 1H192V0H188V1H186V2L189 3ZM219 1H220V0H219ZM221 1H225V3L227 2L226 0H221ZM228 1H229V0H228ZM230 1H231V2H229L230 4L227 2L229 5H227V3H226L227 6L225 5V7H227V8H225V10L227 9V11H228V9H229L228 7H229V6L231 7L232 0H230ZM234 1H236V2H234ZM234 1H233V2L236 3V4H235V5H234V3L232 4L233 8H234V6H236V5L239 6V3H240V2H239L240 0H238L239 3L237 2V0H234ZM241 1H242V2H241L240 5L243 6V4H244V5H245V6H244V9L247 8V7H248V4H246V3H248L249 1H248V0H247L248 2H246V0H245V1L241 0ZM250 1H251V0H250ZM72 2H73V3H72ZM101 2H102V3H101ZM112 2H113V3H112ZM127 2L129 3V0H128ZM138 2H140V0H139V1L137 0V3H138ZM156 2H158V3H157V4H158L157 6H159V4L161 3V4H162L161 8L164 6L165 9H167V10H165L164 8H163L164 10H163V9H160V6H159V8H158L157 6L155 7ZM97 3H98V4H97ZM106 3H111L112 5H111V4L109 5V4H106ZM118 3H119V4H118ZM137 3L135 2L133 5H135V4H137ZM249 3H250V2H249ZM69 4H70V3H69ZM71 4H70L69 6H72ZM89 4H90V6H88ZM101 4H102V5H101ZM124 4H125V5H124ZM138 4H139V3H138ZM153 4H155V5H154V6H151V5H153ZM206 4H209L210 6H207ZM51 5H52V6H51ZM77 5H78V6H77ZM91 5H94V6H95V8H94L95 10H93V8L91 7ZM103 5H104V6H103ZM107 5H109L110 8L107 7ZM119 5L121 6L120 8H119ZM123 5H124V6H123ZM165 5L168 6V7H166ZM173 5H174V6H173ZM221 5H222V8H219V9H221V10L224 11V12H222L221 10H218V9H217L218 12H219V13H218L217 10H216V8L220 7ZM49 6H50V7H49ZM54 6H57V7H54ZM94 6H93V7H94ZM105 6H106V9H105ZM150 6H151V7H150ZM79 7H82L84 11H82V9H80ZM122 7H123L124 9L121 10ZM154 7H155V8H154ZM209 7H210L211 9H209ZM19 8H20L22 11H21V10L18 11ZM19 8H18V9H15V10H17L18 12H22V13H19V16L17 15L18 12L15 11V10H14V11L12 12V14H11V15H14V16H13V17H14V20H15V17H17V16H18V17H21V14H24V13H25V12H24V7H22V8L19 7ZM49 8H51V9H52V8H55V9L57 8V9H59V10H56V11H60V12H57V13H56V14H57L56 17H55V14L52 16V13H54V12H56V11L54 10V12H53V9L51 10V9H49ZM84 8L86 9V11H85ZM117 8H118L119 10H118ZM157 8H158V10H157ZM169 8H171V9H169ZM79 9H80L81 11H80ZM104 9H105V10H104ZM168 9L172 12V14L175 13V12L173 13V11H172V10H175V9H176L175 11H178V12H179V14H178V12H177V14H176V15H178L177 18H176L177 20H178V18H180L182 15L186 17V19L183 18V19H185L186 21L189 19V21H187V27H184V25H186V23H184L185 20L182 19L183 16H182L178 21H177V20L175 21L174 18H175L176 16H173V15H171L170 13L167 14V12H170V11H168ZM230 9H231V8H230ZM67 10H69V11H67ZM73 10H74V11H73ZM76 10H77V11H76ZM111 10H112L113 12H112ZM117 10H118V11H117ZM161 10H163V11H161ZM210 10H211V11H210ZM246 10H248V8H247ZM26 11L28 12L27 14L29 15L30 10L26 9ZM93 11H94V13L96 12L94 15H96V14L98 13V14L96 15V16H98V17H96V19H95V20H96V23H97V22H98V23H97V24L95 23V27H94V26H91V25L94 23L93 21H95V20H90V19H91L90 17L93 16L92 18H94V15H91V16H90V14H91ZM125 11H126V10H125ZM165 11H166V13H165ZM197 11H198V14H195V13H197ZM214 11H215L216 13H214ZM243 11H244V14H243V15H245V10H243ZM263 11H264V10H263ZM14 12H15V13H14ZM16 12H17V13H16ZM65 12H64V13H65ZM68 12H69V13H68ZM220 12H222V13H224V14H222V13H220ZM247 12H248V11H247ZM247 12H246L245 17H247V19L249 20V19H250V15H249L250 12H248V15H247ZM259 12H262V9H261ZM259 12L256 13V15L251 13V16L253 15V16L255 17V19H257V21L253 20L254 17L252 16L253 18L251 17L249 23H245V24L240 25V22H241V23L244 22V21L242 20V17H241V18H236V19H235V21H236L237 19H238V20L241 19L240 22H237V21H236V23H233V24H232V28H233L236 24H237L238 26L240 25V27H241V26H242V27L244 26L243 28L246 27V29H248V30H247L248 33H246V32H242V31H245V30H246V29L242 30V29H243L242 27H241L242 29L239 28L241 32H240L239 29L237 28L238 26H236V28L234 27L235 30H236V29L238 30V32L234 35L233 39L235 38L236 40H239V41H238V43H239V42L241 41L240 38H239V36H240L241 38H242V36H243V38H244V37H245V38H244V40H243V38H242V41L240 42L241 44H243V46H241V44L238 45L237 41L234 40L233 44L231 45V47H232V48H231V53H232V52H235L237 49H238V50H239V49H242V48L244 47L245 43H247V42L250 43V41H248V40H250V39H246V38H247V37H251V35L253 34L252 31H253V32L255 31V33H254V34H255V35H254L255 38L252 36V37L255 39V41H254L253 38H251V40H253V41H251V43H250V45H249L250 48L248 47L249 50L247 51V52H248L247 55H246V52H245V51L247 50V47H246V46H248L249 43H248L247 45H245V47H246V48L244 49V52H245V53H244V52L242 53V54H245V56H244V55H243V57L241 56V55H242V54H241V50H239V51L237 50V53L235 52V55H236V56H237V54H238V52H239V54H238L237 57L241 56V57H240L241 59H239V58H237L236 56H234L233 53H232L233 55H231V53H229L231 57L233 56V57H235V59H236V58L238 59V60H235V62L233 61V63L230 62V61H232V59H231L230 56H227V55H229V54L226 53V52H229L228 50H230V49H228V47H230L229 44H231V43H229L230 40H231V42H232V39L230 38V36H232L233 34H230V33H233L232 31H235V30H232V28H231V30L228 31V33L230 32V33H229L230 36H229L228 33H226V34H227V37L229 36V37H228L229 40H227V39L225 38L226 40H224V42H223V44L225 43L224 46H220V47H223V49L220 48V49H222L223 51H222V50H219V49L217 48V47H219V46H217L218 44H215V45L213 44V46H216V47H215V48L211 47V51H212V52L208 51V52H210V53H209V57H207V58H210V57H212V56L214 57V55H211V54H214L216 49L219 50V52L222 51V53H221L222 56H223L222 59L225 57L224 55H226L225 58H228L227 61H225V58H224V60H223V62H225L226 64L228 63V64H227V67H226V64L223 63L221 60H219V59L221 58V55H220L218 52H216V53H218V54L220 55V57L218 56V58H217V55L215 54V55H216L215 57L219 60L218 62H220V63L222 62L221 65L219 64L220 66H218V65L216 66L217 68L223 66V67L221 68V69H223V70H222V73H220L221 70H219V73L222 74L221 77H222V78L224 77L222 81H224V83H225L227 80L229 81L231 78H233V80L231 79V81H229L230 83H229L228 81L225 83L224 86H226V88L223 86L224 91L226 90L225 93H226V92H229V91H231V90L233 91V89H237V88H241V87L244 88V86H245V84H244V83H245V80L248 82L249 85L252 86L253 84H255V83H253V81H255V80H254V78H253V79H251V78H252V77H255V79H256V83H257V84H258V83H259V84L261 83V84H260V85L258 84L259 86H258L257 84H256V85H253V86H252L253 88H251V86L249 87V86L246 84V85L248 86V87H246V89L248 88L247 91H251V92H249V93H251V94H249L245 89H244V90H245V91H244L243 88H242V89H238V92H237V91H233L234 93H232V96H233V94H235L236 97H240V95H243L242 93H240V91L243 90V91H244V92H243L244 94H245V93H246V94H247V93L249 94V95H248V94H247V95H246V94L243 95V96H245V97L247 96V97H246V100H247V98L251 95L252 97H251V98L249 97L248 100L252 103V105H253V106H255V105H258V106H259V105H260V106L262 107L263 105H261V103H263L264 100L261 101L260 98H261V99L264 98V97H262L263 94H264V91L262 90L263 93L261 92L262 96L259 95V94H260V91H259L258 93L256 92V91H258V90H261L260 87H263L262 89H264V81H261V79L263 80V78H264V76H263L264 73L262 72V71L264 70V67H263V65H264V64H263V63H264V60H263L264 55H262V54H264V53H263L264 48H262V47H263V46H262V42L264 41V40H263L264 36L262 37V39L260 38L262 35H264V33L262 34V31L264 30V28H262V29H263V30H262L261 27H260V26L264 23V22H263L264 19L260 20V21H262L263 23L260 22L259 25H260V24H261V25H260V26L258 25L259 28H260V29H259V28H258V29L261 31V32H260V31L258 30V31H259V32H258V35H259V33H260V36L258 37V39H257V36H258V35H256V34H257V29L255 30V28L258 27V26H257V23L259 22V19H260V18H264V17H263V16H264V15H263L264 12L262 13V15H261V13L259 14ZM60 13H61V14H60ZM106 13H105V14H106ZM189 13H190V15H189ZM27 14H26V16H27ZM84 14H83V15H84ZM92 14H93V13H92ZM123 14H120V15H123ZM144 14H145V12H144ZM192 14H193V15L195 14L196 16H195V17H194V16L192 17ZM215 14H216V15H215ZM218 14H220V15L222 14V15L220 16V15H218ZM15 15H16V16H15ZM65 15H66V13H65ZM83 15H82V16H83ZM87 15H88L89 17H88ZM103 15H104V14H103ZM169 15H171L172 18H170ZM199 15H200L201 18H204V19H205L204 21H203V19H201L202 22L198 20V22H200L201 24L198 23V22H197L198 24H197L196 22H194L195 25L192 24L193 22L190 23L191 20L194 21V18L196 19L197 16H199ZM208 15H209V14H208ZM259 15H260V16H259ZM24 16H25V15H22V17H24ZM26 16H25V17H26ZM50 16H52V17H50ZM57 16H58V17H57ZM73 16H75V17H73ZM76 16H77V18H76ZM99 16H100V17H99ZM216 16H219V17L217 18ZM248 16H249V17H248ZM13 17L11 16V18H10V16H9V20L12 19L11 21H13ZM78 17H79L81 20H79ZM85 17H86V18H85ZM87 17H88V19H87ZM257 17H258V18H257ZM259 17H260V18H259ZM46 18H47V19H49V18L56 19V18H57V21H58V22H57L56 20L53 21L52 19L47 20ZM58 18H59V19L61 18L62 20L60 21ZM71 18H72V20H71ZM73 18H76L77 21H78V23H80V21H81V23H83V24H81V23H80V24H81L82 26H84V27H82L81 25L79 26V25H77L78 23H76V25L79 26V28H80V30H79V28H78L75 24H73V22H74V23L77 22L76 19L73 20ZM89 18H90V19H89ZM152 18H153V20H152ZM160 18H161V19H160ZM162 18H163V19H162ZM168 18H169V19H168ZM190 18H193V19H190ZM215 18H216L217 20H216ZM67 19H69L70 22H72V21H73V22L70 23L69 20H67ZM83 19H84V20L87 19L86 22H88V24L91 23V24L88 26L89 29L87 28V25H88V24H86V26H85V24H84L85 21L83 22ZM146 19H147V21H146ZM157 19H158V20H157ZM159 19H160V21H161V22H160L161 24H159ZM164 19H165V20H164ZM171 19L173 20V22H175V23L178 22V23H177V24L173 23V24H175V26H173V24L171 25V24H170L171 22H169ZM4 20H5V22H4ZM44 20H43V22H44ZM89 20H90L91 22H89ZM155 20H156L158 23H157ZM168 20H169V21H168ZM172 20H171V21H172ZM180 20H181V21H180ZM213 20H215L214 22H215L216 24L213 23ZM11 21H10V22H11ZM48 21H49L51 24H49ZM59 21H60V24H61V22L63 21V22L65 23V25H64L63 22H62V25H60V24H59ZM67 21H68L69 23H67ZM153 21H155L153 24L157 23V25H158V26H161V28L158 27L156 24L153 25V24H152ZM164 21H165V22H164ZM179 21H180L181 23H183V24H181ZM182 21H183V22H182ZM186 21H185V22H186ZM217 21L220 23V24L218 23L219 25H217ZM233 21H234V20H233ZM235 21H234V22H235ZM242 21H243V22H242ZM251 21H252V23H254V21L256 22V24L254 23L255 25L252 24V26H254V27L250 26V25H251ZM13 22H14V21H13ZM13 22H11V23H13ZM52 22H53V23H52ZM137 22H138V23L140 22L141 24H140V23L138 24ZM145 22H149V23L151 22V24L147 25L148 23H145ZM204 22H205L206 24H205ZM11 23H10V24H11ZM47 23H48V24H47ZM56 23H57V24H56ZM143 23H144L145 25H144ZM189 23L193 25V26L191 25V28L194 27V28H192V30H191L190 27L188 26ZM203 23H204V24H203ZM238 23H239V24H238ZM13 24H14V23H13ZM52 24H53V25L55 24V26H53ZM58 24H59V27H58V30H57V26H58ZM98 24H99V25H98ZM130 24H131V26H128V25H130ZM163 24H164V25H163ZM180 24L183 25V26L181 27ZM190 24H189V25H190ZM247 24H249V26H248ZM48 25H50L51 27L48 26ZM93 25H94V24H93ZM100 25H101V26H104V27L102 28ZM135 25H137V26H135ZM138 25H139V27H141V28H139ZM140 25H141V26H140ZM142 25H143V26H142ZM176 25H179V26H176ZM245 25H246V26H245ZM1 26H0V30H1ZM3 26L5 27V31H4V32H3V30H4V27H3ZM46 26H47V30H46L47 34H46V33H43V31L46 29ZM52 26H53V27H52ZM61 26H62V27H61ZM97 26H98V27H97ZM123 26H124V27H123ZM126 26L128 27L129 30H131L130 32L128 31V29H127ZM156 26H157L158 28H156ZM163 26H166L167 28H166V27H163ZM6 27H8V30H7ZM11 27H12V28H11ZM81 27H82V28H85V29L87 28L88 30H86L85 32H83L85 29H81ZM90 27H91V28L94 27V29L98 28V31H96V33L94 34V31H93L94 29H93V30H91V31H93V33H92L91 31H90V32H91V33H90V32H89ZM99 27H100V30H99ZM129 27H130V28H129ZM170 27H171V28H170ZM175 27H177V28H175ZM179 27H181V31H182V29H183V31H182L183 34H182V32L180 31ZM248 27H249V28H248ZM251 27L254 28V29L251 30V29H250ZM262 27H264V24L262 25ZM44 28H45V29H44ZM49 28H51L52 31L55 30V33L49 31V30H50ZM53 28H55V29L53 30ZM168 28H169V30H168ZM172 28H173V30H172ZM184 28H187V29H184ZM188 28H189V29H188ZM234 28H233V29H234ZM41 29H42V30H41ZM43 29H44V30H43ZM102 29H105V30H102ZM125 29H127V30H125ZM154 29H155V31H154ZM157 29H159V30L165 29L166 31H165V30H162V31L159 32ZM249 29H250V30H249ZM56 30H57V32H56ZM96 30H97V29H96ZM136 30H137V29H136ZM138 30H137V31H138ZM167 30H168V31H167ZM170 30H171L172 32H175L174 34L178 33V36L175 35V37L177 38V42L179 41V42L177 43V45H176V41L172 39V38L174 37V34H172V32H171ZM177 30H178V31H177ZM186 30H189V31H186ZM196 30H197V31H196ZM214 30H215V32H214ZM237 30H236V31H237ZM10 31L13 32V33H11ZM21 31H22V30H21ZM33 31L35 32V34H33ZM126 31H128L129 33L126 32ZM157 31L159 32V34L162 36L163 39H162L160 36H159V38H160L161 40L157 38V36H158V35H157V33H158ZM179 31H180V32H179ZM194 31H195V32H194ZM199 31H200V33H201V30H199ZM205 31H204V32H205ZM209 31H211V32H209ZM236 31H235V32H236ZM250 31H251V33H250ZM5 32H6V33L9 32V33L6 34ZM25 32H22V33H25ZM44 32H45V31H44ZM86 32H89V33H87L88 36H86V34H85ZM111 32H112V33H111ZM149 32H150V34H151V36H152V37L150 36V38H149ZM151 32H152L153 34H154V32H156V34H154L156 37L153 36V34H152ZM169 32H171V36H170V37H169V35H170ZM185 32H186V36H183ZM187 32H191V33H190V34H187ZM193 32H194V33L197 32L196 35H195ZM3 33H4V34H3ZM20 33H21V32H20ZM26 33H25V34H26ZM31 33H32V35H31ZM42 33H43V34H42ZM49 33H50V35H48ZM52 33H54V35H53ZM56 33H57V34H56ZM104 33H103V34H104ZM124 33L126 34V36H125ZM179 33H181V34H179ZM238 33H241L242 36H241L240 34H238ZM242 33H243V34H242ZM249 33H250L251 35L246 37V35H247V34L249 35ZM9 34H10V35H9ZM25 34H24V35H25ZM36 34H37V35H36ZM44 34H46V35H44ZM83 34H85V35L83 36ZM89 34H91V35H89ZM191 34H192V35H195V36H193L194 38L191 37ZM202 34H203V33H201V35H202ZM205 34H206V35H205ZM205 34H203V35L205 36L203 39L207 38V39H205V40H208V37H206V36H207V33L205 32ZM245 34H246V35H245ZM8 35H9V37H8ZM24 35H21V34H20V35L18 36V39H17V40H19V38L23 37ZM34 35H35V36H38L36 39H38V38L40 37L39 35H41V37H43V36H44V37H43V39L41 38L42 40H41L40 38H39L38 40L34 39V40H35V43H32V42L30 41V39L33 40L32 38L35 37ZM51 35H53V36H51ZM172 35H173V36H172ZM179 35L182 36V37H179ZM187 35L190 36V37H188V38L193 39V42H194V43L196 42V43L194 44V43L192 42V40L188 39V40H190V41L193 43V45H192V43H191L190 41H187V38H184V37H187ZM201 35L199 34V36H201ZM236 35H239V36L235 37ZM244 35H245V36H244ZM16 36H17V35H16ZM31 36H33V37H31ZM47 36H49V37H47ZM55 36H56V37H55ZM85 36H86V37H85ZM117 36H116V37H117ZM135 36H137V37L140 38V39L138 40V38L135 37ZM5 37L10 38V39H9L10 41L7 40L8 38L6 39ZM14 37H15V35H14L12 38L14 39ZM25 37H26V35H25ZM27 37H26V38H27ZM50 37H51V38L53 37L54 40H53V39H50ZM78 37H80V38L78 39ZM125 37L127 38L126 41H125V39H126ZM153 37H154L157 41H155V39H154ZM165 37H166V38H165ZM202 37H203V36H202ZM202 37H197V38H200V40H201ZM44 38H45V39H44ZM48 38H49V40H48ZM56 38H57V39H56ZM119 38H117V40H118ZM176 38H174V39H176ZM178 38H179V39L181 38L182 41L185 39L186 41L184 40V42H182V41H180ZM237 38H239V39H237ZM259 38H260L261 40H259ZM4 39H5L7 42H6ZM55 39H56V40L59 39V41H60L59 43L61 44V47H63L64 49H65V46L68 47L67 50L65 49V50H66V51H65V50L62 48V50L64 51V52H62V51H61V47L59 48V46H60L59 43H58L59 45L56 44L57 46L55 45V47H54V44H53V43L58 42V41H56ZM128 39H129V40H128ZM164 39H165V40L168 39L169 41L171 40V42H172V44H173V45L171 44V47L173 46L172 48H174V47H175V48L172 50V48L170 47V44H169L170 42H169V41L166 42L167 40L165 41ZM245 39H246V42H245ZM14 40H16V37H15ZM39 40H40V42H41L42 44L46 43V44H47V45H45L46 47H45V46L43 47V45L39 43ZM47 40H48V43H47ZM51 40H53V41H51ZM74 40H75V41H74ZM87 40H86V42H85L84 44H86V43L88 42ZM119 40H120V39H119ZM135 40H137V41L135 42ZM152 40H153V42L155 41L154 44L152 43ZM158 40H159L161 43H159ZM172 40H173V41H172ZM256 40H257V41H256ZM2 41H1V42H2ZM36 41H38V42H36ZM55 41H56V42H55ZM70 41H71L72 43H70ZM112 41H114V42H112ZM124 41H125V42H124ZM130 41H131V40H130ZM162 41H164V44H163ZM225 41H226V42H225ZM227 41H228V42H227ZM235 41H236V42H235ZM261 41H262V42H261ZM9 42H10V43H9ZM43 42H44V43H43ZM49 42H52L51 44H52L53 46H52ZM61 42H62V43H61ZM66 42H67V43H66ZM68 42H69L70 44H69ZM89 42H88V43H89ZM140 42H141V44H142V40L139 41V43H140ZM165 42H166V43H165ZM180 42L182 43V45L185 46V49H187V50L184 49V46H183V48H182V45H180V44H181ZM189 42H190L191 44H190ZM244 42H245V43H244ZM257 42H258V43H257ZM260 42H261V45H257V44H259ZM8 43H9L10 45H8ZM12 43H13V45H14L16 42L14 41V42H12ZM36 43L39 44V46H41V47H40V48H38L39 46H36V47H35V45H37ZM80 43H75V45L79 44V46H80ZM92 43H93V42L91 41V45H92V46H91L90 44H88V45L86 44V45H85V46H88V47H87L88 50H89L90 48H92V47H93V48L90 49V50L92 51V50L94 49L95 46H93ZM128 43L131 44L130 42H128ZM137 43H138V42H137ZM174 43H175V44H174ZM179 43H180V44H179ZM187 43H188L190 46H191V45L193 46V48H192V47L190 48V46L187 45V46H189V48H190L192 51H191L189 48H186L187 46H186L185 44H187ZM226 43H228V44H227L228 47L226 46ZM263 43H264V42H263ZM48 44H50V46H52V49H51L50 47H48V46H49ZM63 44H64L65 46H64ZM66 44H67V45H66ZM84 44H83V46H82V44H81V46H82V47H85ZM132 44H133V43H132ZM132 44H131V45H132ZM151 44H152V45H151ZM160 44H162V45H160ZM234 44H235V45H234ZM255 44H256L257 46H256ZM2 45H4V47H3ZM27 45H28V44H27ZM62 45H63V46H62ZM89 45H90L91 47H90ZM133 45H134V44H133ZM149 45H151V46H149ZM179 45H180L181 47H180ZM69 46H71V47H69ZM79 46L76 47V48H82V47H79ZM107 46H106V47H107ZM115 46H116V45H115ZM135 46H136V44H135ZM147 46H148V47H147ZM177 46L179 47V49H178ZM200 46H202V45H200ZM225 46H226V47H225ZM233 46H234L235 49H233ZM235 46H236V47L238 46V47L236 48ZM239 46H240V48H239ZM255 46H256V48H255ZM258 46H259V48L262 46V47L260 48V49H263V51H261L262 54H261V53L259 54L260 51H259L258 53H255V52H257V51L259 50V48H257ZM47 47H48V48H47ZM53 47L55 48V51L58 49V51H56V54H53V53H54V51H53L54 48H53ZM57 47H58V48H57ZM124 47H125V46H124ZM124 47H123V48H124ZM145 47H146V48H145ZM150 47H151V50L149 49ZM157 47H156V48H157ZM3 48H4V49H3ZM41 48H42V49H41ZM45 48H46L47 50H45ZM56 48H57V49H56ZM85 48H86V47H85ZM112 48H113V49H112ZM127 48H126V49H127ZM158 48L155 50V52L157 51V54L155 53V54H156V57L162 55V54H160V53H162L161 50H163V49L160 48L161 50H159ZM169 48H170V49H169ZM225 48L228 49V50L226 51ZM7 49H6V52L8 51ZM40 49H41V50H40ZM48 49H51V50L53 51V52H52L51 50H49L50 52H52V55L49 54L50 52L48 51ZM111 49L114 50L116 54H118L117 52H118L120 49H122V47H121V46H120V48H116V47L114 48V47H111ZM116 49H117V52H116ZM152 49H153V50H152ZM167 49H168V50H167ZM212 49H213V50H212ZM214 49H215V50H214ZM232 49H233V51H232ZM251 49H254V50H251ZM256 49H257V50H256ZM15 50H14V51H15ZM43 50H45L46 52H44ZM95 50H96V49H94V51H95ZM112 50H111V53L109 54L108 52H109L110 50H108V49L105 50V49H104V52L106 51V52H105V55L108 54V55H111V56H112L113 54H115V53L112 52ZM127 50H129V48H128ZM140 50H141V51H140ZM148 50H147V51H148ZM158 50H159V51H158ZM184 50L186 51V53H185ZM224 50H225V52H224ZM234 50H235V51H234ZM255 50H256V51H255ZM60 51H61V52H60ZM94 51H93V52H94ZM252 51H253L255 54H253ZM43 52H44V53H43ZM58 52H60V53H58ZM128 52H129V51H128ZM165 52H164L163 55H162L163 58H165V55H167V53H168V52H167V53H165ZM208 52H206L205 55L208 54ZM213 52H214V53H213ZM223 52H224V53H223ZM249 52H252V53H250V54H252L251 56H253V57L250 56ZM40 53H43L44 55H45V53H47V55L49 54V57L51 56L52 58H54L53 56H55V55H57V54H58L59 56H61V60H60V59H59V56L57 55V57H58L57 60H59L58 62H60V63H59V66H58V65H54V63L57 62L56 60H54V59H56V56H55V58L53 59V64H52V61H51V64H50V61L47 62V61L49 60V57L46 56V55H45V57H44L43 54H41V55L43 56V58H42V56L40 55ZM62 53H63V55H61ZM143 53H144V54H143L144 56L147 55V54H146V51H145V52L143 51ZM148 53H149V55H150V52H148ZM172 53H171V55H173ZM6 54H7V53H6ZM116 54H115L114 58L117 56ZM137 54H136L135 56H133V57L136 58ZM145 54H146V55H145ZM158 54H159V55H158ZM183 54L180 53L181 56H183ZM240 54H241V55H240ZM4 55H5V54H4ZM16 55H17V56H16ZM143 55H142V56H143ZM149 55L146 56V59H147V61H148V59H149V61H151V62L148 61L150 64H149V63L147 64L145 58H144L145 61H142V62H146V63H144V64H143L142 62H141V63H142V66L145 65V64H146L147 66H149V65L152 64V65H151V68H152V66L155 68L154 65H157L156 69L158 68V70L156 71V70L153 68V69H152V70L154 71V73H153V71H152L153 74L150 72V71H151L150 68L147 67V69H146V67H144V66L142 67V68H144V69H143L144 71H145V69H146L147 74L150 72L152 76H150L149 74L147 75V74H146V71H145V73H144L143 70H141L142 68L139 67V66H141V65H140L141 63H137V59L135 60L136 62L134 61L135 63L133 62V59H132V63H130V60H131V59H128V58H125L126 61H123V62H127L128 64H127V63H126V64H122L121 67H123V68L125 67V68H126V67H128L127 65H129L128 68H126V69L124 68V69H125V70L130 69V70H128V71H131V72H132V75H130L131 73L129 74L127 71L125 72V70H124L123 68L120 67V70H121V71H118V73H116V75H117L118 78H119L120 76H121L122 78H120L119 81L117 82L118 79L116 78V76H115V77L112 76V78H111L112 80H111V81H108L106 86H105V84H104V82L106 83V81H107V79H106V77H105V74H107L106 76H108L109 74H108L107 72H104L103 74H102V72H100V73L103 75V76H101V75L99 74V72L96 70L97 67H96V68H95V67H92V66H98V65H99L98 63H97V65H95V64L92 65V63H94V62H96V61H94V62L92 61V63H91V62L89 63V64L91 65V67H88L89 64L86 63V67H87L86 69H85V66H83L84 69H83V68H82V69L85 71V73H86L87 76L89 75L88 77H85V76L82 75V74L84 73L83 70H81V71H83V73H82L81 71H79V72H81L80 74H78L79 72H76V73L74 72V74H77V76H80V79H81V80L78 79V81H80L79 84H81V83L83 82L81 77L85 78V80H84V81L86 82V83H85V86L87 85V86H86L87 88L90 87V89H89V88H88V89L91 90V95H92V94L94 95V96L92 95L93 97H96V96H97L96 94H98V91H97L98 89L105 90L104 88H106V87L108 86V83H109V82H112V81H113V78L116 79V82H114V81H115V80H114L112 83H110L111 85L113 84L112 87H115V88H112L113 91H115V93H114L113 91L110 90L111 87H110V85H109V88H110L109 90H110V92H108L109 95L106 96V99H104L105 96H104V98H103L100 94H98V97H99V95H100L103 99H101V97H99V98H94V99H96V100H95L96 103L99 102V104L97 105L98 108H97V106L95 105V110L97 109L99 112L101 111L100 113L102 114V113H105V109L107 108V112L105 113L106 115H108L107 117H110L112 114H113V115L115 114L114 112L112 113V111H109V112H108V110L110 109L111 106H110L109 109H108L107 104H109V105H111V104L113 105V104H114V105H115V103L118 102V101H120L121 99H122V100L124 99V101H125L126 103H128V102H127V99L125 98V95H126V96L130 95V94H128V93H131V95H132V93H134V95H135V96H133V95H132V96H128L127 98H128L129 100H130V97H131V98H135V99H136V97L139 98L138 100H137V99H136V100L133 99V101H135V103H136L137 105H136V104H133L132 101H131V102L129 101V104H130V105H131V103H132V104L135 105V106H139V105H140L139 103H141V104H142V107L140 106L141 108H139V109H141V110H143L144 107L147 106V107H145V114H146V111L150 110V107H151V110L153 109V108H152V107H153L152 105L155 103V101H156V103H157V102L160 100L159 98H160L162 95H164V94H165L166 96H163L164 98L161 97V101H160V102H162V104H161L160 102H158V103H160V105H161L162 107H161L159 104H157V106L159 105V107H161V112H163L164 110H166V109H167L166 107H168L169 105H170V106H169L168 108H174V105H175V104L173 103V101L175 100V97L178 96V95L184 96V97H182V101L184 102V103L182 102L183 104L187 103L188 101H189V102H191V101L193 102V101H194V99H193V97H192L193 94H194V93H193V90L190 91V92H192V93H191L192 96H190L191 94H188V92H187V93H184V92H186V90H187V88H185V87H187V85H188V84H187V83H188L187 81H189V80H188L189 71H187L188 69H186V67L183 65V63H184V61H185V60H184L185 58L182 57L183 62L180 61V60H178L181 56H180L179 58L175 57V59H174V58L170 57V52L168 53L169 56L167 55L168 57H166V59H167V58H170L169 60L172 61V63H173V64H172V65H173V68H174V67H177V69H179L180 72H176V70H177L176 68L174 69L175 71H173V72L170 71V70H173V68L170 67L171 64L169 65V67L167 66L168 63H169L170 61H169L168 59L165 61V59H163V58H159V60L162 61L163 64H165V65H163V64L160 62L161 65H163L161 68L164 67V69H165L164 71H166V72H164V71L160 68V66H159V64H158L159 62H157L158 58L154 57L155 59H152V57L155 56V55H153L152 52H151V55H150V56H152L151 58H149V57H150ZM157 55H158V56H157ZM185 55H184V56H185ZM210 55H211V56H210ZM259 55H261V57H260ZM15 56H16V57H15ZM38 56H40L42 59H41L40 57H38ZM106 56H107V55H106ZM132 56H131V58H133ZM207 56H208V55H207ZM257 56H259V57H257ZM1 57H2V58H1ZM7 57H9L8 59H9L10 61H8V59H6ZM68 57H66V59H67ZM112 57H113V56H112ZM173 57H174V56H173ZM186 57H187V56H186ZM215 57H214V58H210V60H211V59H213V60H211V61L209 60L208 63L211 64V62H212V63H213V62H216V61H215V59H216ZM245 57H246V58H245ZM250 57H251V58H256V60L254 59V60H255L254 62L257 63L256 65H254L255 63L253 62V59H251ZM3 58H4V59H3ZM15 58H17V59H15ZM34 58H35V59L38 58L39 61H41V63H42V62L44 63V61H46L45 63H47L50 67L47 66V65L45 64L46 66L44 65L45 68H43V66H42L43 63H42V65H41V64L39 65V67H40V68H39V67H38V64H39L40 62H38V64H35V61L37 62V59H36V60H33ZM44 58H45V59H44ZM52 58H51V59H52ZM109 58H110V57H109ZM109 58H108V59H109ZM171 58H172V59H171ZM242 58H244V59H242ZM257 58H259V59L262 58V59H260V60L258 59V60H257ZM2 59H3V61H4V60L6 61V63H5V61H4V63L6 64L4 67H3V64H4V63H3ZM46 59H48V60H46ZM66 59H64V60H66ZM110 59H113V58H110ZM110 59H109V60H110ZM127 59H128V60H127ZM161 59H163V60H161ZM217 59H216V60H217ZM229 59H230V60H229ZM233 59H234V58H233ZM250 59H251L252 61H251ZM14 60H15V61H14ZM30 60H33V61H34V64H32L33 66H31V63L29 64V61H30ZM155 60H156V61H155ZM159 60H158V61H159ZM176 60L180 61V63H179V62L175 63ZM239 60H240V61H241V60H243V61L245 60L244 62H246V64H243L244 62L241 61L242 63L240 64V67H242V65H243V70H242V68H241V70H240V68L238 69V65H239V64H237L236 62H238ZM248 60H250V61H248ZM7 61H8V62H7ZM13 61H14V62H13ZM17 61H18V62H17ZM128 61H129V62H128ZM153 61H155L154 64H153ZM167 61H169V62L167 63ZM240 61H239L238 63H240ZM261 61H263V62H261ZM10 62H11V63H10ZM12 62H13V63H12ZM26 62L29 64L30 67L27 65ZM58 62H57V64H58ZM65 62H66V61H65ZM65 62H64L63 64H65ZM139 62H140V61H139ZM181 62H182V63H181ZM229 62H230V64L232 63V64H231L232 66L229 65ZM247 62H248L250 65H248ZM258 62H259V63H258ZM260 62H261V63H260ZM1 63H2V65H1ZM14 63H16V64H14ZM24 63H26V64H24ZM133 63H134V64H133ZM156 63H157V64H156ZM166 63H167V64H166ZM174 63H175V64H174ZM235 63H236V64H235ZM252 63H254V64H252ZM10 64H11V65H10ZM12 64H13V65H12ZM60 64H61V65H60ZM130 64H131V65H130ZM132 64H133V65L136 64L135 66H136V67H139V68H137V69H139L140 72H143V73H144V74H141V73H140V74L142 75L141 78H144L143 75H145V77H146L145 80H144V82H143V79H141L140 77H138V76H140V75L138 74L139 72L137 73V71H138L137 69H136L137 71L134 70L136 67H135V66H134L135 68L132 67V66H133ZM137 64H138V65H137ZM178 64H181V65H179V66H181V67L183 66V68L179 67ZM224 64H225L226 69H224V68H225V67H224ZM233 64H235V66H237V67H234ZM251 64L253 65V67H255V66H257V65H258V66H259V65L262 66V69H261L262 71H261L259 68H256V67L253 68ZM261 64H263V65H261ZM22 65H23V66L25 65V68H24V69H28V67H29V69H28L27 71L24 70V69L22 68V70L26 71V72H25L26 74H25L23 71H21V69H20ZM34 65H35V66H34ZM51 65L54 66V67L56 66L55 69H57V67H59L58 70H54L53 67H52ZM87 65H88V66H87ZM123 65H126V66H123ZM212 65H213V64H212ZM215 65H216V64H214V66H215ZM247 65H248V66H247ZM8 66H9V67H8ZM10 66H11V67H10ZM23 66H22V67H23ZM26 66H28V67H26ZM158 66H159V67H158ZM210 66H211V65H210ZM228 66H230V67H228ZM244 66H245V67H244ZM249 66H251V68H250ZM258 66H257V67H258ZM260 66H259V67H260ZM18 67H20V68H18ZM33 67H35V68L38 67L39 69H37V68H36V70H35V69H32ZM41 67H42L43 69H46V70H42ZM46 67H47V68H46ZM48 67L50 68V70H49ZM178 67H179V68H178ZM184 67H185V68H184ZM187 67H188V66H187ZM211 67H212V69L214 68L213 66H211ZM216 67H215V68H216ZM233 67L235 68V70H236V68H237V69H238L237 71L240 70V74H237V75H236L235 73H236L237 71H235V73H233V72H234V71H233V70H234ZM90 68H91V69L94 68V69L98 72V73H96V75H97V76L100 75V76L102 77V78H100V77L98 78V77H96V75L94 76V74H95L96 71H95L94 69H92L91 71L94 73V74L91 73L92 77H94L93 79H97V80H98V79H99V80H100V79H103V81H104V82H103L102 80L100 81V82H101L100 84H102V82H103V84H102L103 86H102L101 88H100L99 84L96 85V86L98 87V89L96 88V92L93 91V89H91V86H93V88H95V87H94V86H95V85H94V82H92L93 84L90 82V84H89V86H88V82H87V80H86V78H89V77L91 78V75H90V72H89ZM166 68H167V69H166ZM171 68H172V69H171ZM180 68H181V69H180ZM229 68H231V69H229ZM244 68H245V69H244ZM247 68H248V69H247ZM249 68H250V69H249ZM260 68H261V67H260ZM16 69H18V70H16ZM30 69L33 70V71L31 72V75H32V76H31L30 73H29V72L31 71ZM131 69H132V70H131ZM148 69H150V71H149ZM159 69H161L164 73H163V72H160ZM168 69H170V70H168ZM218 69H220V68H218ZM218 69H214V70H218ZM228 69H229V71H228ZM232 69H233V70H232ZM254 69H256V70H254ZM4 70H8V71H4ZM39 70H40V71H39ZM87 70H88V71H87ZM122 70H123V71H122ZM179 70H178V71H179ZM181 70H182V73H184L183 75H185V76H186V72H187V74H188L187 77H182ZM224 70H225V71H224ZM230 70L232 71V72H231V76H232V77H231V76H228V78H225V77H227V75H229L227 72L230 73ZM245 70L247 71V73H245ZM248 70H249V71H248ZM250 70H252V71L250 72ZM257 70H258L259 72H261V73H259V74L257 73V75H256V71H257ZM16 71H17V74H16ZM18 71H21L20 75H18V74H19ZM34 71H35V72H34ZM37 71L40 72L41 75H40V73H38ZM41 71H42V72H41ZM55 71H56V72H55ZM94 71H95V72H94ZM134 71H135V72H134ZM167 71L170 72V73H174V72H175L174 75H176V74L178 73V77H180L181 80H182V78H183V79H184V78L187 79V80H185V81L183 80L184 83L187 82L186 84L183 83V84H184V88L186 89L185 91L183 90V87L181 88L182 85H181V86L179 85V86H178L179 88H176V89H175V84H176L177 82L175 83V82H173V81H174V80L178 81V77H177V79H174V78H173V79H170L171 77L169 78V77H167V76H171V75H173V74H169ZM183 71H184V72H183ZM243 71H244V72H243ZM253 71H254V72H253ZM258 71H257V72H258ZM22 72H23V74H22ZM54 72H55V73H54ZM119 72H120V73H119ZM122 72H124V73H122ZM133 72H134V73H133ZM156 72H158L159 74L162 73L161 75H163V74L166 73V74H165V78L167 77L168 81L173 80V81H171V82H172L171 85L174 86V87H172V90H170V88L168 89V87L170 86V84H169V86H168V84H167V79H165V78L163 77V76H164V75H163V76H162L163 79L161 78V80L163 81V80L165 79L166 82L163 81V83L167 85V88H166L165 86H164V88H163V87H162V88H163V89H167V90L165 91V90L162 89V90L165 92V93H164L163 91L161 92V90H158L159 88L156 87V89H154V88H155V87H154V88H153V89H154V92H153V89L151 88L152 86H150V85H151L150 83H151L152 81H153V82L156 81L155 83L152 82V84L155 85V86L158 85V87H160L161 85H164V84L162 83V81L160 82V79L157 78V76H158V77H161V75H160V76H159V74L157 75ZM248 72H249V73H248ZM252 72H253V74H252ZM13 73H15L16 76H15ZM27 73H29V74H27ZM32 73H33V74H32ZM36 73L39 74V75H38V74H37V75H38L40 78H37L38 76L36 75ZM56 73H57V74H56ZM87 73H89V74H87ZM121 73H122V75H120ZM127 73L130 75V77H133L134 74H136V76L138 75L137 78H140V79H137V78H136V81H135V80H132L134 77H133V78H130V77L127 75ZM167 73H168V75H167ZM223 73H224V74H223ZM226 73H227V74H226ZM238 73H239V72H238ZM241 73H243L244 76H245L246 78H245V77L243 76V74H241ZM262 73H263V74H262ZM12 74H13V75H12ZM34 74H35V76H33ZM74 74H73V75H74ZM98 74H99V75H98ZM123 74H124V75L126 74L127 76H124ZM154 74H155L156 76H155ZM180 74H181V76H179ZM232 74H233V75H232ZM248 74H249V75L252 74V75L249 76ZM254 74H255V76H253ZM23 75H24L25 78L27 77L28 79H21V78H24ZM26 75H27V76H26ZM29 75H30V77H31L32 79L29 78ZM50 75H48V78H49V79H46V80H48L47 83H46V84H47V85H46L47 88L45 89L46 91H48L47 89H49V88L52 86L51 83H52L53 79L50 80V79H51ZM81 75H82V76H81ZM118 75H119V76H118ZM146 75H147L148 77H147ZM166 75H167V76H166ZM174 75H173V76H174ZM239 75H240V76H239ZM258 75H261V76H260L261 79H259V76H258ZM13 76H14L15 78H17L16 81H15V78H14V79L12 78ZM20 76H21V78H20ZM36 76H37V77H36ZM74 76H76V75H74ZM77 76H76V77H77ZM109 76H110V75H109ZM123 76H124V77H128V78H126L127 80L130 78L132 81H131V80H128V81H129V82H132L133 84H131V83L129 84V82L126 81V80H121V79L124 78ZM136 76H135V77H136ZM149 76H150V78L152 77V78H151L152 80L149 78ZM153 76H154V77H153ZM173 76H172V77H173ZM176 76H177V75H176ZM176 76H175V78H176ZM234 76H236V77H234ZM237 76H238V79H241V77L244 79V80L241 79L242 81H241V80H238V79H235V80L238 81V83L240 82V83H242V85H244V86H242L241 84L238 85V84H237V81L234 82V81H235L234 78H237ZM256 76L258 77L259 81H261V82L257 81ZM262 76H263V78H262ZM10 77H11V78H10ZM18 77L20 78V80H18V79H19ZM76 77H74V78L77 79L78 77H77V78H76ZM95 77H96V78H95ZM110 77H111V76H110ZM110 77H109V78H110ZM181 77H182V78H181ZM221 77H220V79H222ZM239 77H240V78H239ZM8 78H9V79H13V82H12L13 84L10 83L12 80H9ZM33 78H34V80H33ZM107 78H108V77H107ZM109 78H108V80H109ZM154 78H157V79L159 80L160 84H161V83H162V84L159 85L158 80H157V79H154ZM248 78H249V79H248ZM93 79L91 78L90 81H93ZM104 79H105V80H104ZM124 79H125V78H124ZM134 79H135V78H134ZM148 79H150V80H148ZM224 79H225V80L227 79V80L225 81ZM247 79H248L249 81H248ZM6 80H9L10 82L8 83V81L6 82ZM21 80H22V82H21ZM23 80H24V81L27 80V82H29V83L26 82V84H25ZM28 80H31V82L28 81ZM32 80L35 81V82H37V83H34ZM36 80H37V81H36ZM97 80H94L95 83H96V82L99 83V80H98V81H97ZM139 80H140L141 82H140ZM154 80H155V81H154ZM181 80H180V81H181ZM250 80H252V81H250ZM14 81H15V82H14ZM18 81H19V82H18ZM40 81H41V85L38 84V82H40ZM54 81H55V79H54ZM54 81H53V82H54ZM65 81H66V80H65ZM67 81H68V80H67ZM88 81H89V79H88ZM120 81H124V83H125V84L127 83V84L125 85V84H123V82H122L121 85H120ZM133 81H135V82H133ZM149 81H151V82H149ZM5 82H6V83H5ZM43 82H45V83H43ZM48 82H51V83H48ZM136 82H137L139 85H137ZM139 82H140V83H143V84L145 83L144 86H145V85L147 86V85L150 84V85H149L150 87H149V86H148V88L143 87V84L140 85ZM146 82H148V83H146ZM247 82H246V83H247ZM7 83H8V85H9V87H10V84L15 85V84H17V83L20 84L21 86H20V85H19V87H18L17 85H15V86H13V87L11 86L10 89H8V90H9L8 92H10L12 89L15 88V89L13 90V92L15 91V93H14V94H11V95H10V93H9V95H8L7 92H6L7 89H6V88H5L6 90L4 89V87H7V88H8V85H6ZM14 83H15V84H14ZM30 83H32V84L34 83L32 86H34L35 88H34V87L32 88V87L29 85ZM54 83H55V82H54ZM54 83H52V84L54 85ZM118 83H119V84H118ZM134 83H135L137 86H136V85H135V86H132V85H134ZM156 83H157V85H156ZM174 83H175V84H174ZM227 83H229V84H233V86L235 85V87H236V85H237L238 87L233 88L232 86L227 85ZM252 83H253V84H252ZM22 84H24V85H22ZM37 84H38V86L36 87L35 85H37ZM42 84H44V85H42ZM82 84H83V83H82ZM82 84H81V86H80L81 88H83L82 86L84 85V84H83V85H82ZM114 84H115V85H114ZM128 84H129L130 86H128ZM173 84H174V85H173ZM207 84H209V88L212 87V86H211V85H212L211 83H207ZM262 84H263V85H262ZM26 85H27V86H26ZM28 85H29L30 87H29ZM49 85H50V86H49ZM57 85H60L61 88H64V87H65L63 84H62V85H63L64 87L61 86V84H58V82H56V84H55L54 86H57ZM124 85H125L126 88L124 87ZM185 85H186V86H185ZM3 86H4V87H3ZM39 86H40V87H39ZM48 86H49V88H48ZM117 86H119V87L122 86V87L124 88V90H123L122 87H120V88L118 87V89H119V90H118V89H117ZM127 86H128V87H127ZM140 86H141V88H144V89L146 88L145 91L143 90V91L145 92V93H144L145 95H143V91H139V94H135V93H138V92H135L136 90H138V89H139V90H142V89L140 88ZM239 86H241V87H239ZM255 86H256V87H255ZM257 86H258V87H257ZM16 87H17V89H16ZM20 87H21V88H20ZM27 87H29V89H27ZM52 87H53V86H52ZM80 87H79V88H80ZM86 87H85V88H86ZM103 87H104V88H103ZM133 87H135V88H134L135 90L132 89ZM137 87H138V88H137ZM170 87H171V86H170ZM228 87H229V89H230V87H232L233 89H230V90L228 91V90H227ZM30 88H32V89H30ZM36 88H37V90H36V92L34 91V92H35V93H34L33 90L36 89ZM61 88L59 89V86H58V88H54V87H53V88H50L51 91H54V89H56L55 92L57 91L56 93H55V92H54V93L51 92V96H53V97L56 96V97H57L58 90H59L60 92H63L62 94L64 95V91H65V89L62 91ZM79 88H78V90L76 89L77 92L80 91L81 93H84V94L87 93V94L90 95L89 90H86L87 88H86V89H85V88H83V89H79ZM107 88H108V87H107ZM107 88H106V89H107ZM121 88H122V92H121ZM127 88H131V89L134 90V91L131 92L132 90H131V89H127ZM149 88H150V89H149ZM204 88H205V87H204ZM207 88H208V86L206 85L205 90H206V91L209 90L210 92L207 91V93H210V94H211V93L213 92L212 89H211V88H210V89H209V88L207 89ZM249 88H251V89H249ZM52 89H53V90H52ZM68 89H69V88H68ZM84 89H85L86 91H85ZM114 89H116V90H118V91H116V90H114ZM160 89H161V88H160ZM178 89H179L180 91H179ZM181 89L184 91V92H183L184 94H182ZM200 89H201V88H200ZM200 89L197 90V91H199V97H200V93L204 90L203 88H202L201 90H200ZM223 89H222V90H223ZM255 89H256V91H255ZM257 89H258V90H257ZM28 90H29V91H28ZM30 90H31L32 92H30ZM40 90H41V89H40ZM45 90H44V91H45ZM66 90H67V87H66ZM71 90H72V89H71ZM76 90L74 89V92H76ZM94 90H95V89H94ZM125 90H126V91L129 90L130 92L127 91L128 93H126ZM148 90H152V91L150 92V91H148ZM155 90H156V91H155ZM177 90H178V91H177ZM205 90H204V93H203V92L201 93L202 97H204L205 101H207V98H208L209 101H207V102H210V103H211V102H214V101L216 100V96H214L215 99H214V97L212 96V98L214 99V101L211 100V99H212L211 96H210V99H209V97L203 96L204 94L207 95V93H206ZM239 90H240V91H239ZM252 90L255 91V94H254V95L258 94V98H257V99H258L260 102H257L258 100L255 99L256 96H255V97L253 96V93H254V92H253ZM23 91H21V92L23 93ZM26 91H25V92H26ZM42 91H43V90H41L40 92L42 93ZM44 91H43L42 94H41V93H38V94H41L42 96H45L44 99H43V97L40 96V97H41L40 99H43L42 101H45V99H46V101H47V102L50 101V103L53 102V101H54L53 99H55V97L53 98V97L49 96V95H50V93H49L50 91H48L47 94L43 95V94H44ZM69 91H70V89H69ZM69 91L67 90V91H65V93H66V92L68 93ZM83 91H85V92H83ZM107 91H108V89H107ZM157 91L161 92V95H160V94L158 95L159 92H157ZM169 91H170V92H169ZM174 91H176L177 93H179V92H180V93L177 94V93L174 92ZM224 91H222V92H224ZM232 91H231V92H232ZM13 92H12V93H13ZM21 92L19 91L17 94H19V93H21ZM60 92H59V93H60ZM70 92H73V90L70 91ZM77 92H76V93H77ZM92 92H93V93H92ZM94 92H95L96 94H95ZM103 92H104V91H103ZM105 92H106V91H105ZM117 92H118V93L120 92V94H121L122 96H120V94L118 95ZM149 92H150V93H149ZM156 92H157V96H158V97L155 96ZM172 92H173V95H172ZM194 92H195V90H194ZM231 92H230V93H231ZM252 92H253V93H252ZM22 93H21V96H22V95L25 96V95H24L25 93H24V94H22ZM32 93H33L34 95H33ZM48 93H49V94H48ZM59 93H58V94H59ZM99 93H101L100 90H99ZM106 93H107V92H106ZM111 93H113V95L115 94L116 96H113ZM151 93H154V94H151ZM163 93H164V94H163ZM213 93H214V92H213ZM213 93H212V94H213ZM236 93H240V95H239V94H236ZM26 94H27V93H26ZM52 94H53V95H52ZM54 94H55V95H54ZM62 94H61V93L59 94V97H60V98L57 97L58 99L63 100V101H61V102H62V106H61V104H60L61 102H57V101H58L57 98H56L57 101H55V102L58 103V104L56 103V105H58V107H59V104H60V107H66V106L68 105V104H67L66 106H63V105H64L63 103L66 104V100H64V98H62V96H60V95H62ZM71 94H72V93H71ZM73 94H74V93H73ZM110 94H111V95H110ZM124 94H125V95H124ZM127 94H128V95H127ZM169 94L171 95V97H169V96H170ZM187 94H188V95H187ZM212 94H211V95H212ZM4 95H5V97H3ZM47 95H48V96H47ZM75 95H76V96H75ZM80 95H81V94L78 92L77 94H74L73 96H75L74 98L79 99L78 96H80ZM82 95H83V94H82ZM91 95H90V97H91ZM95 95H96V96H95ZM117 95H118V96H117ZM123 95H124V96H123ZM136 95H138V96H136ZM140 95H141V96H140ZM146 95H147L148 98L146 97ZM174 95H175V97H173ZM194 95H197V96H194V97H195V100L198 99V98H196V97H198V94L196 93V94H194ZM213 95H214V94H213ZM237 95H239V96H237ZM28 96H29V94H28L26 97H21V100H22V105H21V106L25 105V102H23V100L26 99ZM38 96H39V95H37V98H39ZM46 96H47V97H46ZM108 96H110L111 98H109ZM144 96H145L146 101H149V102H147V105H146V103L143 104L144 101H145V99L142 98L143 102H142L141 99H140V97H144ZM152 96H154V97L156 98V100H155V98L153 99V100H154L153 103H152L153 100L150 101L151 98H149V97H152ZM181 96H178V97L180 98ZM187 96H188V97H189V96L191 97V98L189 97L190 100L187 98ZM207 96H208V95H207ZM226 96H227L228 98H229V96H230V98H231V95H230V94H229V96H228L227 93H226ZM226 96L224 95V98H225ZM260 96H261V97H260ZM16 97H17V98H16ZM29 97H30V96H29ZM48 97H50V100H49ZM107 97H108V98H107ZM116 97H119V100H117L118 98L116 99ZM122 97H124V98H122ZM202 97H201V98H202ZM236 97L234 96L233 99L236 98ZM245 97H240L239 100H238V98H236L239 102L235 99L236 102H237V103L235 102L236 105L238 104L241 108H242V106H243L242 109H239V108H240L239 106H238L239 108H238L237 106H235L233 102H231V103L234 105L235 108H234L231 104H229L228 106H229L230 110H231L232 107H233L232 109H239L240 111H239V110H237V111H239L238 113H239L240 115L243 114L244 112H248V110H250L251 113H250V111H249V112H248V115H247V114L242 115V116H246V117L244 118V119H245L244 123L246 122V124H247V123L249 124V123H250L249 118H251V122H254V120H255V118H256L255 116L258 117V115H259V113L262 111V109H261L260 106H259L258 113L256 114L257 110H255V109H257L258 106H257L256 108L254 107V108H255L254 110L256 111V112H255L254 110H252V109H253V106H252V105H251V106L249 105L248 100H247V102L244 101V103H243V101H242V103H243V105H242L241 100H242V99L244 100ZM253 97H254V98H253ZM19 98H20V95H19ZM22 98H23V99H22ZM34 98H35V97H34ZM47 98H48V99H47ZM52 98H53V99H52ZM91 98H92V97H91ZM112 98H114V101H116V102H114ZM162 98L165 99L166 101L163 100ZM166 98H167L168 100H167ZM170 98H172V99H170ZM173 98H174V99H173ZM183 98H185V99H183ZM241 98H242V99H241ZM252 98H253V100H257V101H256V102H257L256 104H255V101L252 102L253 100H250V99H252ZM7 99H8V98H7ZM7 99H6V100H7ZM77 99H76V100H77ZM94 99L92 98L91 101H90V105H89V106H86L87 109L85 108V105L77 104V103H76V105L74 106V108H75V107L77 108V105H78V107L80 108V109L78 108L79 111H77L78 109H77V110H76V109H75V110L72 109V110H73L75 113L78 112L79 116L81 117L80 114H81V113H84V114H85V112L88 110L89 107H90L89 110H91V111H92V108L94 109V107H93V106H94L93 103H95V102L93 101ZM98 99L102 100L103 103H102V101H99ZM109 99H110V100H109ZM111 99H112V100H111ZM157 99H159V100L157 101ZM6 100L4 101L5 103H4V102H3V103H4L5 105L10 104L9 99H8V101H7V102H9L8 104H6ZM11 100H13V99H11ZM11 100H10V101H11ZM19 100H20V99H19ZM19 100H15L16 103H15V101L13 100V104H18L17 101H19ZM21 100H20V101H21ZM104 100L106 101L107 104L104 103ZM131 100H132V99H131ZM171 100H172V102H171ZM185 100H187V102H186ZM224 100H225V102H224V101H223V102L226 104V102L231 101L232 98H231V100H229V101H228V99H227V100L224 99ZM235 100H234V101H235ZM2 101H3V100H2ZM20 101H19V102H20ZM24 101H25V100H24ZM64 101H65V102H64ZM79 101H80V100H79ZM97 101H98V102H97ZM107 101H108V102H107ZM111 101L114 102V103H110ZM124 101H120V105H119V102H118V104L116 103L118 106H121V107H122L121 110H122V109H127V108H125V106L127 107V106L129 105V104H128V105H125L126 103H125ZM137 101H138V102H137ZM140 101H141V102H140ZM146 101H145V102H146ZM163 101H164V102H163ZM168 101H169V105L166 104V107H165V102L168 103ZM0 102H1V101H0ZM47 102H45V103H47ZM55 102H53V103H55ZM121 102L124 104V106L121 105ZM174 102H175V101H174ZM189 102H188V103H189ZM245 102H246V104H245ZM11 103H12V101H11ZM20 103H21V102H20ZM100 103L102 104V105H101L102 107L100 106ZM149 103H152V105H151V104L149 105ZM156 103H155V106H156ZM172 103H173V105H171ZM188 103H187V104H188ZM259 103H260V104H259ZM219 104H220V103H219ZM221 104H222V105H218V106H224L223 109H225V105H224L222 102H221ZM227 104H228V103H227ZM227 104H226V105H227ZM247 104H248V106H246ZM1 105H2V103H1ZM1 105H0V106H1ZM54 105H55V104H53V105L50 106V105H48V103H47L45 106H46V108H47V106H48V108H50V109L52 110V108L54 107ZM56 105H55V107H56ZM81 105L85 108L86 111L82 109L83 107H82ZM114 105H113V106H114ZM117 105H115V106L118 108ZM130 105H129V106H130ZM133 105H131V106L133 107ZM143 105H145V106L143 107ZM163 105H164V107H163ZM244 105H245V106H244ZM2 106H3V105H2ZM11 106H14V107H15V105H12V104H11ZM21 106L19 105V108H20ZM25 106H26L25 108L22 107V108H20V110L23 109V110H25V111H29V112H31L30 108H31V109H34V108H35L34 106H33V107H32V106H31V107L28 106V107H30V108H28L27 105H25ZM52 106H53V107H52ZM103 106H105V108H104ZM106 106H107V107H106ZM113 106H112V107H113ZM115 106H114V107H115ZM129 106H128V108H129ZM131 106H130V107H131ZM228 106H226V108H227ZM230 106H231V107H230ZM249 106H250L252 109H251ZM37 107H38V105H37ZM37 107H36V108H37ZM60 107L58 108V111L54 110V109H57V107H56V108H53L52 112L54 111V113H55V111H56V112H58V113L60 114V112H61V110H60L61 108H60ZM68 107H69V105H68ZM68 107H66L67 109H66V108H63L62 113L66 112V110H67V112H68L69 110L71 111V107H69L70 109H68ZM81 107H82V108H81ZM91 107H92V108H91ZM100 107H101V109H100ZM112 107H111L110 110H112ZM123 107H124V108H123ZM159 107H157L156 110H157V109L160 110ZM236 107H237V108H236ZM244 107H247V108H246L247 111L245 110ZM248 107H249V108H248ZM15 108H17V107H15ZM26 108H28L29 110H27ZM44 108H45V107H44ZM48 108H47V109H48ZM102 108H103L104 110H102ZM117 108H113V109H116V110H114V111H117ZM119 108H120V107H119ZM147 108H148V110H147ZM154 108H155V107H154ZM165 108H166V109H165ZM220 108H221V107H220ZM229 108H228V109H229ZM262 108H263V110H264V106H263ZM38 109L40 110L39 114H38V111H39V110L37 111V109H35V111H37V113H35V111L33 110L34 113H35V115H34V113L32 114L33 111H32L30 114L33 115L34 117L36 116V114H37V115H40L42 109H41L40 107H38ZM81 109H82V110H81ZM162 109H163V111H162ZM59 110H60V112H59ZM80 110H81V111H84V112H80ZM121 110L119 109L116 113L120 112ZM141 110H140V111H141ZM151 110H150V111H151ZM153 110H155V109H153ZM159 110H157L158 113L160 112ZM168 110H169V109H168ZM168 110H166V112H167ZM226 110H227V109H226ZM241 110H242V111H241ZM259 110H261V111L259 112ZM70 111H69V112H70ZM91 111H87L86 113H88V112L90 113ZM143 111H144V110H143ZM227 111H228V110H227ZM233 111H236V110H232L230 113H232V114L234 113V115L237 114L238 116L236 115V117H238V118L241 117L237 112H233ZM243 111H244V112H243ZM48 112H51V111L48 110ZM67 112H66L65 114H66V115L69 114V115L66 116V118L69 117V116H73V115H74V117H75V118H74L75 120H76V118H77L78 120L84 118V117H83V118H79V117L77 116L78 114L76 115L75 113H71V115H70V113H67ZM71 112H72V111H71ZM138 112H139V111H138ZM138 112H137V113H138ZM141 112H142V111H141ZM141 112H139V113L141 114ZM157 112H156V113H157ZM161 112H160V113H161ZM168 112H170V111H168ZM254 112H255V114H254V116H253V113H254ZM262 112H263V111H262ZM58 113H57V114L55 113V114H53V115H58V116H59ZM62 113H61V115L63 116L62 118H64L65 116H64V114H62ZM100 113H99V115H100ZM134 113H136V112H134ZM137 113H136V114H137ZM139 113H138L137 115L135 114V116H137V117L133 116L132 119H131V117H129V118L127 119V120H129V122H131V120H134V119H137V118H139V119H141V118L143 119V118H144L143 120L141 119V120H142L141 122H140V121L137 122L138 125L135 123L136 121H135V122L132 121L131 123H128L129 126H130V125L132 126V130H133V133H132V132H129V133H130V134L132 133V134H134V136H136V133H139L138 131H140V133L143 132V131H144L145 133H147V132H146V131H147V128H149L150 130H148V134L144 135L145 133H144V132H143L144 134L142 133L144 136H148V135H153V136H155V135H157L158 133H155V131H156V130H155V127L158 128V129H160V128H159V127L161 126L160 123H162V122H160L161 119H159V120H158L159 123H155V124H154V121H155V119H156L157 117H159L161 114H160V113H159V114L157 113V114H158V116H157V114H154V113H155V112H154V113H153V116H152L149 112H147L146 115H143L144 112H142L143 114H141V115L144 116V117H138V116L140 115ZM163 113L165 114V117H168V116H166V115H168V114H166L165 111H164ZM235 113H236V114H235ZM44 114H45V113H44ZM72 114H73V115H72ZM84 114H83V115H84ZM110 114H111V115H110ZM118 114H119V113H118ZM164 114H163V115H164ZM250 114H251L253 117H252V116L249 117ZM260 114H262V113H260ZM263 114H264V113H263ZM41 115H42L43 118H44L43 113H42ZM41 115H40V116H41ZM83 115H82V116H83ZM85 115H86V114H85ZM87 115H88V114H87ZM99 115H98V116H99ZM103 115H104V114H103ZM103 115H102V116H99V117H101V118H102V117L104 118V120H102L103 123H104V122H106V123L108 122V123H109L110 121H106V119H105V117H104ZM109 115H110V116H109ZM155 115H156L157 117H156ZM163 115H162V116H163ZM42 116H41V117H38V118H39V119L41 118V119L43 120ZM45 116H46V115H45ZM145 116H146V118H145ZM247 116H248V117H247ZM13 117H15V116H13ZM13 117H12L11 120L14 119ZM134 117H135V118H134ZM150 117H152V118H150ZM153 117H156V118H153ZM165 117H164V118H165ZM16 118H18V117H15V119H16ZM71 118H72V117H71ZM71 118L69 117V119H67V120L64 118L67 122H66L65 120H64V121L61 120V121L64 122L66 125L63 126V124H59V126L61 125V127H58V128H59V129L63 128L62 130L65 131V129H67V128L70 129L69 126H72V127H71V131H74V129H72V128H73L76 124L79 125V122H78V120H77V121L73 120L74 123H75V122H78V123H75V125L73 126V123H72V124L69 123V122H71V121H70ZM101 118H98V120L101 119ZM103 118H102V119H103ZM113 118H114V117H113ZM113 118H112V116H111V119H112V120H113ZM149 118H150V119H149ZM242 118H243V117H241L238 121H243ZM15 119H14V120H15ZM18 119H19V118H18ZM18 119H17V120H18ZM33 119H34L33 121L36 122V123L32 122L33 124H31V121H30V125H29V124H28L29 122H28V123L26 122V125L28 124L27 126H29V129H27L28 127H27V128L25 127V128H26V129H25V128L22 126L23 122H22V124L19 122V123H20L19 126H21V128L23 127V128L25 129V131H24V130H23V131H24L26 134H28V136H29V137H28V136H26V134H25V138H26V137H27V138H31V137H33L34 135L36 136L37 134H39V135L41 136V137H39V138L42 139V138L45 137V133H46V131H47L46 136L49 137V139L51 138V140H49L47 137H45L43 140H44L45 142H49V144H50V141H52V138H54V137H55V139L57 138V135H56V134H57L58 132H59V133H60V132H61V133H62V132L64 133V131L58 130V128H57V130H58V131H57L55 127L53 128V130H55V131H57V132H53L51 129H48V130L44 131V132H45V133H44V132H42V129H43V128L40 130L39 127H38V126H41V125H38V124H39L38 122H42V120L40 119V120H41V121H40V120L37 119V117H36V119L38 120V122H37V120H36L35 118H33ZM130 119H131V120H130ZM146 119H147V121H146ZM157 119H158V118H157ZM157 119H156V120H157ZM14 120H13V124L17 122L16 120H15V121H14ZM107 120H108V118H107ZM112 120H111V121H112ZM150 120H151V122H150ZM196 120H197V122H198V120L200 121V119H195V120H193L194 123H193V122H189V123H187V124L189 125L190 123H191V124L193 123V124H194V128H195L196 126H198V125H199V127L201 126V128H203V126H202L203 124L200 125L199 122H198V124H197ZM246 120H247V121H246ZM18 121H20V120H18ZM68 121H69V122H68ZM79 121H80V120H79ZM81 121H82V120H81ZM99 121H100V123H102L101 120H99ZM113 121H114V120H113ZM113 121H112V122H113ZM144 121H145V122H144ZM248 121H249V122H248ZM62 122H61V123H62ZM96 122H97V121H96ZM112 122H110V124H111ZM142 122H143V123H142ZM155 122H157V121H155ZM200 122H202V121H200ZM67 123H69L70 125L67 124ZM100 123H99V124H100ZM103 123L101 124L102 126H100V125H98V122H97V127H95V124H93L94 126L90 125V126L92 127V128L90 127V130H91V129L93 130V129H94L93 127H95L96 131L98 132V130H99V129H97L98 127H102V128H103L104 125L106 126V125L108 124V123H107V124L104 123V125H103ZM134 123H135L137 126H139L138 128H142L143 131H141V129H137V127H136V125H135ZM147 123H148V125H147ZM149 123L152 124V125L150 124L151 127H149ZM195 123H196V124H195ZM242 123H243V122H242ZM24 124H25V123H24ZM24 124H23V125H24ZM80 124H81V123H80ZM110 124H108V125L111 126ZM139 124H144V126H145L144 128H146V129H143V125H142V127H141V125H139ZM193 124H192V126H193ZM246 124H243V126H245ZM251 124H252V125H251ZM251 124H249L248 126H249V127H251V126L253 127V123H251ZM0 125H1V124H0ZM14 125H17L16 128L19 127L17 123L14 124ZM32 125H33V126L35 125L34 128L37 127V128L35 129V131H34V128H33V131L35 132V134H34V132H32V130H31L32 127H33ZM67 125H68V127H67ZM108 125L106 126L107 128L109 127ZM112 125H113V124H112ZM134 125H135V126H134ZM153 125H156V126H154V129H153ZM159 125H160V126H159ZM188 125H186V126H188ZM195 125H196V126H195ZM9 126H10V125H9ZM12 126H13V125H11V127H10V132L12 131L11 134H12V136H13V133H14L13 131H14V129H16V128H14V129L11 130ZM24 126H25V125H24ZM30 126H31V127H30ZM57 126H58V125H57ZM57 126H56V127H57ZM62 126H63V127H62ZM146 126H147V127H146ZM192 126H191V125L189 126L190 129L193 128ZM243 126H242V127H243ZM246 126H247V125H246ZM248 126H247V129H246V128H245V129L243 128V129H244L243 132L245 133V135H243V136L240 135V137H241V136H242V138L244 137L243 140H245V137H249L248 140L250 139V141H248L247 138H246L247 141H246V140H245V141H246V142H250V144H251L252 141L255 140V139H253V140L251 141V137H252L253 134H254L253 137H255V133L253 132L252 127H251L250 132H249V131H248V130H249V127H248ZM0 127H5V128H6L7 126H5V125L3 126V123H2V125H1ZM14 127H15V126H14ZM84 127H85L86 129H88L87 126H84ZM88 127H89V126H88ZM111 127H112V126H111ZM189 127H188V128H189ZM199 127H196L197 130H194V128H193L192 131H191L190 129L187 130V128H185V131L187 130V131H186L187 133L185 132V134H189V132H190L191 135H190V134H189V135H190V136H194L196 133H197V134H198V132L200 133V131H201L202 129L199 128ZM204 127H205V126H204ZM23 128H22V129H23ZM30 128H31V129H30ZM74 128H76V126H75ZM85 128H84V129H85ZM134 128H135V129H134ZM151 128H152V129H151ZM196 128H195V129H196ZM198 128H199L200 131L198 130ZM22 129L20 130V128H19V129H18V132H15V133H17V136H18L19 134H20V135L22 134V132H21V133L19 132V131H22ZM79 129H81V130H79ZM84 129L82 130V127H80V128L77 127V129H75V131H76V130H79V131H76V132H79V135H80V134H82V131H83L84 133L86 132V131H84ZM95 129H94V131L91 130V132H92V133H96ZM104 129L106 130V128H104ZM206 129H207V127L204 128L205 132L202 130V133H200V134L203 135V136H205V135H207L208 133H211V132H209V131H211V129H207V130H206ZM219 129H220V128H219ZM243 129H242V130H243ZM26 130H30V133H29V131H28V133H27ZM36 130H37V131L40 130L41 132L39 131V133H38ZM90 130H87V133H90V134H91V132H88V131H90ZM145 130H146V131H145ZM153 130H155V131H153ZM189 130H190V131H189ZM208 130H209V131H208ZM213 130H216V133H215V134H212V135H213V136L216 135V136H215L214 138H212V139H213V140H212V145H213V143H215V142H216L217 144H220L219 142H222V141L225 142V140H222V139H221V138H223V137H224L223 139H225V136H223L225 132H224L222 129H220L219 132L217 131V129H213ZM221 130L223 131V134H221V133H222ZM1 131H2V132L4 131V132H3L4 134L1 135V133H2ZM7 131L9 132V128L7 129ZM7 131H6V130H3V128H2V130H0V132H1V133H0V136L2 137V136L4 135V137H5V136L8 134ZM67 131H68V130H67ZM67 131L65 132L66 134L72 133V135H76V134H75V133H76L75 131H74V133L71 132L70 130H69L68 132H67ZM101 131H104V130H101ZM106 131H107V130H106ZM157 131H159V130H157ZM157 131H156V132H157ZM188 131H189V132H188ZM193 131H194V132H193ZM197 131H198V132H197ZM6 132H7V134H6ZM24 132H23V134H24ZM31 132H32V133H31ZM48 132H49V133H48ZM51 132H53L52 135H54V133H55L56 136L54 135V137H53V136L50 137L49 134H51ZM80 132H81V133H80ZM104 132H105V131H104ZM104 132H103L102 135H104ZM134 132H135V133H134ZM213 132H214V131H212V133H213ZM220 132H221V133H220ZM251 132H252V133H251ZM15 133H14V135H15ZM18 133H19V134H18ZM40 133H41V134H40ZM42 133H44V134H42ZM99 133H100V131H99ZM105 133H106V132H105ZM107 133H108V132H107ZM107 133H106V135H107ZM140 133H139V134H140ZM150 133H152V134H150ZM192 133H195V134H192ZM204 133H205V134H204ZM219 133H220V134H219ZM9 134H10V133H9ZM11 134H10V135H11ZM23 134H22V135H23ZM33 134H34V135H33ZM90 134H89V135H90ZM132 134H131V135H132ZM185 134H183V137L186 136ZM197 134H196V138H195V136H194V139H197V140L199 141V140H201L200 138H202L203 136L200 137L201 135L199 134V137H198ZM234 134L237 135V136H236L237 139L235 138L237 141L234 140V138L231 137V136H234V137H235V135L231 134V136H228V135H230L229 133H228V134H225V135H226L227 137H231V138H232V139H231L232 141L229 140V139H226V142H227V144H228V143H231V144L234 145V146L232 145V147L234 148V150H233V151H234V152H233L234 155H233V156H235V158H233V159H235V163H236V162L239 163V164L236 163L237 165H241V164H243V166H244V165L247 166L246 164H250V165H252V166L255 165V168L252 167V168L256 169V170H254V172H256L255 176L258 175V174H259V176H260V173H261L262 175H261L260 177L263 176V178H262V179L260 178V179H261V180H260V179H259V176H257V177L254 176L255 178H253V180L250 178V181H249V179H248V181L244 179V180L247 181V182H245L243 179H241V180H243V181L245 182V183H244L243 181L239 180V178H236V177H235L234 181L232 182V186H233V189H234V190L231 188L232 186H231V187L229 186V187L234 191V195H232V197H234V198H233L234 200L232 199L231 196H230V197H231L232 202L234 201L235 203L233 202V204H232L233 207L228 208L227 211H226V209H219V210H218V209H215L216 212H214V211L211 212V210H210V212H209V211L207 210V211H205V213H204V212H203V213H202V212H201V213H196V212H192V213L189 212V213H188V211H186V210H188V209H186V207H185V210H183L184 208H183V209L181 208L182 205H183L182 202H184V201H183V200H184L183 197H185V196H181V197H179V196H180V194H182V193H183V195H185L184 192L192 191V190H189L190 186L193 184L190 180H193V179H192V178H193L192 176H193V173H195V172L192 170V168L189 167V165L187 164V161H186L185 159H187L186 157L189 156L188 153H190V152H189V151H190V148H191L195 143H197V142H196L197 140L195 141V140L193 139V137L191 138L190 136L187 135L185 138L188 139V138L190 137L191 140L194 141V142H193V145H192V143L190 144V146H189V145H186L187 143H185V142H187V141H185V142H184V143H185L184 146H186V147L184 148L183 146H180L179 153H180V152H181V153L183 152V153H182V155H181V153H180V154L178 153V157H179V158L177 159V162H178L180 165L182 164L183 166H184L185 164L188 165V167H186L185 169L189 168V169H191V172L188 174L187 172H189V169H188V171L184 170V167H185V166H184V167L181 168L183 174L180 173V174H182V175H181L182 177L179 176V172H181L180 167H181L182 165H181L180 167H178L179 164L177 163V167H178V168H177V173H178V176H179L180 178H182V179L178 178V180L180 181L179 183H181V181H182V183L180 184V186H179V184L177 183L178 180H177V182H176V184H178V185L176 186V188H178V191H179V192L177 191V193H179V196L177 195L178 197H172V196L170 195V193H168V192H169L168 188H164V190L166 189L167 192H165V193H164V192H161L162 195H163V197H164V198H163V197L161 196V198H162V200H164L165 202H167L166 200L171 196V197L168 199V203H170L172 206H174L173 204L177 205V204L179 203L178 201H181V200H182V201H181L182 205H181V207H180V210H179V211H176L177 209H179V206H178V205H180L181 203L178 204V205H177L178 207H176V208H175V207H174V208L172 207V209H174V211L172 210L173 213H171V212H172V211H171V212H170L171 214L169 213V214H167V215H162L163 217L159 215L160 217H157V218H156L155 216L149 218V217H145V216L142 214V212H141V215H140V211L138 210V208H139L138 205H134V204H133V207H135V209H136V206L138 207L137 210L139 211V214H138V211H136V210L132 211L133 208L130 207V206H132V204H131V205L129 206V207L132 209L131 211L137 213V214L132 213V214H135V218H136V219H133L132 216L129 215V214H130V212H128V211H129V207H127V211H125V210H126V207H125V209H124L123 211L126 212V214H127V212H128V215H127L128 217H126V214H125L124 212H122V211H121L120 215L123 216V214H124L125 217L128 218V220H129V219L131 220V218H132V220H134V221H135V220L138 221V222L136 223V224H138V225L135 224L136 221L134 222V221H130V220H129L130 222H134V225H133V226H134L135 228H133V227H132V224H129L130 222H129L127 219H126V221H125V219H124L125 217L122 218V217L120 216V217H121V224H124V223L127 224V223H128L130 226H129V225L125 226V227L127 228V231L129 230L128 232L125 231V232L123 233V232L119 231L118 235H119V236H123V235H127L128 233H135V231H137L136 233H143V231H144L145 233H146L147 231H148V232H147L146 234H144L139 240H137L136 242L132 243L130 246H128L126 249H124L122 252H120L116 257L109 259V260H108L107 262H105L104 264H264V211H262V210L264 209V188L262 189V187H264V181H263V179H264V173H263V172H264V163H263V162H264V160H263V159H264V157H263V155H264V153H263L264 151H263V150H264V149H263V148H264V147L262 146L264 143H263L262 145H261V144H260V145H257V144H256L257 146H259L258 148H256V149H258L259 151L256 150L255 152H257V151H258V152H262V151H263V152H262V153H258V152L255 153V152H254L255 149L252 150L253 146L255 145V144H253L254 142L251 144V145H253L252 148H251V146H250L249 143H248V145H249L250 147H249L248 145H245L246 142H245V141H242V139L239 138V135H238V134H236V133H234ZM242 134H243V133H242ZM247 134H248V136H247ZM30 135H31V136H30ZM77 135H78V134H77ZM83 135H84V134H83ZM140 135H141V134H140ZM140 135H139V136H140ZM143 135H141L140 137H138V136H136V137H138V138H143V137H144ZM165 135L168 136L167 133H164V135H161V141H162V138L165 139L164 144H166V142H167V137H166ZM218 135L221 136V138H220ZM17 136H16V137H17ZM37 136H38V135H37ZM37 136H36V137H37ZM42 136H43V137H42ZM142 136H143V137H142ZM163 136H165V137H163ZM213 136H212V137H213ZM18 137H19V136H18ZM20 137H21V136H20ZM23 137H24V135H23ZM36 137H33V138L36 139ZM187 137H188V138H187ZM216 137H217V139H216ZM227 137H226V138H227ZM33 138H31V139H33ZM46 138H47L48 140H47ZM185 138L182 139V140H185ZM205 138H206V136H205ZM205 138L203 137L202 139L204 140ZM238 138H239V139H238ZM3 139H4V138H3ZM3 139L0 138V141H1V142H4V141H5V143H6L7 140H4V141H3ZM37 139H38V137H37ZM37 139H36V140H37ZM45 139H46L47 141H46ZM214 139H216L217 141L214 142ZM218 139H220V140H222V141H220V140H218ZM240 139H241V140H240ZM36 140H33V141L35 142ZM38 140H39V139H38ZM38 140H37L36 142H38ZM43 140H41V141L39 140V143H41ZM203 140H202V141H203ZM227 140H228V141H227ZM233 140L236 141V143L234 142L235 144L233 143ZM238 140H239V141H238ZM30 141H31V140H30ZM218 141H219V142H218ZM229 141H230V142H229ZM36 142H35L34 144H36ZM224 142H222V143H224ZM226 142H225V143H226ZM243 142H245V143H243ZM39 143H38V144H39ZM51 143H52V142H51ZM160 143L162 144L163 142H160ZM222 143H221V145H222ZM225 143H224V145H225ZM255 143H256V142H255ZM0 144H1V143H0ZM42 144H43V143H42ZM231 144H230V145H231ZM2 145H3V146H2ZM5 145H6V144H3V143L1 144L2 147H4ZM39 145H40V144H39ZM191 145H192V146H191ZM212 145H210V146H212ZM214 145H216V144H214ZM214 145H213V146H214ZM236 145H237V146H236ZM256 145H255V146H256ZM188 146H189V147H188ZM213 146H212V147H213ZM241 146H242V147H241ZM257 146H256V147H257ZM182 147H183V148H182ZM187 147H188V149H187L188 152L185 154V150H186ZM208 147H209V146H208ZM261 147H262V148H261ZM41 148H42V147H41ZM41 148H40V149H41ZM239 148H240L241 150H240ZM244 148H245V149H244ZM40 149H39V152H40ZM182 149H183V151H181ZM42 150L45 151L46 149L43 148V149H41V151H42ZM187 150H186V151H187ZM238 150H239L240 152H239ZM44 151H43V155H45V152H46L47 150H46L45 152H44ZM247 151H248V153H249V156H248V153H246ZM40 153L42 154V152H40ZM240 153H241V154H240ZM41 154H39V155H41ZM183 154H184L185 156H184ZM254 154H257V155H254ZM179 155H181V156H179ZM186 155H187V156H186ZM237 155H238V156H237ZM246 155H247V156H246ZM253 155H254V156H253ZM183 156H184V157H183ZM239 156H240V157H239ZM181 157H182V158H181ZM238 157H239V158H238ZM241 157H243V158L245 157V158L243 159V158H241ZM256 157H257V159H256ZM253 158H254V159H253ZM259 158H260V159H259ZM248 159H249V161H248ZM181 160H182L183 162L185 161V163H183ZM242 160H243V162H245V163H243ZM179 161H180V162H179ZM246 162H247V163H246ZM248 162H249V163H248ZM251 162H252V163H251ZM256 163H257V164H256ZM261 164H263V165H261ZM250 165H248V166H250ZM224 166H225V165H224ZM224 166H223V167H224ZM258 166H259V168H258ZM226 167H227V166H226ZM226 167H224V168H225V172L227 173V171H226L227 168H226ZM237 167H239V166H237ZM240 167H241V166H240ZM240 167H239V169L241 170L242 167H241V168H240ZM250 167H251V166H250ZM224 168H222V170H223ZM178 169H179V172H178ZM259 169H260V170H259ZM184 171H186V173H184ZM226 173H223V174H226ZM187 174H188V175H187ZM190 174H192L191 177H189ZM33 175H36L37 177H36V176H33ZM30 176H31V175H30ZM39 176H40L39 172H35V171H34V172L32 173V176L29 177V179L32 178V177H33V180H34V178L38 179ZM189 178H190V179H189ZM29 179H28V180H29ZM36 179H35V180H36ZM236 179H237V181H236ZM255 179H256V180H255ZM40 181H41V180H40ZM235 181H236V183H237L238 181H239L240 183L238 182L237 184H235ZM252 181H254V182H252ZM188 182H189V184H187ZM190 182H191L192 184H191ZM255 182H256V183H255ZM259 182H260V183H259ZM262 182H263V183H262ZM145 183H146V182H145ZM183 183H184V184H187V185H189V186H187V185L185 186ZM241 183H242V186H241ZM247 183H249V184H247ZM252 183H253V184H252ZM254 183H255V184H254ZM141 185H142V186H141ZM141 185L139 186V188L137 187V188H138V191H136L137 189H135V191L137 192V195H138V196H142V198H143V196H144V197H147V196H145V195H148L149 192L151 193L152 185H150V184H148V183H146V184H144V185L141 184ZM235 185H237L236 187H238V185H240L241 187L239 186V188H237V189L235 190V188H236ZM259 185H261V186H259ZM30 186H31V185H30ZM145 186H148V187L150 186L151 190H150V188L145 187ZM178 186H179V187H178ZM181 186L184 187L183 189H185L186 191H183V189H182ZM251 186H252V187H251ZM256 186H257V188H255ZM140 187H142V188L144 187L145 189L147 188V190H148V191L150 190V191H149V192H146L147 190H144V188L142 189V188H140ZM180 187H181V188H180ZM185 187H186V188H185ZM188 187H189V188H188ZM253 187H254L255 189H254ZM25 188H26V187H25ZM25 188H24L23 191H24V192L26 191L28 195L25 194L26 192L23 193L22 190H19L18 192H19L20 194L24 195V196L26 195V197H27L28 199L25 198L24 196L20 195L19 193H18V194H19L20 196L17 195V197H21V199H22V197H23V199H22V203L25 204V205H23L22 203L18 202V200H17L16 203H17L18 205H21V206H19V208H18V207H17V204H16L15 202H11L10 204H13V203H14L15 205H13V208H12L11 205H10L11 210L8 211V213H9V212L12 213V215H10V213H9L10 217L13 216V214H14V210H13V209L16 208V211H18L17 209H20V207H24V206H26V205H28V204H29V207H30V206L33 207L32 205H35V204H36V203H33V201H32L33 204L30 203V202H31L30 199H32V200H33V199H34V200L37 199V197L35 196V195H36V194H35V193H36V192H35V189H33V187H31L32 189H31L30 187H29V188L27 187V188L30 190V192H29L28 189L26 188V189H27V190H26ZM179 188H180L181 191L179 190ZM187 188H188V190H187ZM191 188H192V186H191ZM191 188H190V189H191ZM245 188H246V189H245ZM140 189H142V192H143V193L145 192V195L141 194L142 192L140 191ZM252 189H253V191H252ZM260 189H262V190L260 191ZM31 190H32L33 192H32ZM254 190H255V191H254ZM139 191H140V193H139ZM162 191H163V189H162ZM258 191H259V192H258ZM31 192H32V193H31ZM180 192H182V193H180ZM250 192H251V193H250ZM254 192H255V193H254ZM29 193H31V195H33L34 197L31 196ZM33 193H34V194H33ZM146 193H147V194H146ZM150 193H149V194H150ZM161 193H160V195H161ZM167 193H168V194H167ZM248 193H249V194H248ZM86 194H87V192H85L83 195H79V196H80L79 198H78V196L76 197V200H78V203L81 204V205L79 204V206H83L84 203H82V202H84V200H85V198H86ZM165 194H166L167 197L164 196ZM245 194H246V195H245ZM250 194H251V195H250ZM254 194H256V195H254ZM261 194H262V195H261ZM29 195H30L32 198H31ZM169 195H170V196H169ZM186 195H189V194L186 193ZM243 195L248 196V200H247L248 203H245L244 201H241V198H242ZM259 195H260V196H259ZM83 196H85V197H83ZM149 196H150V195H148V197H149ZM251 196H252V197H251ZM256 196H257V197H256ZM148 197H147V198H148ZM240 197H241V198H240ZM243 197H244V196H243ZM262 197H263V198H262ZM77 198H78V199H77ZM138 198H139V201H141L142 203L144 202L143 199L141 200V197H138ZM165 198H167V199L165 200ZM171 198H174V200H176V198H178V200H176V202H174V200L169 202V200H170ZM180 198H181V199H180ZM253 198H254V200H253ZM18 199H19V201H21L20 198H18ZM24 199H25V200H24ZM26 199H27L28 201H27ZM144 199H145V198H144ZM179 199H180V200H179ZM15 200H16V199H15ZM261 200H262V201H261ZM12 201H14V199H13ZM24 201H26L27 203H26V202L24 203ZM109 201H110V200H108V202H109ZM145 201H146V199H145ZM257 201H258V202H257ZM28 202H29V203H28ZM113 202H114V200H112L110 203H107V206L109 205V207H108L109 209H113V208H114V213H115V212H116V211H115V208H117V207H116V202H114V203H113ZM141 202H140V203H141ZM173 202H174V203H173ZM177 202H178V203H177ZM240 202H242L241 205H240ZM243 202H244V203H243ZM259 202H262L263 204L261 203V205H260ZM19 203H20V204H19ZM76 203H77V202H76ZM76 203H75V204H76ZM111 203H112V204H115V205H114V206H110ZM176 203H177V204H176ZM252 203H253V204H252ZM257 203H259V206H260L261 208H257V207H259ZM30 204H31V205H30ZM38 204H39V202L37 201V204H36V205L38 206ZM234 204H235V206H234ZM237 204H238V205H237ZM248 204H250V205H248ZM255 204H256V207L254 206ZM76 205H77L76 207H79L78 204H76ZM251 205H252V206H251ZM262 205H263V206H262ZM183 206H184V205H183ZM242 206H243V207H242ZM110 207H111V208H110ZM112 207H113V208H112ZM239 207H240V208H239ZM249 207H250V208H249ZM252 207H253V209H252ZM79 208H81V207H79ZM79 208H78V209H79ZM231 208H232V209H231ZM234 208H235V209H234ZM238 208H239L240 210H239ZM241 208H242V209H241ZM244 208H246V209L244 210ZM262 208H263V209H262ZM83 209H84V207H83ZM181 209H182V210H181ZM249 209H250V210H249ZM116 210H117V209H116ZM234 210H236V211H234ZM243 210H244V212H242ZM246 210H247V211L249 210V211L247 212ZM16 211H15V214H16V216H17V214H18L19 211H18L17 213H16ZM110 211L113 212V210H110ZM110 211H108V215H109V216H112V215H110V214H114V213H109ZM184 211H185V212H184ZM189 211H190V210H189ZM177 212H178V214H177ZM181 212H182L183 214H180ZM206 212H207V213H206ZM83 213H84V212H83ZM117 213L119 214V210H117ZM117 213H115V214H117ZM15 214H14V215H15ZM33 214H34V213H33ZM115 214H114L113 217H115V218L119 217L118 215H115ZM186 214H187V215H186ZM35 215H36V216H35L36 218H35L34 222L32 223L33 226H31V225H32L31 223H30L31 225L29 224L30 232L32 231V230H31V229H32L31 227H33V231H34V230L37 231V229H40V228H41L40 226H42V228H43L45 225H47V224L49 223V222H47V224H45V225H41V224H43V223H46V222H44L45 218H44V217L41 218L42 215L40 216V214H37V213H36ZM90 215H91L90 213H89L88 215H86V216H88V217H86L87 219L91 217L90 220H88V222L93 220V219H92V216H90ZM169 215H171L172 217L169 216ZM173 215H174V216H173ZM176 215H177V216H176ZM16 216H13L12 218H14V217H16ZM37 216H40V218L38 217V219H37ZM73 216H74V215H73ZM84 216H85V215L82 214V217H81L80 221L83 219ZM116 216H117V217H116ZM137 216H138V217H137ZM139 216H140V217H139ZM141 216H142V217L144 216V217H143L144 219H143ZM33 217H34V216H33ZM70 217H71V218H70ZM70 217H69V218L67 217L66 220H64L65 226H63V227H66V226L68 225V224H66V221H67V222L69 221L70 225H72V226L70 227V225H68V227H69L71 230H70L68 227H66V230H70V231L67 232L64 228H62L64 231H66V232L68 233V234H67V233L65 232V233L67 234V239H68V235H69L70 232L73 230V226L75 227V225H73L74 223H73L71 220H69V219H72V215H70ZM100 217H101V216H100ZM100 217H96V220L94 219V220H95V221H94V222H95L94 226H93V221L91 222V223H92V226H91V227H94V228H91L92 230H91V229H87V228L90 227V222H89V226L87 227V225L85 226V223H86L87 221L85 222L84 220H82V223L85 222V223H84V226H85V227L83 228V224H81L80 221H79V222L77 221L78 223L75 222V221H76V220H75L76 218H74L73 221H74L77 225H78V224H81L82 235H83V233L85 234V232L88 231V230H89V231H88L84 236H88V233H89V232H90V233H94V232H95L94 235L92 234V236H93V238H94V236L96 235V232H97L96 230L99 231V230L105 228V226L108 227V226H107V221H106V222L104 221L105 223H104L102 220H100V222H97V220H98L97 218H100ZM113 217H110V218H113ZM129 217H130V218H129ZM169 217H170V218H169ZM86 218H84V219H86ZM137 218H138V219H137ZM139 218H140V220H139ZM160 218H162V219L160 220ZM36 219H37V220H36ZM42 219H44L43 222H42ZM101 219H104V218L101 217ZM113 219H114V218H113ZM113 219H112V220H113ZM122 219H124V220H122ZM154 219H156L159 223L157 224V221L154 220ZM163 219H164V220L166 219V220L164 221ZM46 220H47V217H46ZM77 220H78V219H77ZM104 220H106V218H105ZM116 220H117V222H116ZM116 220H115V221H114V220L112 221V223L114 222V224H111V225H113L112 227H114V225L117 226L118 224L121 226V224H120V222H119V221H120V218H119V219L117 218ZM118 220H119V221H118ZM149 220H150V221H149ZM35 221L37 222V223H36L37 226H39V224H40V226H39L40 228H37V226L35 225ZM40 221H41V223H40ZM70 221H71L72 223H71ZM98 221H99V220H98ZM101 221H102V222H101ZM109 221H110V219H109ZM109 221H108V222H109ZM122 221H123V223H122ZM124 221H125V222H124ZM127 221H128V222H127ZM153 221H154V222H153ZM2 222H4V220H3V218H0V228H1V229H2V227H3V225H4ZM96 222H97V223H96ZM115 222H116L117 224H116ZM152 222L154 223V226H155V227L153 226V223H152ZM164 222H165V223H164ZM98 223H100V224H98ZM102 223H103V226L101 225ZM151 223H152V224H151ZM87 224H88V223H87ZM96 224H98V225H96ZM104 224H106V225L104 226ZM155 224H156V225H155ZM161 224H162V225H161ZM1 225H2V226H1ZM108 225H109V227H110V224H108ZM119 225H118V227H119ZM139 225H141V226H139ZM160 225H161V226H160ZM47 226H48V225H47ZM78 226H79V225H78ZM96 226H100L101 229H100V227H99V229H97ZM137 226L140 227L141 230H140V229L138 230V227H137ZM152 226H153V227H152ZM158 226H159V227H158ZM34 227H35V228H34ZM86 227H87V228H86ZM129 227H130L131 229H130ZM141 227L143 228V231H142V228H141ZM145 227H147V228L150 229V230H148V229L145 228ZM150 227H152L154 230H151ZM42 228L39 230V232H41V230H42V231H44L45 233H47V232H46V231H47L46 229H49V228H50V225H49L47 228H46V226H45V227H44V228H46L45 230H44V228H43V229H42ZM79 228H80V227H79ZM144 228H145V229H144ZM1 229H0V231H1ZM83 229H85V230L87 229V230H86V231L84 230L85 232H83ZM93 229H95V230H93ZM135 229H136V230H135ZM146 229H147V230H146ZM134 230H135V231H134ZM145 230H146V231H145ZM33 231H32V232H33ZM64 231H63V233H64ZM92 231H93V232H92ZM132 231H133V232H132ZM139 231H140V232H139ZM149 231H150V232H149ZM44 232H41V233H44ZM48 232H49V230H48ZM33 233L35 234V232H33ZM45 233H44V234H45ZM49 233L51 234V232H49ZM49 233H47V234L50 236ZM63 233H62L61 235H63ZM90 233H89V235H91ZM97 233H98V232H97ZM120 233H121V234H120ZM125 233H126V234H125ZM0 234H2V232H1ZM31 234H32V233H31ZM44 234H43V235H44ZM48 235H45V237H48ZM21 236H23V234L19 235V237H17V238L15 239L16 241H15L14 239H13L14 241H13V240H10V241H11L12 243H14V244H11L10 241H6V242H5V240H3V239L1 238V236H0V264H3L4 262H5V264H6L7 261H8L7 264H10V261H9V257H8V256L11 255V253H12L14 247H15L17 244H19L20 241H21V242H22V241H25L24 239L22 240V237H21ZM119 236H117V237H119ZM50 237H51V236H50ZM63 237H64V238L58 236V239H60V238H62V239H66V238H65V237H66L65 234L63 235ZM69 237H70V235H69ZM88 237H89V236H88ZM88 237H86V238H88ZM19 238H20V239H19ZM89 238H90V237H89ZM91 238H92V237H91ZM91 238H90V239H91ZM49 239H52V238H49ZM62 239H60L61 242L63 241ZM18 240H20V241H18ZM53 240H54V239H53ZM53 240H51V242H52ZM64 241H65V240H64ZM92 241H93V240H92ZM61 242H59V241L57 240V242L53 245V247H55V249H56V244H58V243L60 244ZM62 243H63V242H62ZM62 243H61V245H62ZM52 244H53V243H52ZM89 244H91L92 246H94L95 242L93 241V243H92L91 240H90V243H89ZM98 244H99V245H98ZM9 245H10V246H9ZM11 245H12V246H11ZM61 245H60V249H61ZM63 245H64V244H63ZM63 245H62V246H63ZM96 245H97V248H100V247L102 246V243H101V242H98ZM58 246H59V245H58ZM58 246H57V247H58ZM99 246H100V247H99ZM6 247H7V248H6ZM10 247H11V248H10ZM45 248H46V252H47L49 249H47V247H45ZM63 248H64V247H63ZM63 248H62V250H64ZM57 249H58V248H57ZM57 249H56V250H57ZM58 250H59V249H58ZM65 250H66V249H65ZM4 251H5V252H4ZM8 251H9V252H8ZM43 251H44V250L42 249V253H43ZM57 252L60 253L61 250H59V251H57ZM62 252H63V251H62ZM65 252H66V251H65ZM44 253H45V251H44ZM44 253H43V254H44ZM47 253H48V252H47ZM47 253H46V255H47ZM63 253H64V252H63ZM7 254H8V256H7ZM61 254H62V253H61ZM46 255H45V256H46ZM49 255H50V254H48V256H49ZM45 256H44V258H43L42 254H41L42 261H41V259L39 260V262L41 261L40 264H43L44 262H45L44 264H47V262H49V260H48L49 258H47L48 256H46V258H47L48 261L46 260ZM49 257H50V256H49ZM7 259H8V260H7ZM44 259H45V260H44ZM81 262H82V260L80 261V263H81ZM26 264H29V263H26Z\"/></svg>",
  "mask_w": 264,
  "mask_h": 264
}]
</instances>
